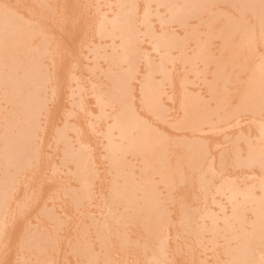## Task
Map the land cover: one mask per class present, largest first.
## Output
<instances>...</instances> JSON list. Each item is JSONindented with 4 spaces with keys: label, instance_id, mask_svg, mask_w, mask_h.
Masks as SVG:
<instances>
[{
    "label": "bare ground",
    "instance_id": "bare-ground-1",
    "mask_svg": "<svg viewBox=\"0 0 264 264\" xmlns=\"http://www.w3.org/2000/svg\"><path fill=\"white\" fill-rule=\"evenodd\" d=\"M6 1V0H5ZM11 1V0H10ZM13 1H16V0H13ZM13 1H12V3H13ZM20 1V0H19ZM27 1V0H26ZM31 1V0H30ZM49 1V0H48ZM47 0H46V3L48 2ZM56 1V0H55ZM58 1V3H59V0H57ZM61 1V0H60ZM66 1V0H65ZM64 1V2H65ZM67 1H69V0H67ZM78 1V3H79V1L80 0H77ZM90 1V0H89ZM102 1V0H101ZM106 1H108V0H106ZM110 1V0H109ZM112 1V0H111ZM118 1V2H117ZM121 1V2H120ZM127 1H129V3H127ZM132 1H134V0H115V3L117 2L118 4H120V5H118L117 3V5L119 6V7H117L119 10H120V6H124V3H126V5L127 4H129V7H130V2H132ZM135 1H137V0H135ZM134 1V2H135ZM164 1V0H163ZM166 2H168V1H170V5H168L167 6V8L170 6L171 7V5H172V7H176V5L177 6H179L178 5V3H177V1L178 0H165ZM164 1V2H165ZM186 1V0H181V2L182 3H184V2ZM191 1V0H190ZM190 1H186V3L188 2V4H189V2ZM193 1V0H192ZM212 1V2H211ZM213 1L214 0H195V1H193V4L190 6L189 5V7H190V9L188 8V7H186L187 6V4L186 5H184V4H182L181 2V4H180V6H182L183 5V7L185 6L186 8H188V10H190L191 12H189L186 8H185V10L187 11V12H189L191 15H195V14H197V15H200L198 12H200L202 15H203V12H201L202 10L204 11V8L206 9L210 4V2H211V5L213 4V5H215L214 3H213ZM216 1V0H215ZM214 1V2H215ZM228 1V0H227ZM230 1H232V0H230ZM240 1H242L240 4H244L243 6L242 5H240V7H243V9L245 10L246 8V6L248 5V4H246L245 5V2H247V3H249V5H252V8L251 9H249V11H255L254 13H253V15H252V19L254 18V19H258V18H262V15L264 14V9H263V7H264V2L263 3H260V5H256L258 2H262L261 0H258V1H256V0H240ZM240 1H236L235 0V2L237 3V2H240ZM1 2V1H0ZM9 2V1H8ZM7 2V3H8ZM18 1H16V3H17ZM33 3L35 2V0L34 1H32ZM32 2H30V3H32ZM51 2V1H50ZM72 2V1H71ZM70 2V3H71ZM76 2V0H74L73 1V3H75ZM92 2V1H91ZM99 2V1H98ZM151 2V1H150ZM154 2V1H153ZM162 1H160V3H161ZM166 2H165V5H166ZM174 2H176V3H174ZM195 2H196V5H197V9H193V10H191L192 9V6L195 4ZM217 2V1H216ZM222 2H223V0L221 1V2H219V3H221L222 4ZM233 2V1H232ZM231 2V3H232ZM255 2H257V3H255ZM1 3H3V2H1ZM0 3V4H1ZM6 3V4H7ZM21 3V2H20ZM32 3V4H33ZM38 3V2H37ZM45 3V4H46ZM53 3V2H52ZM57 3V2H56ZM69 3V4H70ZM71 4L72 6L74 5V4ZM77 3V2H76ZM75 3V4H76ZM82 3H84V2H82ZM135 3H137V2H135ZM145 3V2H144ZM147 4H148V2H146ZM159 3V2H158ZM218 3V2H217ZM230 3V2H229ZM19 4V3H18ZM26 4H27V2H26ZM85 5H87V1L85 0V3H84ZM89 4H91L90 2H89ZM98 3H96V5H97ZM99 4H100V2H99ZM101 4H104L105 5V1H104V3H101ZM107 4V3H106ZM139 5L141 4V2H139L138 3ZM163 4V3H162ZM173 4H174V6H173ZM176 4V5H175ZM238 4V3H237ZM261 4H263L262 5V7H261ZM5 5V4H4ZM3 5V6H4ZM16 5V4H15ZM20 5H22V4H20ZM29 5V7H30V4H28ZM34 5V4H33ZM39 5H40V3H39ZM43 5H44V3H43ZM42 4L40 5V6H43ZM61 5V4H60ZM95 5V6H96ZM131 5H133V3H131ZM212 5V6H213ZM229 5V4H228ZM235 5V4H234ZM239 5V4H238ZM3 6L1 7L0 6V69H2L3 68V70H0V71H2V72H0V84H2L1 85V87L2 88H5V89H3V93L2 94H0L1 95V97H2V99H4L6 102L7 101H9L7 104H12V106H13V108L12 107H9V109H12V113H9L8 112V110L9 109H7V107H6V110L7 111H5V112H8L9 113V115L11 116V118H10V116L9 117H7L8 119H7V121H6V123H5V125H7V127H5L4 126V129L2 128H0L1 129V131L3 130V133H2V136H1V134H0V138H1V145H0V152H2V154L0 155V164H2L4 161L5 162H7V161H9V162H7L5 165H7V167L5 166V165H3L4 167H2V169L0 170V171H2V174H1V172H0V239L2 240V236H3V238H4V234H5V236L9 233V235H8V237L9 238H12V239H14L13 237H15V236H17V238H19L18 237V235H16V234H18V227L17 226H15V228L17 229V231H15V234H12L13 233V228H14V222H17V217L19 216V214H22L21 212H19V211H17V209L18 208H16L18 205H19V202H17L18 201V199H16V201L14 202V200H15V196H16V194L20 191L19 189V191L17 190V188H20L21 189V184L23 183L22 181L24 180V183H27V181H28V177L30 176L29 175V173L31 172H33V174L35 173V174H37V172L39 171V167L42 165V162L41 161H44V160H41L42 158V156L40 155V152H42V148H44V145H43V147H42V142H43V140L47 137H45V134L44 133H48L49 131H48V129H46V127L44 126V125H41L42 124V122H43V120H41V118H43V117H41L40 118V116H41V112H43V109H49L50 108V110H51V107H47L46 106V108H44V106L45 105H43V102H44V100H42V99H40L41 97L39 96V95H41V93H43V90L45 89V87L44 86H46V84H45V81L44 80H47V75L45 76V74H43L42 72V74L45 76H43L42 74L41 75H39L38 76V74H39V70H40V68L42 67V64H43V60H42V64H41V62L38 64V57L37 56H43L42 58H44V56L47 54V53H45V54H43L44 52H49L50 51V49H48L47 50V47H45L44 46V43H43V46H41L42 44H41V41H38V42H40L39 44H32L33 43V41H31V42H29L30 41V39L32 40V38L34 37V35H33V33L35 32V29H32L31 27H28L27 26V24L26 25H24V22H23V27H25V29L26 30H28V29H32V30H34L33 31V33H32V30H29V31H26V30H24V28H22V23L20 22L21 20L17 17V14H14L12 11H14V10H16V11H18L16 8L15 9H13V10H11V9H9V11L7 10L8 8H10L11 6H12V4H11V6L10 7H7L6 8V6H4V8H3ZM13 6H14V4H13ZM23 6H24V4H23ZM27 6V5H26ZM32 6V5H31ZM35 7H36V5H34ZM45 6V5H44ZM47 6V5H46ZM57 6H58V4H57ZM57 6H53V8H54V10H55V7H57ZM65 6H68L67 5V3H66V5ZM71 6V7H72ZM78 6V5H77ZM80 7L82 6V4H81V2H80V5H79ZM89 7H90V5H88ZM95 6H91L90 8H92V7H95ZM98 6V5H97ZM114 6V5H113ZM128 6V5H127ZM137 6V5H136ZM144 6H146V5H144ZM161 6V5H160ZM195 6V5H194ZM207 6V7H206ZM225 6H226V3H225ZM18 7H19V5H18ZM61 7H63V6H61ZM70 7V6H69ZM69 7H67V9L69 10ZM70 7V8H71ZM74 7V6H73ZM79 7V8H80ZM102 7V6H101ZM111 7V6H110ZM109 7V8H110ZM126 7V6H125ZM125 7L123 8L124 10H125ZM132 8H134L133 6H131ZM140 7H142L141 5H140ZM139 7V8H140ZM155 7V6H154ZM183 7H181V8H183ZM211 7V6H210ZM223 7V6H222ZM238 7V6H237ZM237 7H235V9L237 8ZM248 7V6H247ZM14 8V7H13ZM32 8V7H31ZM47 9L46 10H48V8H50V7H46ZM51 8H52V6H51ZM53 8L52 9H49L50 11H51V13L49 14L48 12L49 11H45V8L43 7V9H44V12L45 13H47V14H49V15H53L54 17H52V16H50V17H52V19L54 18V21H55V18H57V15L55 14L56 12L58 13V11H54L53 10ZM84 8V10H85V8L87 9V6L86 7H83ZM143 8V7H142ZM166 8V7H165ZM177 8V7H176ZM178 8H180V7H178ZM177 8V9H178ZM181 8H180V12L183 14L184 13V15L186 16H184V15H182L181 14V16H184L185 18H187V16L189 15H187V14H185V11L183 12V11H181ZM249 8V7H248ZM248 8L246 9V10H248ZM253 8H254V10H253ZM23 9V8H22ZM32 9H34V7L32 8ZM39 9V8H38ZM57 9H59V6H58V8H56V10ZM82 9V8H81ZM89 9V8H88ZM106 9V8H105ZM128 9V8H127ZM131 9V8H130ZM146 9V8H145ZM160 9V8H159ZM164 9V8H163ZM176 9V10H177ZM214 9V8H213ZM217 9H219L218 7H217ZM240 9V8H239ZM10 10H11V12H10ZM21 10V9H20ZM19 10V11H20ZM25 10V9H24ZM24 10H23V12H24ZM27 10V9H26ZM40 10H42L41 8H40ZM39 10V11H40ZM70 10H72V8L70 9ZM69 10V11H70ZM73 10H75L76 11V9L74 8ZM93 10L94 9H92V12H93ZM99 10V9H98ZM106 10H108V9H106ZM110 10H112V9H110ZM109 10V11H110ZM114 10V9H113ZM112 10V11H113ZM129 10V9H128ZM136 10H138V6L136 7ZM175 10V11H176ZM198 10V11H197ZM228 10V9H227ZM226 10V11H227ZM237 10V12H238V9H236ZM244 10H242V12L244 11ZM18 11V12H19ZM22 11V10H21ZM19 12V14L21 13L22 15H23V12ZM32 11L34 12V10H31V13H32ZM81 10H79V12H80ZM87 11V10H86ZM101 11V10H100ZM118 11V10H117ZM123 10H122V8H121V10L120 11H118V13L120 14L121 12H122ZM164 11V10H163ZM163 11L161 10V12L163 13ZM172 11V12H171ZM169 13L171 14V13H173V10H171ZM179 11V9L176 11V13H173L174 15V18L173 17H170L172 20H176V21H178V19H179V21H180V19H181V16H180V13H177ZM192 11H196V12H194V14H193V12ZM207 11V10H206ZM209 11V10H208ZM211 11V10H210ZM217 11H219V10H217ZM231 11V10H230ZM241 11V10H240ZM15 12V11H14ZM43 12V13H44ZM52 12H53V14H52ZM55 12V13H54ZM66 11H64V13H65ZM71 12V11H70ZM76 12H78V11H76ZM76 12H74L73 11V14L75 15V13ZM78 12V13H79ZM85 12V11H84ZM89 12L91 13V11H90V9H89ZM103 12V11H102ZM132 14H133V12L134 11H130ZM140 12V11H139ZM145 12V11H144ZM148 12V11H147ZM186 12V13H187ZM228 12V11H227ZM227 12H225V13H227ZM234 12V11H233ZM236 12V11H235ZM245 12V11H244ZM243 12V13H244ZM17 13V12H16ZM26 14H27V12H25ZM36 13V12H35ZM35 13H32V14H35ZM40 13H42L41 11H40ZM44 13V14H45ZM61 13V12H60ZM60 13H58V15H60ZM66 13H68V11L66 12ZM82 13V12H81ZM90 13H88V14H90ZM94 13H95V11H94ZM105 13V15H107L106 13H107V11L106 12H104ZM142 13H143V11H142ZM167 13V12H166ZM204 13H205V11H204ZM212 13H213V11H212ZM223 13V12H222ZM232 13V12H231ZM248 13V12H247ZM31 14V15H32ZM37 14V13H36ZM35 14V15H36ZM84 14V13H83ZM83 14H80V15H83ZM87 14V15H88ZM92 14V13H91ZM90 14V15H91ZM101 14V13H100ZM132 14H129L128 12L127 13H124V11L119 15L122 19H120L121 21L119 22V24H118V22H116V21H114L115 19H116V17L118 16L117 14H116V16H114V17H112L113 18V21L115 22V23H117V27L120 29V31L122 32V34H123V36H124V38H125V41H124V38H123V36H122V34H121V38H120V36L118 35V34H120V33H118L117 35L119 36L118 38H117V36H116V31H117V29L118 28H116V27H113V26H115V23L112 21V29H111V26L109 27L108 26V28H110V31L112 32V31H114V30H116L115 31V34L113 35L110 31H107L106 30V32L105 31H102L103 30V27H104V25H109L108 23L107 24H103V23H105L103 20H105L106 21V19H108L109 17H108V15L106 16V19H104V17H102L103 15H101L100 17H101V19L102 20H99V19H97L96 21H98V22H96V23H99V25L102 23V29H99V32H98V28H100L101 27V25L99 26V27H97V28H95V29H97V30H95V29H93V30H95V31H93V33L95 32V36H97L96 35V31L100 34V36H102V37H107V34H108V37H113V39L115 38V36H116V41H117V39H119V41H122V42H125V49H123L122 50V48H124V44L122 43L121 44V42L120 43H117L118 45L120 44V48H121V50L123 51L122 53L126 56V55H128V56H130L131 58H132V60L134 59V56H135V52H136V55H137V53L140 51L139 49V47H136V46H138V42H137V36H138V39L140 40V38L142 37V35L140 36V34L139 35H137L138 34V31H136L137 29V27L138 26H136L135 24L137 23L138 24V20L136 21V23H135V21L134 20H136V19H134V18H132L133 16H132ZM134 14H136V12H134ZM140 14V13H139ZM176 14V15H175ZM180 16H178V15ZM214 14V13H213ZM240 14H242V13H240ZM240 14H237V15H240ZM246 14V13H245ZM40 15V14H39ZM49 15H48V17H49ZM61 15H63L62 13H61ZM92 15H94V14H92ZM109 15H111V14H109ZM114 15V14H113ZM169 15V14H168ZM197 15H195V16H197ZM212 15V14H211ZM210 15V17H208V20L211 22V20H213L214 19V21H215V19H217L218 18V14L216 15V16H211ZM221 15V14H220ZM227 15V14H226ZM231 15V14H230ZM233 15H235V14H233ZM232 15V16H233ZM260 16V17H256V16ZM41 16V15H40ZM39 16V17H40ZM44 16V15H43ZM78 16V15H77ZM132 16V17H131ZM135 16V15H134ZM136 16H137V14H136ZM140 16V15H139ZM160 16V15H159ZM177 16V17H176ZM190 16V15H189ZM201 16V15H200ZM199 16V17H200ZM205 16V15H204ZM208 16V15H207ZM206 16V17H207ZM241 16V15H240ZM245 16V15H244ZM250 16V15H249ZM254 16V17H253ZM31 18H32V16H30ZM29 17V18H30ZM42 17V16H41ZM49 17V18H50ZM78 17H80V16H78ZM83 16H81V18H82ZM84 17H86V15L84 16ZM120 17H118V19L120 18ZM144 17V16H143ZM179 17V18H178ZM194 17V16H193ZM193 17H192V19H193ZM198 17V18H199ZM203 17V16H202ZM216 17V18H215ZM220 17V16H219ZM225 17V20L223 21V23H222V21H221V23L220 24H223L218 30H220V29H222L221 31L222 32H220V33H223V34H221V35H223V36H221V35H218V36H221V38L223 37V40H221V38H220V41H221V43L223 42L224 43V46L223 45H221V44H218L219 45V49L221 48L220 47V45L222 46V48L224 47V49H225V47H226V49H227V51H223V53H226V54H223L221 51H219V52H221L225 57L227 56V54H228V57H229V59H228V57H227V61H229L230 60V62H231V58H233V57H231V56H234V57H236V58H238V61H239V58H242V59H244L243 58V56H245L246 57V55H250L249 57H251V55L252 54H254V53H252V52H254V50H255V48H253V47H256L254 44H257L258 43V41H257V37H259V36H256V38L257 39H255L254 38V33H256L257 32V30L255 31V28L257 29V26L255 27V28H253L254 26H252L253 24L252 23H250V24H252L251 26H249L248 24H247V20L245 19V23H242L243 21H241V19L242 18H230L229 16V18L227 17V16H224ZM235 17V16H234ZM35 18V17H34ZM33 18V19H34ZM45 18H47V16H45V17H43V19H45ZM64 18H65V16H64ZM64 18H62L63 20H61V19H59V18H57V19H59L58 21H60L61 20V22H63L64 23V21L65 22H67V23H65L64 25L65 26H63V28H65L64 29V31H67L68 33H69V36L68 35H66V34H64V37H62L63 39H65V37H70V40H69V42H73L75 39H76V37H78L77 35H70V33L73 31V30H76L75 32L77 33L78 32V28H80V27H82L83 25H84V22H85V20L83 21V23L80 21V19L78 20L79 21V24L80 25H82V26H78L79 24H76V22H75V20H71L70 21V19H68L67 20V18H68V16H67V14H66V18L64 19ZM69 18H70V16H69ZM71 18L73 19V16H72V14H71ZM92 18V17H91ZM91 18H89V19H91ZM111 17L107 20V22H109V20H111L112 19ZM153 18V17H152ZM178 18V19H177ZM183 18V17H182ZM184 18V19H185ZM205 18V17H204ZM210 18V19H209ZM213 18V19H212ZM223 18V17H222ZM244 18V17H243ZM245 18H247V17H245ZM20 21H19V20ZM25 19V18H24ZM27 19V18H26ZM37 19H38V15H37ZM74 19H75V17H74ZM88 19V18H87ZM96 19V18H95ZM94 19V20H95ZM118 19H116V20H118ZM154 19V18H153ZM163 19V18H162ZM169 19V18H168ZM170 19V20H171ZM192 19H190V21H192ZM201 19H203V18H201ZM207 19V18H206ZM220 19V18H219ZM231 19L233 20V21H231ZM236 19V20H235ZM248 19V21H249V18H247ZM256 19V20H257ZM263 19V18H262ZM261 19V20H262ZM32 20V19H31ZM46 20V19H45ZM67 20V21H66ZM93 20V21H94ZM132 20H133V25L135 26V28L134 29H132ZM146 20V19H145ZM144 20V21H145ZM148 20V19H147ZM223 20V19H222ZM237 20H239V21H241V23L238 21L237 22ZM243 20V19H242ZM251 20V19H250ZM255 20V21H256ZM18 21V22H17ZM35 21V20H34ZM37 21V20H36ZM47 21V20H46ZM50 21V20H49ZM58 21H56V22H58ZM100 21H102V22H100ZM119 21V20H118ZM178 21V22H179ZM181 21H185V20H181ZM195 21V20H194ZM200 21V20H199ZM209 21H207L208 22V25H211V27L209 28L208 27V32L210 33V35H212V32L214 31H212L211 32V28L213 29V22H212V24L209 22ZM218 21V20H217ZM216 21V22H217ZM236 21V22H235ZM254 21V22H255ZM21 23L20 25L21 26H18V27H16L17 26V24L16 23ZM31 22V21H30ZM38 22H39V20H38ZM56 22H54V23H56ZM61 22H59V24L61 23ZM90 22V21H89ZM178 22H177V24H178ZM183 22H181V23H183ZM261 22V21H260ZM11 23H13V25L11 24ZM26 23V22H25ZM40 23V22H39ZM82 23V24H81ZM87 23V22H86ZM157 23V22H156ZM159 23V22H158ZM157 23V24H158ZM171 23V22H170ZM180 23V22H179ZM195 23V22H194ZM197 23H198V21H197ZM204 23V22H203ZM202 23V24H203ZM210 23V24H209ZM218 23V22H217ZM259 23V21L257 22V24ZM261 23H263V21L261 22ZM28 24H29V22H28ZM46 25L48 24V22L47 23H45ZM49 24H50V22H49ZM48 24V25H49ZM77 26H76V25ZM93 24H94V22H93ZM153 24V23H152ZM155 24V23H154ZM156 24V25H157ZM161 24V26H162V23H160ZM175 24V23H174ZM185 24V23H184ZM186 24H189V22L188 23H186ZM185 24V25H186ZM207 24V23H206ZM205 24V25H206ZM260 24V23H259ZM10 25V26H9ZM47 25V26H48ZM51 25H52V23H51ZM55 25V24H54ZM91 25V24H90ZM147 25V24H146ZM168 25H170V24H168ZM179 25V24H178ZM177 25V26H178ZM196 25V24H195ZM201 25V24H200ZM11 28V26H12V28H13V30L12 29H10L9 27ZM17 29V28H19V29H17V30H15L14 29V27ZM27 26V27H26ZM30 26V25H29ZM44 26V25H43ZM58 26V25H57ZM160 26V25H159ZM190 26V25H189ZM192 26V25H191ZM194 26V25H193ZM197 26V25H196ZM215 26V25H214ZM218 26V25H217ZM262 26V25H261ZM6 27H8V29H10V30H12L10 33L9 32H5V30H7V28ZM32 27H34V26H32ZM38 27V26H37ZM50 27V26H49ZM48 27V28H49ZM53 27V26H52ZM51 27V29H53ZM56 27V26H55ZM60 27H62V25L60 24ZM87 27H88V25H87ZM87 27H85V28H87ZM146 27H148V26H146ZM155 27V26H154ZM168 27V26H167ZM171 27V26H170ZM174 27V26H173ZM173 27H171V28H173ZM179 28H181L180 26H178ZM185 27V26H184ZM183 27V28H184ZM195 27V26H194ZM200 27H202V26H200ZM199 27V28H200ZM20 28H22V29H20ZM34 28H36V27H34ZM38 28H40V27H38ZM37 28V29H38ZM44 28H45V26H44ZM44 28L42 27L41 29H43L42 30V32L44 31ZM57 29H61V28H58V27H56ZM56 28H55V31H56ZM62 28V29H63ZM67 28H69L68 30H67ZM107 27L105 28V29H108ZM113 28H114V30H113ZM138 28H140V27H138ZM156 28V27H155ZM160 28V27H159ZM203 28H204V26H203ZM262 28H264V25H263V27ZM261 28V29H262ZM50 29V28H49ZM84 30V28L82 27V28H80V31H83ZM118 29V30H119ZM136 29V30H135ZM162 29L163 28H161V31H162ZM217 29V28H216ZM22 30V31H21ZM46 30V29H45ZM86 30V29H85ZM109 30V29H108ZM135 31V32H137V36H136V38H135V35L133 34V32L132 31ZM139 30V29H138ZM146 30V29H145ZM154 30V29H153ZM169 30H171L170 28H169ZM173 30L174 31H176V29L175 28H173ZM180 30V29H179ZM186 30H187V28H186ZM194 30H197V29H194ZM201 30V29H200ZM199 30V31H200ZM259 30V29H258ZM7 31H9V30H7ZM31 31V32H30ZM58 31V30H57ZM62 32H63V30H61ZM91 31V32H92ZM141 31V30H140ZM155 31V30H154ZM165 31V30H164ZM166 31H167V29H166ZM203 31V30H202ZM201 31V32H202ZM45 32V31H44ZM52 32H54V29H53V31ZM100 32H104L103 34L102 33H100ZM111 33V35L109 36V34ZM119 32V31H118ZM134 32V33H135ZM178 32V31H177ZM183 32V31H182ZM182 32L180 31V33L182 34ZM185 32V31H184ZM197 32H198V30H197ZM204 32H206V30H204ZM219 32V31H218ZM233 32H236L237 33V35H238V37L236 38L237 40H235V38H234V35H236V33H234L233 34ZM259 32V31H258ZM36 33H37V31H36ZM36 33H34V34H36ZM47 33H50V32H47ZM57 33V32H56ZM56 33H55V35H56ZM61 32H59L58 34H60ZM63 33H65V32H63ZM67 33V34H68ZM79 33V32H78ZM86 33V32H85ZM97 33V34H98ZM107 33V34H106ZM142 33V32H141ZM160 33V32H159ZM175 33V32H169V34L168 35H170L171 34V36L170 37H172V35ZM191 33V32H190ZM209 33L207 34L208 36L207 37H209L210 35H209ZM263 33H264V29H263ZM46 34V33H45ZM51 34V33H50ZM106 34V35H105ZM154 34V33H153ZM157 34V33H156ZM178 34H179V32H178ZM187 34V33H186ZM185 34V35H186ZM201 34V33H200ZM202 34H205V33H202ZM201 34V35H202ZM206 34H205V36H206ZM213 34H214V32H213ZM231 34H233V36H232V38H234L233 40H234V43H232V41H230V40H232V38H230V35ZM260 34V36H261V33H259ZM55 35H53L52 34V36L54 37V38H56L55 37ZM83 35V34H82ZM89 35V34H88ZM105 35V36H104ZM113 35V36H112ZM168 35H164V33L163 34H161V37H163V36H165V37H168ZM180 35V34H179ZM33 36V37H32ZM36 36V35H35ZM37 36H40L39 34L37 35ZM46 36V35H45ZM61 36H63L62 34H61ZM72 36H74V38H73V41H71V38H72ZM89 36H91V34L89 35ZM153 36V35H152ZM160 37V35H156L155 37L158 39V37ZM176 36H177V34H176ZM175 34L173 35V37H174V40H173V37H172V39H170L169 37H168V41L167 42H171V40H172V42L174 43V42H177V38H176V41H175ZM189 36V35H188ZM214 36H217L216 34H214ZM44 37V36H43ZM81 37H83V36H81ZM98 37V36H97ZM151 37V36H150ZM160 37V38H161ZM164 37V38H165ZM180 37V36H179ZM190 37H192V36H190ZM196 37H198V35L196 36ZM205 38V39H203L205 42H201L202 40H199L200 42L198 43L197 42V44H199V46H198V49L197 50H195V51H193V49H192V51L194 52V55H196V54H198L199 53V51L201 52L202 51V53H199V54H201L200 56H198V55H196V59H197V57H198V59H199V57L203 60V58H204V61H206V60H208L210 57L208 56V52L206 51L205 53H203V51L204 50H206V49H204L205 47L207 48V46L206 45H209L208 44V41L209 40H207V39H210V38ZM54 38H53V42L54 41H56V40H54ZM84 39H85V37H83ZM88 38V37H87ZM89 38H92V36L91 37H89ZM88 38V39H89ZM110 38V39H111ZM153 38V37H152ZM155 38V41L157 40ZM160 38H159V40H160ZM204 38V37H203ZM213 38V37H212ZM215 38V37H214ZM224 38L226 39V40H224ZM230 38V40H228ZM261 38H263V37H260V39ZM37 39V38H36ZM38 39H40V37L38 38ZM37 39V40H38ZM47 39H49V38H47ZM51 39V38H50ZM79 39H81L80 37H78V39L76 40V42L77 41H79ZM106 39V38H105ZM136 39V40H135ZM143 39H145V38H143ZM185 39V38H184ZM195 39V38H194ZM264 39V38H263ZM262 39V40H263ZM16 40L17 41H25L26 43H25V46H24V42H23V48H22V45L19 47V46H17V48H19V49H17L16 51H15V47H16V45L14 44V43H16ZM27 40H29V41H27ZM42 40V39H41ZM66 41H64V45H66L67 43V38L65 39ZM96 41V37L93 39V40H91V41ZM98 40V39H97ZM108 41H109V39H107ZM146 40V39H145ZM166 40H167V38H166ZM187 40V39H186ZM214 39H212V41H213ZM219 40V39H218ZM255 40H256V42H255ZM7 41H9V42H7ZM13 41H15L14 43H12V44H14L15 45V47H14V45H12L10 42H13ZM82 41V40H81ZM85 41V40H84ZM84 41H82V43H83V47H84V45H85V43H84ZM90 41V40H89ZM100 41H102V40H99L98 41V43L99 44H101L100 43ZM107 41V42H108ZM112 41V40H111ZM135 41L137 42V45H136V43H135ZM141 41V40H140ZM147 41V40H146ZM158 41V40H157ZM162 40H160L159 42H156L157 44L158 43H160ZM163 41H164V39H163ZM191 41H192V39H191ZM196 41V40H195ZM194 41V42H195ZM198 41V40H197ZM210 41H211V39H210ZM226 41V42H225ZM237 43H236V42ZM5 42H7L9 45L7 46V44H5ZM18 42V43H19ZM37 41H35V43H36ZM44 42H46V41H44ZM49 42H50V40H49ZM52 42V41H51ZM51 42H50V44H51ZM75 42V41H74ZM75 42V43H76ZM106 42V43H107ZM115 42V41H114ZM152 42V41H151ZM166 42V41H165ZM165 42L163 43V45L165 44ZM178 42H180V40H178ZM183 41H182V39H181V42H180V44L182 43ZM187 42V41H186ZM218 42V41H217ZM260 42H262V41H260ZM31 43V45H29V46H27V44H30ZM58 43V42H57ZM56 43V44H57ZM62 43V42H61ZM74 43V44H75ZM80 43V42H79ZM162 43H160V44H158V45H161ZM188 43H189V41H188ZM196 43V42H195ZM214 43V42H213ZM5 44V45H4ZM55 44V45H56ZM59 44V43H58ZM70 44V43H69ZM72 44V43H71ZM74 44H72L73 45V47L75 46ZM114 44V43H113ZM149 44V43H148ZM156 44V45H157ZM176 44V45H175ZM174 45L177 47L178 45L180 46V44H178V43H175ZM178 44V45H177ZM187 44V43H186ZM185 44V45H186ZM192 44V43H191ZM191 44H190V48L188 49V48H186V49H188L189 51H190V49H191ZM197 44H196V46H197ZM10 45H11V48H12V51H13V53H12V51L10 52L9 50L7 51L6 49H11L10 48ZM18 45V44H17ZM20 45V44H19ZM32 45H33V48L35 47V45H36V47L35 48H37L36 50H38V48L40 47V48H42V47H45V49H44V51H42V50H40V48H39V52H36L33 48H32ZM54 45V46H55ZM80 45H82V44H80ZM102 45V44H101ZM109 45V44H108ZM112 45V44H111ZM118 45H116V46H118ZM121 45H122V47H121ZM157 45V46H158ZM167 45H168V43H167ZM212 45V44H211ZM261 45H264V43L263 44H261ZM5 46H7L8 48H6ZM27 46V47H26ZM38 46V47H37ZM49 46V45H48ZM53 46V47H54ZM61 46H62V44H61ZM60 46V47H61ZM86 46V45H85ZM92 46H93V43H92ZM106 46V45H105ZM110 46V45H109ZM108 46V47H109ZM143 46H146V45H144L143 44ZM143 46H141V47H143ZM165 46H166V44H165ZM172 46V44L169 46V47H171ZM174 46V48H176ZM178 46V47H179ZM182 46H183V44H182ZM214 46V45H213ZM215 46H217V45H215ZM5 47V48H4ZM13 47H14V49H13ZM31 49H33L34 51H32V49L30 50L29 48ZM56 47V46H55ZM57 47H58V45H57ZM76 47V46H75ZM89 47V46H88ZM87 47V48H88ZM103 47V46H102ZM147 47H148V45H147ZM161 47V46H160ZM163 47V46H162ZM167 47V49L169 50V48H168V46H166ZM165 47V48H166ZM173 47V46H172ZM170 48L171 49V51H172V49H174V48ZM185 47H187V46H185ZM193 47H195V44L193 45ZM258 47H259V44H258ZM261 47V46H260ZM259 47V48H260ZM68 47H66V46H63L62 48H61V51L62 52H64V54L63 55H68L67 57L65 56V58L66 59H63V60H67L68 59V57H71L72 55H74V54H72V55H70L69 56V54L67 53V51L69 52V50L71 49L72 50V47H70V49L68 48ZM104 48V47H103ZM209 48V47H208ZM217 48V47H216ZM262 48V47H261ZM43 49V48H42ZM53 49V48H52ZM79 49V48H78ZM84 49H86V48H84ZM91 49V48H90ZM144 49H145V47H144ZM151 49H152V45H151ZM157 49V48H156ZM218 49V48H217ZM225 49V50H226ZM5 50L7 51L6 53L7 54H9L8 52H10V53H12V54H10V55H12L13 56V54H14V52H15V54H14V57H12V56H9L8 58H7V55L5 54V55H3L4 53H5ZM56 50L57 51H55V53H57L58 52V48H56ZM87 50V49H86ZM89 50V49H88ZM87 50V51H88ZM102 50V49H101ZM100 50V51H101ZM112 50V49H111ZM115 50H117V49H115ZM114 50V51H115ZM121 50H117L116 52H120V53H114V54H116V56L118 57V56H120L121 55ZM137 50H138V52H137ZM154 50V49H153ZM166 50V49H165ZM180 50H181V48H180ZM179 50V51H180ZM184 50H185V48H184ZM184 50H183V52H181V53H184ZM209 50H211L210 48H209ZM208 50V51H209ZM222 50V49H221ZM259 50V49H258ZM263 50V49H262ZM40 51H41V55H40ZM52 51V50H51ZM66 51V52H65ZM73 51V50H72ZM74 51H75V48H74ZM90 51V50H89ZM106 51V50H105ZM110 51V50H109ZM155 51V50H154ZM157 51V50H156ZM196 51H198L196 54H195V52ZM212 51H213V49H212ZM255 51H257V50H255ZM43 52V53H42ZM82 52H85V51H81V53ZM102 52V51H101ZM141 52V51H140ZM140 52L138 53V56L136 57V58H138L139 57V54H140ZM145 52V51H144ZM152 52V51H151ZM166 53V51H163V49H162V53ZM211 52V51H210ZM258 52V51H257ZM257 52H256V54H257ZM261 52V51H260ZM263 52V51H262ZM39 53V54H38ZM52 53H54L53 51H52ZM51 52H50V55H49V57L51 58V54H52ZM88 53V52H87ZM92 53V52H91ZM94 53V52H93ZM112 53V54H113ZM161 53V52H160ZM161 53V54H162ZM164 53V54H165ZM167 53H169L168 51H167ZM171 53V52H170ZM180 53V54H181ZM187 54H189L188 52H186ZM208 53V54H207ZM59 54H60V52H59ZM77 54V53H76ZM75 54V55H76ZM83 54V53H82ZM82 54H79V56H81L82 57ZM85 54V53H84ZM90 54V53H89ZM113 54V55H114ZM120 54V55H119ZM151 53H149V55H150ZM176 54V53H175ZM203 54V55H202ZM206 56H208V57H206ZM220 54V53H219ZM222 54H220L221 55V57L223 58L224 56L222 55ZM33 55V56H32ZM37 55V56H36ZM55 55V54H54ZM78 55V54H77ZM87 55V54H86ZM123 55V57H124V59H126L127 60V58L128 57H125ZM172 55H174V53H172ZM177 55V54H176ZM209 55H211V54H209ZM220 55H218L217 57L219 58L220 57ZM2 56L4 57V58H2ZM6 56V57H5ZM48 56V55H47ZM53 56V55H52ZM61 56V55H60ZM78 56V57H79ZM85 56V55H84ZM92 56H94L93 54H92ZM96 56V55H95ZM94 56V57H95ZM165 55H163V57H164ZM168 56H171V55H169L168 54ZM181 56H182V54H181ZM184 56H185V54H184ZM187 56V55H186ZM202 56H203V58H202ZM256 56H259V55H256ZM30 57H32L31 58V60L29 59ZM41 57H39V60H40V58ZM46 57V56H45ZM77 57V56H76ZM76 58V59H80V58ZM87 56H85V58H86ZM89 57V56H88ZM87 57V58H88ZM90 57H91V55H90ZM101 57V56H100ZM106 57V56H105ZM113 57H115V55L113 56ZM116 57V58H117ZM147 57V56H146ZM166 57H167V55H166ZM166 57H164L163 59H161V63H162V60H166ZM178 56H176V58H177ZM192 57V56H191ZM195 57V56H194ZM216 57V56H215ZM261 58L263 57V56H260ZM41 58V59H42ZM48 58V57H47ZM55 57H53V59H54ZM64 58V57H63ZM87 58H86V60H87ZM104 58V57H103ZM119 58V61H121V59H122V56H121V59H120V57H118ZM131 58H128V60H129V62H131L130 60H131ZM160 58V57H159ZM169 58H171V57H169ZM173 58H174V56H173ZM181 58V57H180ZM184 58V57H183ZM206 58H208V59H206ZM214 58V57H213ZM252 58H254L253 56H252ZM256 58V57H255ZM52 59V58H51ZM52 59V60H53ZM57 59V58H56ZM71 59V58H70ZM94 59V58H93ZM96 59V58H95ZM97 59H98V57H97ZM114 58H112V56H111V60H113ZM123 59V60H124ZM139 59H140V57H139ZM145 59V58H144ZM175 59V58H174ZM179 59V57L177 58V60ZM192 59V58H191ZM216 58H214V60H215ZM225 59V58H224ZM224 59H222V60H224ZM235 58H233V60H234ZM257 59V58H256ZM260 59V58H259ZM17 60H18V63H17ZM59 60H60V57H59ZM58 60V61H59ZM81 60H82V58H81ZM81 60H78V62H80ZM108 60V59H107ZM106 60V62H108ZM118 60V59H117ZM116 59H114V61H116V62H118L119 63V61H117ZM136 60V59H135ZM135 60L133 61V62H135ZM142 60V59H141ZM171 60V59H170ZM170 60H169V62H170ZM180 60V59H179ZM185 60H187V59H185ZM211 60L212 61H214L213 59H212V57H211ZM211 60L209 59L208 60V62L210 61V63H208V62H206V63H208V64H212V62H211ZM219 60H221V58H219L218 60L216 59V62L217 61H219ZM226 60V59H225ZM241 60V59H240ZM245 60V59H244ZM246 60H247V62H248V59L246 58ZM245 60V61H246ZM263 60V58L261 59V61ZM46 61H48V60H46ZM45 61V63H47ZM58 61H56V62H58ZM68 61V60H67ZM73 61H74V59H73ZM72 61V62H73ZM83 61V60H82ZM85 61V60H84ZM89 61V60H88ZM87 61V62H88ZM95 61V60H94ZM97 61V60H96ZM101 61V60H100ZM113 61V62H114ZM125 61V60H124ZM138 60H136V62H137ZM140 61V60H139ZM152 61V60H151ZM158 61V60H157ZM181 61H182V59H181ZM188 61V63H189V60H187ZM195 61V60H194ZM235 61H236V59H235ZM254 61H256V60H254ZM261 61H260V63H259V61H258V63L257 64H255V67H256V65H258L259 64V66H257L256 68H254V69H256L257 71H255L253 68V70L251 71V74L250 75H253V74H255L256 75V72H257V76L258 77H255V76H251V77H253V78H257L256 80H254L253 78V81H256L255 82V84L253 85V84H251V86L253 85L254 87H252V89H250L251 88V86L249 85L250 84V82H248L249 84L247 85L246 83V85L247 86H245L246 88H244V87H242V88H244V90L246 89H248L247 91H245V92H243V93H241V92H239L238 94L240 95H242L241 96V98H239V97H237V99H235L236 101L237 100H239L240 99V101H238L237 103L235 102V100L233 101V102H235L237 105L235 106V110L234 109H232L234 106H233V103L230 101L231 99H233L232 97H230V92H228L229 93V95H228V93H227V91L230 89H228L227 91L226 90H224V89H226L225 88V84H226V82L228 81L227 79H228V75H227V71L229 70H227L226 69V67H228V65L227 64H225V63H227V62H225V61H221V65H219L220 63L218 62V66L216 65V66H214V73H215V76H213V74H212V76L214 77V78H216L215 80H214V78L212 79V81H213V85H211V83H212V81L210 80L208 83L211 85V87H209L210 85L208 84V83H206V84H208L207 85V87H209V89H204V88H201V87H199L198 88V91L200 90V88H201V90H204L205 92H207L206 94H208L209 96H210V98L212 99L211 101H209L210 99H207V98H209V96L206 98L205 96H203L205 99H203L201 96H199V95H197V93L199 94V92H197V89H196V91H193V92H187V95L184 93V92H182V93H184L185 95H186V97H184L185 98V100H187V101H184V102H186V103H184L183 104V107H184V110H185V105H186V113H185V111H183V115L187 118V116H188V120H189V122H191V123H189V122H186V121H188V120H185V118L183 117V115H181V114H179V115H181V117H183L184 118V120L183 121H185L186 122V124H188L189 123V125L191 126L190 128H192V129H190V130H193V129H195L196 130V127H192L193 125L192 124H194V125H200V126H202V125H205L206 123H209L208 121H210L211 120V116L212 117H214V119H215V116H216V118H218V119H222L223 120V118H225V120L227 119V117H225V116H227L228 114L230 115V114H233L234 112L236 113V110H237V114H234V116L235 115H238L239 114V112L241 111L240 109H241V106H242V109L244 108V106H245V108H244V110H246V107H248V108H250V109H253V110H250L251 112L253 111V113H255V111H256V113L258 112V111H262V110H264V61L261 63ZM52 62V61H51ZM55 62V61H54ZM69 63H70V61H68ZM91 62V61H90ZM115 62V64H116V66H120L119 64L117 65V63ZM123 61H121V63L120 64H123V63H127V61H125V62H123ZM128 62V63H129ZM141 62V61H140ZM142 62H144V61H142ZM156 62V61H155ZM154 62V63H155ZM166 62H168V60H166ZM174 62V61H173ZM183 62V61H182ZM182 62H180V63H182ZM197 62V61H196ZM195 62V63H196ZM200 62H202V61H200ZM200 62H199V64H200ZM234 62V61H233ZM237 62V61H236ZM240 62H242V60L241 61H239V64L237 63V65L240 67L241 65H240ZM247 62H245L246 63V67H247V69H248V71H250L249 70V67L252 65V64H254L253 62H252V64L250 63V65L248 66V64H247ZM20 63V64H19ZM61 63V62H60ZM74 63V62H73ZM81 63V62H80ZM98 63H99V61H98ZM103 63V62H102ZM105 63V62H104ZM146 63V62H145ZM153 63V62H152ZM160 63V62H159ZM158 63V64H159ZM171 63V62H170ZM175 63H176V60H175ZM186 63V62H185ZM188 63H186L187 65H188ZM191 63H192V60H191ZM198 63V62H197ZM206 63H203V64H206ZM232 63V62H231ZM245 63H241V64H243L242 66H244L245 67ZM21 64H23V65H25L24 67H26V69L23 67V65L21 66ZM41 64V65H40ZM52 64H55V63H52ZM51 64V65H52ZM58 64H59V62H58ZM62 64V63H61ZM75 64L77 65V63H76V61H75ZM82 64H83V62H82ZM85 64H86V61H85ZM91 64V63H90ZM90 64H87V66L88 65H90ZM134 64H137V63H133V66H134ZM163 64H165V69H166V63L165 62H163ZM172 64V63H171ZM185 64V65H186ZM192 64H194V62L192 63ZM192 64H190L191 66H192ZM202 64V63H201ZM234 64V63H233ZM38 65H40V66H38ZM70 65V64H69ZM101 65V64H100ZM114 65V64H113ZM125 65V64H124ZM129 65V64H128ZM138 65V64H137ZM152 65V64H151ZM156 65V64H155ZM153 66L152 65V67H156L157 66V68H158V65H156V66ZM161 65V64H160ZM178 65V64H177ZM180 65V64H179ZM184 65V66H185ZM196 65V64H195ZM235 65V64H234ZM233 65V66H234ZM237 65L235 66V67H233V68H235V70H236V68L237 69H239V67H237ZM38 66V67H37ZM52 66H54V65H52ZM62 66H63V64H62ZM82 66V65H81ZM80 66V67H81ZM141 67L143 66V65H140ZM144 66H146L145 64H144ZM168 66V65H167ZM175 66H176V64H175ZM189 66V65H188ZM198 66V65H197ZM202 66V65H201ZM205 66V65H204ZM213 66V65H212ZM219 66H221L220 67V69H219ZM253 66V65H252ZM20 67V68H19ZM24 69H23V68ZM55 67V66H54ZM65 67H67L66 65H65ZM72 67V66H71ZM74 67V66H73ZM99 67V66H98ZM121 67V66H120ZM122 67H123V65H122ZM129 68H128V72H127V66L123 69L122 68V70L124 71L125 69H126V71H124V72H119L121 69L120 68H118V70L116 69L115 71L116 72H119V75H117L118 77L117 78H115L114 76V80H115V82H114V80H113V82H112V87L111 88H113L112 89V92L111 93H108V99L106 100V103L104 102V104H101L100 102H97L98 104H100V108L102 107V112L101 113H103L104 114V110H103V107H104V109H105V106L106 105H110L111 103H109V104H107V102L108 101H110V100H112L113 102L115 101L116 102V100H118L117 101V103H119V106H120V104H121V107H116V108H120L118 111H114V110H116V108L114 109V110H112V111H114V113H112L111 112V114H113L111 117H113L112 119H114V120H112L111 121V123H112V125H109L110 126V128L108 129V130H110L111 132H109V131H107V128H108V124L109 123H107V125L106 124H104L105 126V132L103 131V130H101L100 129V131L103 133H101V136H100V138L103 136V135H105L104 133H106V131L107 132H109V134L107 133V136L105 135V137L107 138V140H106V138H102V139H105L106 140V142H107V146L105 145L104 146V142L105 141H100V138H99V136L97 137V138H99V141H100V145H99V143H97L98 145L97 146H101V144H102V147H105V148H102V149H105V150H103V151H105V155L103 154L104 152H102L101 150V152H102V154H103V160L108 164V165H106L105 167H103L102 166V168H103V170L105 171L106 170V172H104V173H102V175H104L105 173H108L109 174V170H112V171H110V174H111V179H112V182H109L108 181V183H111L112 184V187H110V188H112V189H110L111 190V196H110V198L108 199L107 197V200L105 201L106 202V204L104 205V207L103 208H105V209H102V211L104 212L103 213V217L102 218H98L97 216H95V218H93L92 216H90V217H92V220H95V219H101L100 221H99V223H98V227H97V230H96V223L95 224H90L91 226L93 225V228L95 227V229L93 230V234H94V231H97L98 232V235L100 236V237H98V235H97V233L95 232V234L97 235V239L96 238H94V241H95V239L96 240H99V242H101V243H98L97 241V244H102V246H103V248H102V246L100 247L101 248V250L102 249H105V251L107 250V252L109 253V252H111V253H113L112 251L114 250V251H117L118 249H117V247L119 248V250L120 251H118V252H120L121 253V246L119 247V245L120 244H118L119 243V240L120 241H122V243H124L125 245H126V243H130V242H128V241H126L125 240V242H124V239L127 237L128 238V234L130 233V228L128 227V226H130V227H132V228H135L136 230L138 229L139 230V234L137 233H135L137 236H139V235H141V231H148L149 233H150V238L151 239H153L152 238V236L155 238V239H157V240H159L160 241V243L162 242L163 243V239L164 238H166V235H167V229H171V227H169V228H167V226H169V223L171 224V222H169V216L168 215H170V214H173V212H174V210H173V212H171V213H167V214H161L162 213V211H163V213H166V212H164V210H168L167 208H169V206H167L168 205V203H166V201H168L167 199L166 200H164L165 199V197H163V196H161V194L163 195V189H165V188H161L160 186L161 185H159L160 183H163V182H166L165 183V185H164V187H169V186H171V183L172 182H177L178 183V181H179V183H180V181H182L181 183H184V182H186L187 181V176L186 175H184V176H186V181H183L182 179V177H184L183 176V172L185 173V172H187V171H183L184 169H186V168H184V167H187L189 170H193L194 171V173H199V177L197 178V183L199 184V187L200 188H202L203 189V191L204 190H214V191H212V192H215V189L216 190H218L217 188H218V185H220L221 184V181L222 180H220V182H219V179L217 180V175L215 176H205V174H207L206 172H208L209 171V173H211V171L210 170H207V169H209L210 168V166L209 165H207L206 167V171H204L203 169H202V171H204V173L205 174H200V172H196L197 170L198 171H200L201 170V168H204L203 166L204 165H206V163H211L212 164V162H211V156H213V158H216V159H212V161L214 160H216L215 162H217V154H213V155H208V156H206L205 155V153H206V151H207V147H208V150L209 149H211L212 147L214 148L215 146H214V144L212 145V147H210L209 148V146H207V145H210L211 146V144H209V143H211V142H207V140L209 141L210 139H204V141H202L201 140V138H199V139H196V135H194V134H198V133H200L199 131H200V129H198V128H200V127H198L197 129V132H195V131H193V132H191V133H193L191 136L193 137V138H189V137H191L190 135L187 137V138H189V139H184V137L186 138V136L187 135H185L184 137H183V134L182 135H179L180 133V131L178 132V137H180L181 138V136L183 137V139L182 140H179L180 138H178L177 136H175V137H177L175 140L173 139V138H175L174 137V135H172L171 133H173V132H176V131H173V132H169V135H168V133L167 132H164V130H163V132H164V134L165 133H167V134H165V135H167V137H165L164 135H163V133H161L162 132V129H159L160 127L162 128V126H160L161 124H162V122H161V124L159 125V121L157 122L158 124L157 125H159V126H157L156 125V120H155V118L153 119V120H155L154 121V125H156V127L158 128H156V127H154L153 126V124H151V121H147V120H145V121H147V122H145L144 121V119H143V117H141V118H139L140 116H137L136 114H138L139 115V113H136L137 111H139V110H137L136 112H132L130 109H134V103H132L131 101H133V100H136L137 101V99H135V96H136V91H135V93H134V95L131 93V94H129V89H131V88H133V85H132V83H131V85H132V87L131 88H129V84H130V82L129 83H127V75H129L130 73V71H132L131 73H134L133 71H135L136 70V68H131L132 67V64L130 63V65L128 66ZM151 67V66H150ZM162 67H164V65H162ZM162 67H160L162 70H163V68ZM186 67V66H185ZM206 67V66H205ZM207 67H209V66H207ZM216 67H218V70L219 71H217L216 72ZM232 67V65L230 66L229 65V67L228 68H231ZM244 67H240V69H243ZM245 67V68H246ZM254 67V66H253ZM22 68V69H21ZM38 68V69H37ZM45 68V67H44ZM43 67H42V69H44ZM60 68V67H59ZM70 68V67H69ZM84 68V67H83ZM89 68V67H88ZM97 68V67H96ZM140 68V67H139ZM138 68V69H139ZM157 68H151V70H154V69H157ZM173 68H174V66H173ZM201 68H203V67H201ZM212 68V67H211ZM233 68H231V71L229 70V74L232 72L233 73ZM244 68V69H245ZM19 69V70H18ZM46 69H48V67L46 68ZM54 69V68H53ZM56 69V68H55ZM74 69V68H73ZM85 69V68H84ZM99 69H100V67H99ZM105 69V68H104ZM103 69V70H104ZM113 69V68H112ZM115 69V68H114ZM129 69H130V71H129ZM141 69V68H140ZM146 69V68H145ZM168 69H170L169 67H168ZM183 69H185V68H183ZM187 69V68H186ZM190 69V71H191V67L189 68ZM189 69H188V71H189ZM197 69H198V67H197ZM224 69H226L227 71H225ZM239 69V70H240ZM246 69V70H247ZM5 70V71H4ZM15 70V71H14ZM22 70V71H21ZM37 70H38V72H37ZM65 70V69H64ZM64 70L62 71V73L64 72ZM90 70V69H89ZM121 70V71H122ZM158 70H159V68H158ZM162 70L160 71V72H162ZM174 70H176V69H174ZM173 70V71H174ZM193 70V69H192ZM200 70V69H199ZM202 70V69H201ZM207 70H208V68H207ZM207 70H203V71H206L207 72ZM211 70V69H210ZM238 70V71H239ZM66 71V70H65ZM70 71V70H69ZM94 71H96V70H94ZM105 71V70H104ZM114 71V72H115ZM165 71V70H164ZM163 71V72H164ZM182 71V70H181ZM184 71V70H183ZM187 71V72H188ZM237 71V70H236ZM236 71H234V72H236ZM237 71V72H238ZM242 71V70H241ZM14 72H16V73H14ZM38 74H37V73ZM48 72H52V73H54L53 71H50V69L48 70ZM57 71L55 70V73H56ZM74 72V71H73ZM77 72H79V71H77ZM89 72V71H88ZM91 72V71H90ZM103 72V71H102ZM113 72V73H114ZM142 72V71H141ZM153 72V71H152ZM154 72H159V71H154ZM176 72V71H175ZM197 72V71H196ZM201 72V71H200ZM199 72V73H200ZM209 72V71H208ZM212 72H213V70H212ZM212 72H210V73H212ZM244 72H245V70H244ZM253 72V73H252ZM60 73H61V71H59V74L57 75L58 77L60 76L61 77V75H60ZM79 73H86V71L85 72H79ZM98 73V72H97ZM112 73V74H113ZM138 73V72H137ZM136 73V74H137ZM142 73H144V72H142ZM141 73V74H142ZM171 73V72H170ZM177 73V72H176ZM189 73V72H188ZM191 73V72H190ZM189 73V74H190ZM198 73V72H197ZM205 73V72H204ZM203 72H202V74H204ZM238 73H240V72H238ZM243 73V72H242ZM35 74L37 75V78H40V79H35V82L34 83H32L31 81L35 78L34 76H35ZM64 74H65V72L63 73V78L64 79H67V78H65V76H64ZM94 74H95V72H94ZM104 74H105V72H104ZM115 74V76H116V73H114ZM113 74V75H114ZM153 74V73H152ZM151 74V75H152ZM162 74V73H161ZM181 74V73H180ZM183 74H184V72H183ZM207 74V73H206ZM234 74H236V73H234ZM248 74V73H247ZM246 74V75H247ZM259 74V75H258ZM66 75V74H65ZM75 75V74H74ZM77 75V74H76ZM79 75H81V74H79ZM83 75V74H82ZM92 75V74H91ZM101 75V74H100ZM132 75V77H133V74H131ZM138 75V74H137ZM147 75V74H146ZM149 75V74H148ZM159 75L160 74H158V77H159ZM188 75V74H187ZM199 75H201V74H199ZM199 75H197L198 77H199ZM244 75H245V73H244ZM244 75H243V77H244ZM33 76V77H32ZM54 76V75H53ZM67 76H68V74H67ZM86 76V75H85ZM84 76V77H85ZM90 76V74H88V77ZM97 76V75H96ZM176 76H179L178 75V73L176 74ZM188 76H190V78H193L194 79V77H191V75H188ZM231 76H234V75H231ZM237 76L239 77V75L237 74ZM30 77H31V79H30ZM43 77V78H42ZM56 77V76H55ZM60 77H59V79H60ZM81 77V76H80ZM93 77V76H92ZM141 77V76H140ZM152 77H155V76H152ZM152 77L150 78V76H146V79H149V81H148V86H150V88H148V91L146 90L145 91V89L144 88H146V87H144V86H146L145 85V83H143L144 84V86H143V89H144V92L146 93L147 92V94L146 95H144V93H143V97L146 99H150L151 97H152V99L154 98V97H156V96H158L159 95V92H160V90H161V85L159 84V83H157L158 81H154V79L155 78H153L152 79ZM165 77H167L166 75H165ZM165 77H162L161 79L162 80H164V79H166ZM170 77V76H169ZM240 77L242 78V74H240ZM45 78V79H44ZM48 78H53V77H48ZM76 78H77V76H76ZM87 78V77H86ZM86 78H84L85 79V81H86ZM95 78V77H94ZM93 78V79H94ZM103 78H105V77H103ZM109 78V77H108ZM136 78V77H135ZM177 78V77H176ZM186 78V77H185ZM184 78V80H186ZM196 78V77H195ZM209 78V77H208ZM212 78V77H211ZM210 78V79H211ZM231 78V77H230ZM229 78V79H230ZM234 78H236V77H234ZM234 78H232L231 79V81H235L234 80ZM246 78V77H245ZM43 79V80H42ZM54 79V78H53ZM62 79V78H61ZM82 79V78H81ZM88 79H90V78H88ZM87 79V80H88ZM139 79V78H138ZM157 79V78H156ZM170 80H171V78H169ZM178 79V78H177ZM28 80H31V81H29V83H32V85L30 84L29 85V87H31L30 89H28L27 88V86H26V81L28 82ZM36 80H40V82H38V81H36ZM69 80V79H68ZM80 80V79H79ZM97 80V79H96ZM101 80V79H100ZM142 80V79H141ZM140 80V81H141ZM180 80V79H179ZM183 80V81H184ZM195 80V79H194ZM246 80V79H245ZM44 81V82H43ZM53 81V80H52ZM55 81V80H54ZM59 81V80H58ZM62 81H63V79H62ZM78 81V80H77ZM134 81H136V80H134ZM177 81V80H176ZM191 81H192V79H191ZM196 81V80H195ZM197 81H199V80H197ZM39 83V85L40 86H38V84H36V83ZM44 83V84H42V83ZM49 82V81H48ZM51 82V81H50ZM60 82H61V80H60ZM82 82H84V81H82ZM87 82V81H86ZM96 82V81H95ZM167 82V81H166ZM174 82V81H173ZM178 82V81H177ZM193 82V81H192ZM200 82V81H199ZM206 82H207V80H206ZM238 82V81H237ZM24 83H26V84H24ZM66 83V82H65ZM65 83H63V84H65ZM67 83H69V82H67ZM111 83V82H110ZM109 83V84H110ZM114 83V84H113ZM134 83V82H133ZM146 83H147V80H146ZM165 83V82H164ZM182 83V82H181ZM194 83V82H193ZM234 83V82H233ZM252 83V82H251ZM22 84L24 85V86H22ZM38 86V88L40 87V89L43 87L44 89L42 90L41 89V91L38 89V88H36L37 86ZM48 84V83H47ZM59 84H61L62 85V83H59ZM75 84L77 85V83L75 82ZM85 84H88V83H85ZM84 83H83V85H85ZM90 84V83H89ZM93 84V83H92ZM98 84V83H97ZM103 84V83H102ZM105 84H107V83H105ZM159 84V85H158ZM177 84V83H176ZM175 84V85H176ZM184 84V83H183ZM242 84H244V83H242ZM33 85H35L34 87H33ZM43 85V86H42ZM49 85H52V84H49ZM71 86H72V84H70ZM91 85V84H90ZM108 85V84H107ZM130 85V86H131ZM137 85H139V83H137ZM168 85H169V83H168ZM167 85V86H168ZM189 85V84H188ZM191 85V84H190ZM195 85H196V82H195ZM227 85V84H226ZM6 86V87H5ZM20 86H22V87H20ZM53 86V85H52ZM52 86H51V88H52ZM65 86V85H64ZM73 86H74V83H73ZM82 85H80V86H78V87H81ZM110 86V85H109ZM147 86V87H148ZM172 87H174L173 85H171ZM178 86V85H177ZM185 86V85H184ZM187 86V85H186ZM197 86V85H196ZM199 86V85H198ZM228 86V85H227ZM226 86V87H227ZM232 86V85H231ZM250 86V87H249ZM1 87H0V89H1ZM24 87V88H23ZM47 87H49V86H47ZM54 87V86H53ZM60 87V86H59ZM66 87V86H65ZM67 87H68V85H67ZM84 87V86H83ZM82 87V88H83ZM135 87V86H134ZM137 87V86H136ZM166 87V86H165ZM172 87H171V89H172ZM189 87H193V86H189ZM205 87H206V85H205ZM229 87V86H228ZM239 87V86H238ZM248 87V88H247ZM34 88H36V89H34ZM62 88V87H61ZM73 88V87H72ZM86 88H88V86L86 87ZM106 88V87H105ZM179 88V87H178ZM177 87H176V89H178ZM180 88H182V87H180ZM24 89V90H23ZM27 89H28V91H27ZM57 88L55 87V90H56ZM93 89V88H92ZM104 89V88H103ZM108 89H110V88H108ZM134 89V88H133ZM135 89H137V88H135ZM143 89H142V91H143ZM169 89V88H168ZM39 90V91H38ZM78 90V89H77ZM86 90V89H85ZM88 90H91V89H88ZM94 90V92H92L93 94H94V96L96 95L95 94V91H97V90H95V89H93ZM107 89H105V92L104 93H107L109 90H107ZM132 90V89H131ZM131 90H130V92H131ZM200 90V95H201V93H203L204 91H201ZM240 90H242V89H240ZM239 90V91H240ZM47 91H48V88H47ZM47 91H45L44 90V93H46V97H47V94H48V92ZM58 91V90H57ZM61 92H62V90H60ZM59 91V92H60ZM64 91V90H63ZM72 91V90H71ZM81 91V90H80ZM84 91V90H83ZM111 91V90H110ZM133 90H132V92H134ZM170 91V90H169ZM210 93H209V92ZM216 91H218L217 93L218 94H214V92H216ZM226 91V92H225ZM40 94H39V93ZM55 92V91H54ZM85 92V91H84ZM87 92V91H86ZM85 92V93H86ZM162 92V91H161ZM161 92H160V94H161ZM163 92H164V90H163ZM167 92V91H166ZM196 92V93H195ZM204 92V93H205ZM232 92H233V90H232ZM91 93V92H90ZM91 93V94H92ZM99 93V96H96V100L98 101L101 97V99H102V101L101 102H103V94L101 93V92H98ZM98 93H97V95H98ZM138 93V92H137ZM169 93V92H168ZM173 93V92H172ZM175 93V92H174ZM180 93V92H179ZM204 93L202 94V95H204ZM234 93H236V92H234ZM50 94V93H49ZM56 93H54V95H55ZM81 94V93H80ZM100 94H101V96H100ZM139 94V93H138ZM237 94V93H236ZM43 95V94H42ZM58 95H59V97H64V95H60L59 93H58ZM66 95H68L67 93H66ZM74 95V94H73ZM87 95V94H86ZM86 95H84V97H82V98H85V96ZM105 95H107V94H105ZM130 95V96H129ZM134 96V99L133 98H131V96ZM164 95V94H163ZM162 95V96H163ZM177 94L175 93V96H176ZM217 95V96H216ZM235 94H233V96H234ZM239 95H236V96H239ZM38 96H39V98H38ZM44 96V95H43ZM80 96H82V95H80ZM79 96V97H80ZM88 96V95H87ZM86 96V97H87ZM132 96V97H133ZM229 96V97H228ZM1 97H0V99H1ZM56 97V96H55ZM58 97V98H59ZM62 97V98H63ZM75 97V96H74ZM100 97V98H99ZM107 97V96H106ZM138 97V96H137ZM159 98L161 97V96H158ZM177 97H178V95H177ZM53 98V97H52ZM66 98V97H65ZM69 97H67V99H68ZM81 98V99H82ZM88 98H90V97H88ZM93 98V97H92ZM98 98V99H97ZM139 98H140V96H139ZM164 98H166V97H164L163 96V99ZM172 98V97H171ZM176 98V97H175ZM179 98V97H178ZM184 98H182V99H184ZM187 98V99H186ZM231 98V99H230ZM45 99V98H44ZM54 99V98H53ZM57 99V98H56ZM61 99V98H60ZM66 99V100H67ZM76 99H77V95H76ZM75 98H74V100H76ZM100 99V100H101ZM133 99V100H132ZM145 99H143V102H144V100ZM162 99V98H161ZM173 99V98H172ZM3 100V101H4ZM59 100V99H58ZM63 100V99H62ZM65 100V99H64ZM99 100V101H100ZM131 100V101H130ZM141 100V99H140ZM154 100H155V98H154ZM157 100V99H156ZM206 100H208V102H206ZM214 100V101H213ZM46 101H47V99H46ZM83 101H85L84 99H83ZM88 101V100H87ZM90 101V100H89ZM105 101V100H104ZM112 101H110V102H112ZM149 100H146V102H144L143 104L145 105V103H147ZM151 101V103H152V100H150ZM169 101H171V100H169V98H168V103H169ZM212 101L213 102H215V104L214 103H212ZM228 101H229V103L231 102L232 103V106H230L229 105V103H228ZM50 102H51V100H50ZM64 102V101H63ZM69 102V101H68ZM91 102V101H90ZM130 102V103H129ZM134 102V101H133ZM138 102V101H137ZM165 102V101H164ZM209 102H211L212 103V107L210 106V103ZM56 103H57V101H56ZM67 103V102H66ZM84 103V102H83ZM92 103H95V101H93ZM150 103V104H151ZM155 109L156 110H158V111H163L164 110V108L163 109H161L162 107H161V105H160V102H156L155 101ZM167 103V104H168ZM171 103V102H170ZM179 103V102H178ZM183 103V102H182ZM209 103V104H208ZM230 103V104H231ZM234 103V104H235ZM4 104V103H3ZM2 104V105H3ZM9 104V105H10ZM15 104V105H14ZM53 104V103H52ZM58 105L60 104V101L57 103ZM62 104V103H61ZM69 104V103H68ZM106 104V105H105ZM127 104L130 106L131 104H134V105H131L130 107L131 108H129L128 106H127ZM139 104H142V103H139ZM149 104V103H148ZM148 104H146V106H150V108H151V106H152V104L150 105H148ZM173 104V103H172ZM8 105V106H9ZM43 105V106H42ZM57 105V106H58ZM64 105H66L65 103H64ZM83 105H85V104H82V106ZM102 105V106H101ZM115 104L113 103V106H114ZM118 105V104H117ZM164 105H166V104H164ZM164 105H162L163 107H165ZM178 105V104H177ZM179 105H181V104H179ZM240 105V106H239ZM7 106V105H6ZM11 106V105H10ZM57 106H55V108H54V110L56 111V107ZM69 106V105H68ZM72 106H74V104L72 105ZM86 106L87 105H85V107L84 108H86ZM95 106V105H94ZM94 106H92V107H94ZM112 106V105H111ZM124 106H127V110L124 108ZM143 106V105H142ZM154 106H153V108H154ZM167 106V105H166ZM171 106V105H170ZM173 106V105H172ZM42 107H43V109H42ZM59 107V106H58ZM63 107V106H62ZM61 107V108H62ZM78 107V106H77ZM96 107V106H95ZM94 107V108H95ZM133 107V108H132ZM140 107V106H139ZM174 107V106H173ZM181 107H182V105H181ZM228 107H231V109L232 110H228ZM240 107V111L238 112V108ZM2 108V107H1ZM5 108V107H4ZM52 108H53V106H52ZM60 108V110H62ZM111 108V107H110ZM122 108H124V110L123 111H121V109ZM140 108H142V107H140ZM148 108V107H147ZM152 108V109H153ZM179 108H180V106H179ZM58 109L59 108H57V111H58ZM66 109V108H65ZM73 109V108H72ZM89 109V108H88ZM91 109H93V108H91ZM136 109H138V108H136ZM152 109H150V110H152ZM155 109H153L154 111L152 112V111H150L149 110V108H148V112L150 111V112H152L153 113V115H154V117H155V113L154 112H158V111H156ZM221 109H223V110H228L229 111V113H227L226 112V115L224 114H222V113H224V111H221ZM230 109V108H229ZM42 110V111H41ZM53 110V111H54ZM59 110V111H60ZM74 110H75V108H74ZM79 110V109H78ZM95 110V109H94ZM97 110V109H96ZM107 110V109H106ZM105 110V111H106ZM109 110V109H108ZM141 110V109H140ZM144 110V109H143ZM171 110V109H170ZM173 110H174V108H173ZM180 110V109H179ZM182 110V109H181ZM234 110V111H233ZM244 110H242V111H244ZM4 111V110H3ZM69 111V110H68ZM85 111V110H84ZM88 111V110H87ZM87 111H85V113L87 112ZM133 111H135V110H133ZM241 111V112H242ZM247 111V110H246ZM4 112V113H5ZM79 112V111H78ZM90 112H92V110H90ZM89 112V113H90ZM97 112V111H96ZM149 112V113H150ZM180 112V111H179ZM230 112H232V113H230ZM240 112V113H241ZM245 112V111H244ZM248 112H249V110H248ZM250 112V113H251ZM263 112V111H262ZM261 112V113H262ZM7 113V114H8ZM48 113H50V112H48V110H47V112L45 113V114H47V115H49ZM54 113V112H53ZM59 113V112H58ZM58 113H56V114H58ZM75 112H73V114H74ZM81 115H82V110H81ZM80 113H79V115H80ZM136 113V114H135ZM160 113V115H161V117H163V112H162V114H161V112H158V114ZM176 113V112H175ZM181 113V112H180ZM219 113H221V118L220 117H218L219 116ZM249 113V114H250ZM264 113V112H263ZM44 114V113H43ZM44 114V115H45ZM64 114H65V111H64ZM72 114V113H71ZM70 114V115H71ZM88 114V113H87ZM91 114V113H90ZM94 114V113H93ZM136 116H135V115ZM259 114V113H258ZM5 115V114H4ZM39 115V116H38ZM46 115V116H47ZM51 115V114H50ZM49 115V116H50ZM55 115V113L51 116V117H53ZM59 115H61L60 113H59ZM68 115V114H67ZM76 115H78V114H76ZM108 115L109 114H107L106 116L108 117ZM148 115H150V114H148ZM145 116V118H147V117H150V116ZM178 115V114H177ZM187 115V116H186ZM213 115H215V116H213ZM218 115V116H217ZM222 115H223V117H222ZM229 115H228V118H229ZM262 115V114H261ZM264 115V114H263ZM13 116V117H12ZM64 116V115H63ZM69 116V115H68ZM75 116V115H74ZM152 116V115H151ZM157 116V115H156ZM159 116V115H158ZM253 117H254V115H252ZM258 116H260V115H258ZM1 117H3V116H1ZM37 117V118H36ZM39 117V118H38ZM76 117V116H75ZM79 117V116H78ZM83 117H84V115H83ZM87 117V116H86ZM104 117V116H103ZM153 117V116H152ZM171 117H173V115L171 116ZM179 117V116H178ZM178 117H176V118H178ZM181 117H180V119H181ZM256 117V116H255ZM264 117V116H263ZM263 117L261 118V120H263ZM6 118V117H5ZM64 118V117H63ZM68 118V117H67ZM71 118V117H70ZM74 118V117H73ZM80 118V117H79ZM82 118V117H81ZM151 118V117H150ZM150 118H148V120H150ZM233 118V117H232ZM4 119V118H3ZM38 119V120H37ZM52 119V118H51ZM72 119V118H71ZM75 119V118H74ZM84 119V118H83ZM86 119V118H85ZM89 119V118H88ZM91 119V118H90ZM89 119V120H90ZM173 119V118H172ZM179 119V118H178ZM209 119V120H208ZM217 119V120H218ZM231 119V118H230ZM234 119V118H233ZM260 119V118H259ZM39 120H41L42 122H40ZM65 120V119H64ZM73 120V119H72ZM77 120L78 119H76V121L75 122H77ZM88 120V121H89ZM98 120V119H97ZM153 120H152V122H153ZM164 120V119H163ZM168 120H169V118H168ZM176 120V119H175ZM207 120V121H206ZM213 120V119H212ZM211 120V121H212ZM228 120V119H227ZM226 120V121H227ZM232 120V119H231ZM260 120V121H261ZM49 121V120H48ZM47 121V123H49ZM59 121V120H58ZM80 121H82V119L80 120ZM90 121H92V119L90 120ZM127 121V122H126ZM170 121V120H169ZM168 121V122H169ZM181 122H182V119L180 120ZM230 121V120H229ZM258 121V120H257ZM1 122L3 123L4 121H2L1 120ZM1 122H0V124H1ZM40 122V123H39ZM55 122V121H54ZM74 122V121H73ZM86 122V120L84 121V123ZM98 122V121H97ZM96 122V123H97ZM110 122V121H109ZM176 122L178 123L179 122V120L177 121L176 120ZM180 122V123H181ZM264 122V121H263ZM263 122H261V124L263 123ZM47 123H45V121L43 122V124H46L47 125ZM59 123V122H58ZM58 123H57V125H58ZM79 123H83V122H79ZM79 123H77L78 125H79ZM106 123V122H105ZM110 123V124H111ZM149 123V124H148ZM216 123V122H215ZM238 123H240V122H238ZM254 123V122H253ZM4 124V123H3ZM3 124H2V127H3ZM41 125V128L42 127H45V128H43V129H41L44 133H42V131L40 130V128H39V126ZM54 124V123H53ZM184 124V123H183ZM202 124V125H201ZM237 123H235V125H236ZM56 125V126H57ZM83 125V124H82ZM97 125V124H96ZM101 125V124H100ZM99 125V126H100ZM188 125V126H189ZM48 126V125H47ZM53 126V125H52ZM55 126V127H56ZM77 126V125H76ZM92 126V125H91ZM261 126V125H260ZM1 127V126H0ZM59 128H61V130H58V132L59 131H64L65 132V128L64 127H62V125H59L58 126ZM75 127V126H74ZM77 127H79V126H77ZM101 127V126H100ZM163 127H166V126H163ZM176 127H178V125L176 126ZM203 127V126H202ZM201 127V128H202ZM6 128V129H5ZM48 128V127H47ZM81 128V127H80ZM82 128H84L83 126H82ZM169 128V127H168ZM252 128V127H251ZM251 128H250V133L249 134H251ZM256 128V127H255ZM45 129L48 131H45ZM50 129H51V125H50ZM57 129V128H56ZM56 129H54L55 131H56ZM67 129V128H66ZM70 129V128H69ZM88 129V128H87ZM93 129V128H92ZM96 129V128H95ZM170 129V128H169ZM207 130L208 129H210V128H206ZM213 129V128H212ZM264 129V125H262V129H261V131H260V129L258 128V129H256L257 131H258V133H261V134H259L261 137H262V131H264L263 130ZM78 130V129H77ZM96 130H98V128L96 129ZM115 132L116 130V132L114 133L113 131ZM161 132H160V131ZM166 130H167V127H166ZM165 130V131H166ZM181 130V129H180ZM190 130H189V134H190ZM203 130V132H204V129H202ZM202 130H201V132H202ZM211 130V129H210ZM38 131H41V133H42V135H41V133H39ZM79 131V130H78ZM91 131V130H90ZM94 131V130H93ZM170 131H172V130H170ZM184 131V130H183ZM209 131V130H208ZM207 131V132H208ZM255 130H253V132H252V134L251 135H248V134H244V135H246L247 136V138L248 139H250V138H252V140L250 139L249 140V142L250 141H253L255 138L254 137H252V135L256 132H254ZM260 131V132H259ZM57 132V133H58ZM64 132H62V134H61V132H59L60 134H61V136H60V146L61 145H63V144H61L62 143V139H64V137L62 138V136L64 135H66V132L64 133ZM81 132V131H80ZM87 132V131H86ZM99 132V131H98ZM202 132V133H203ZM239 132V131H238ZM243 132V131H242ZM244 132H248V131H244ZM52 133H54V131L52 132ZM89 133V132H88ZM96 133V132H95ZM182 133V132H181ZM184 133H187L188 134V132H184ZM257 132H256V134H258ZM40 134V135H39ZM56 134V133H55ZM83 134V133H82ZM90 134H92V133H90ZM170 134H171V136H170ZM210 134V133H209ZM209 134H208V136H209ZM227 134V133H226ZM241 134H243V133H241ZM240 134V135H241ZM54 135V134H53ZM52 135V136H53ZM58 135V134H57ZM71 135V134H70ZM81 135V134H80ZM87 135V134H86ZM95 135V134H94ZM93 134H92V136H94ZM199 135V134H198ZM229 136H230V133L228 134ZM231 135H233L232 133H231ZM237 135V134H236ZM239 135V136H240ZM258 135V136H259ZM38 136V137H37ZM40 136V137H39ZM43 136V138L44 139H42L41 137ZM51 136V135H50ZM170 137V139L172 138L174 141H172L171 142V140L169 139V137ZM194 136H195V138H194ZM207 136V135H206ZM222 136H225V135H222ZM227 136V135H226ZM228 136V137H229ZM250 138H249V137ZM254 136V135H253ZM54 137V136H53ZM59 137V136H58ZM69 137V136H68ZM81 137H82V135H81ZM200 137V136H199ZM210 137V136H209ZM230 137H232V136H230ZM238 137V136H237ZM242 137V136H241ZM256 137V139H255V141L254 142H250V143H255V142H257L256 140H258V139H260V140H258L259 142H257V144H255V145H258L260 142H263V140L264 139H261L260 137H258L257 138V136H255ZM40 138H41V140H40ZM48 138V137H47ZM46 138V139H47ZM51 138V137H50ZM55 138V137H54ZM71 138L73 139V137H72V135H71ZM89 138V137H88ZM93 138V137H92ZM95 138V137H94ZM198 138V137H197ZM204 138V137H203ZM202 138V139H203ZM212 138V137H211ZM214 138V137H213ZM216 138H217V136H216ZM215 138V139H216ZM246 138V137H245ZM262 138H264V134H263V137ZM38 139L41 141L40 142V144H41V146L39 145V142H38ZM79 139V138H78ZM82 140L84 139V137H82L81 138ZM81 139H79L78 140V142H80V143H83V145L85 146H87V147H89L88 149H89V151H87L86 149L87 148H79V147H77L76 145H75V140H73V142L71 141L70 142V139L69 138H67L66 137V139H64L65 141H63V142H65L67 145H66V147L67 148H64L62 151H60L61 152V156L62 157H64L65 158V160H66V162L68 161V164H71V166L69 167V168H66V169H64L65 170V172L67 173V170H68V172L70 173L68 176H70V175H72L73 176V178L72 177H68L69 178V181H70V179L72 178V179H74L75 178V180H73V181H75L74 183V185L73 184H68L69 186L71 185V186H73V187H71V189L72 188H74V193H72V194H75V196H77L76 194H78V196L77 197H74L75 199L76 198H78V197H81L80 195H87V196H89L90 194H91V191L94 189V187H93V184H95L94 183V181L98 178V174L99 173H101V172H103V170H98L100 167H99V165L98 164H96V162H95V160L97 161V159L99 160V158H102V156L100 155V157L99 156H96L97 158H95L94 156L95 155H97V153L99 152V150H98V152H97V150L95 149V148H91V147H93V146H91L90 147V145H93L91 142H93L94 140L93 139H91V137H90V139H91V141H87L90 145L88 146L87 145V142L86 141H82ZM87 139V138H86ZM85 139V140H86ZM89 139V140H90ZM218 139V138H217ZM222 139V138H221ZM48 140V139H47ZM53 139H51V141H52ZM93 140V141H92ZM177 140V141H176ZM218 140H220V139H218ZM225 140V142L224 143H226V141L228 140V142H231V141H229L230 139H224ZM241 140H242V138H241ZM247 140V139H246ZM262 140V141H261ZM96 141V140H95ZM94 141V142H95ZM170 141V142H169ZM245 141V140H244ZM48 142H50L49 140H48ZM53 142V141H52ZM56 142V141H55ZM77 142V141H76ZM84 142H86L85 144H84ZM102 142V143H101ZM105 142V143H106ZM214 142H215V140H214ZM213 141H212V143H214ZM218 143L220 142V141H217ZM217 142H216V144H217ZM223 142H221L220 144H222ZM243 142V141H242ZM249 142L247 141L246 143H248L249 144ZM45 143V142H44ZM57 143V142H56ZM96 143V142H95ZM108 143H110V144H108ZM208 143V144H207ZM240 143V142H239ZM52 144V143H51ZM54 144V143H53ZM58 144V143H57ZM205 144H207L206 146H205ZM243 144V143H242ZM261 144H263V146H264V143H261ZM4 145V147H1V146H3ZM48 145V143L46 144V146ZM80 145V144H79ZM83 145H80V146H83ZM225 145V144H224ZM223 145V146H224ZM233 145V144H232ZM244 145H246V144H244ZM251 145V144H250ZM249 145V146H250ZM255 145H253L252 144V146L250 147L251 148V150H252V152H250V153H252V156L253 157H255V154L257 155V153H260V151H263L262 149H261V147H263V146H261L260 144V146L258 145V147L257 148H255V150L252 148L253 146H255ZM39 146V147H38ZM49 146H50V143H49ZM48 146V147H49ZM63 146H65V145H63ZM85 146V147H86ZM96 146V147H97ZM226 147L228 146V147H230L231 145H229V143L227 144L226 143V145H225ZM235 146H238L237 144L235 145ZM248 145H246L245 147H246V149H247V147H249ZM48 147H46V148H48ZM57 147V146H56ZM222 147V146H221ZM232 147V146H231ZM256 147V146H255ZM259 147H260V149H259ZM41 148V149H40ZM59 148V147H58ZM58 148H55V149H58ZM74 148V149H73ZM99 148V147H98ZM218 148H220V147H218ZM222 148H225V147H222ZM240 148H242V149H244L243 147H241L240 146ZM264 148V147H263ZM3 149V150H2ZM54 149V150H55ZM59 149H62V147H60ZM66 149V150H65ZM95 149V150H94ZM100 149H101V147H100ZM217 149V148H216ZM215 149V150H216ZM228 149H232V148H228ZM235 149H237V148H235ZM245 149V150H246ZM257 149L258 150H260L259 152L257 151ZM2 150V151H1ZM41 150V151H40ZM44 150V149H43ZM49 150V149H48ZM221 150V149H220ZM222 150H224V149H222ZM243 151L244 153H246V151ZM248 150V157L245 155V154H243V152L241 153V155L243 154L244 156H246L247 158H245V159H242V160H238L237 161V165H245V166H247V167H249V168H251V169H253V170H256V172L255 173H257V171H261V176L260 177H262L261 179L262 180H264L263 178H264V157L260 160L258 157H256V158H253V157H250L251 155H250V153H249V149H247ZM93 151H96L97 153H95V152H93ZM211 151H213V149L212 150H210L209 151V153L211 154ZM233 151H235V150H233ZM242 151V150H241ZM253 151L255 152V151H257V153H253ZM44 152V151H43ZM46 152L47 151H45V157H46V159H45V161L47 160V158H49V159H51V157H50V155H49V157H47L48 155L46 154ZM215 152V151H214ZM213 152V153H214ZM218 152V151H217ZM225 152V151H224ZM230 152V151H229ZM228 152V153H229ZM237 152H238V150H237ZM264 152V151H263ZM262 152V153H263ZM53 153V152H52ZM52 153H51V155H52ZM92 153H94V154H92ZM234 153V152H233ZM42 154V155H43ZM50 154V153H49ZM60 154V153H59ZM98 154H100V153H98ZM224 154V153H223ZM261 154V153H260ZM259 154V155H260ZM40 155V156H39ZM47 155V156H46ZM94 155V156H93ZM215 155V156H214ZM241 155H240V157H241ZM264 155V154H263ZM2 156V157H1ZM40 158H39V157ZM60 156V157H61ZM92 156H93V159H92ZM106 158H105V157ZM206 156V157H205ZM230 156V155H229ZM228 156V157H229ZM262 156V155H261ZM59 157V158H60ZM61 157V158H62ZM99 157V158H98ZM211 157V158H210ZM3 158H4V161H2L3 160ZM94 158H95V160H94ZM209 159V160H206V159ZM236 158H238V159H241V158H239V157H236ZM244 158V157H243ZM34 159H37V160H35V163H36V161H38V160H41L39 163H36V164H39V165H32V164H35V163H33L34 161ZM43 159H44V156H43ZM48 159V160H49ZM7 160V161H6ZM48 160L46 161V162H44L45 164L46 163H48ZM62 160V159H61ZM100 160H102V159H100ZM206 160V161H205ZM229 160V159H228ZM232 160V159H231ZM104 161H101L100 163H105ZM207 161H209V162H207ZM222 161H224V160H222ZM227 161V160H226ZM4 162V163H5ZM57 162V161H56ZM206 162V163H205ZM228 162V161H227ZM3 163V164H4ZM44 163H43V165H44ZM49 163H51V161H49ZM214 163V162H213ZM230 163H232V161L230 162ZM235 163V162H234ZM52 165H53V162L51 163ZM65 164V163H64ZM224 164V163H223ZM226 164V163H225ZM228 164V163H227ZM233 164V163H232ZM231 164V165H232ZM51 165V166H52ZM56 164H54V166H55ZM96 165H98V167L99 168H97V166ZM104 165V164H103ZM214 165H215V163H214ZM45 166V165H44ZM47 166V165H46ZM58 166V165H57ZM101 166V165H100ZM108 166V167H107ZM226 166V165H225ZM49 167V166H48ZM106 167L107 168H109V170L108 169H106ZM1 168V167H0ZM3 168H5V169H3ZM65 168V167H64ZM97 168V169H96ZM213 168V167H212ZM217 168H218V164H217V167L216 168H214V169H216V171H217ZM222 168V167H221ZM22 169H25V172L26 173H24L23 171L24 170H22ZM30 169V170H29ZM50 169V168H49ZM52 169V168H51ZM16 172H14V171ZM36 170H37V172H36ZM44 171V173L46 172L45 171V169H43ZM97 170H98V173H97ZM108 170V171H107ZM220 170V169H219ZM218 170V171H219ZM227 171H230V170H228V169H226ZM232 170H234V169H232ZM28 171V172H27ZM30 171V172H29ZM58 171H59V169H58ZM62 171V170H61ZM99 171H101V172H99ZM222 171V170H221ZM225 171V170H224ZM17 172H20V173H18V175H16L17 174ZM22 172H23V174H22ZM41 172V171H40ZM50 172L52 173V171L50 170ZM60 172V171H59ZM62 172H64V171H62ZM61 172V173H62ZM65 172H64V176H65ZM192 172V171H191ZM231 172V171H230ZM234 172V171H233ZM233 172L232 173H230V175L227 173V177H231V179L230 180H232V175H233ZM236 172V171H235ZM235 172H234V174H235ZM238 172V171H237ZM252 173H253V171H251ZM262 172H263V174H262ZM46 173H48V172H46ZM45 173V174H46ZM61 173H59V174H57V175H59V178L58 177H56V178H58V179H56V180H60V174ZM194 173H190V176L192 175V177L194 178ZM222 173V172H221ZM240 174H241V172H239ZM20 174V175H19ZM32 174V175H33ZM35 174H34V176H35ZM41 174H42V172H41ZM40 173H39V175L38 176H40L41 175ZM44 174V175H45ZM110 174H109V176L108 175H106L105 174V176H107V177H110ZM212 175H213V173H211ZM210 174V175H211ZM246 174H247V172H246ZM245 174V175H246ZM29 175V176H28ZM54 175H56V173H54ZM62 175V174H61ZM188 175V174H187ZM239 175V174H238ZM243 175H244V173H243ZM244 175V176H245ZM256 175V174H255ZM258 175V174H257ZM257 175H256V179H258V177H259V175H258V177H257ZM263 175V176H262ZM28 176V177H27ZM47 176V175H46ZM45 176V177H46ZM53 175H51V177H52ZM64 176H62V177H64ZM67 176V175H66ZM99 176H101V174H99ZM226 176H224V178H226ZM240 176V175H239ZM243 176V177H244ZM26 177H27V179H26ZM32 177V176H31ZM30 177V178H31ZM36 177V176H35ZM237 177V176H236ZM252 177V176H251ZM260 177H259V179H258V181L260 180ZM99 178H101V177H99ZM98 178V179H99ZM182 178V179H181ZM185 178V177H184ZM191 178V177H190ZM190 178H188V180L190 179ZM196 178V177H195ZM195 178H194V180H191V181H193L192 183L190 182L189 183V181H188V184H187V186L189 185V184H192V185H195V187H197L196 186V182H195ZM240 178H242L241 176H240ZM35 179H37V178H35ZM43 180V177L41 178V176H40V179H39V177H38V182L40 181V180ZM98 179H97V181H98ZM108 179V178H107ZM228 179V178H227ZM227 179H226V181H225V179H223V181L224 182H227ZM254 179V178H253ZM252 179V180H253ZM25 180H27L26 182H25ZM31 180V179H30ZM41 180V181H42ZM45 180V179H44ZM49 180V179H48ZM51 180H53V178L51 179ZM105 181H106V179H104ZM110 180V179H109ZM229 180V179H228ZM251 180V181H252ZM261 180V181H262ZM34 181V180H33ZM40 181V182H41ZM45 181H47V180H45ZM64 181V180H63ZM99 181H100V179H99ZM102 181V180H101ZM111 181V180H110ZM216 181H218V182H216ZM222 181V182H223ZM246 181V180H245ZM250 181V182H251ZM254 181H257V180H254ZM254 181H252L253 183H254ZM21 182V184H19ZM36 182H37V180H36ZM67 182V181H66ZM96 182V181H95ZM194 182H195V184H194ZM223 182V183H224ZM229 182V184H231L230 185V187H232V185H234V183H235V188L237 187V186H240V185H237V183H239V181H237V183L236 182H234L233 181V183H231V181H228ZM249 181H248V184L250 183ZM260 182V181H259ZM23 183V184H24ZM33 183V182H32ZM42 183H44V182H42ZM41 183V184H42ZM56 183V182H55ZM69 183V182H68ZM77 183H78V185H77ZM218 183H220V184H217ZM256 183V182H255ZM45 184V186H48V187H51L52 185H54L53 183H52V185L50 186V185H46V183H44ZM43 184V185H44ZM97 184V186H98V182L96 183ZM96 184H95V186H96ZM103 184H105L104 182H103ZM164 184V183H163ZM166 184H168L169 186H166ZM215 184L217 185L216 186V188H214L215 187ZM241 184V183H240ZM245 184V191H244V193L243 192H241L240 190H239V192H241V194H238V193H236L237 194V198H239V200L238 201H240L241 199H240V195L242 196V194H245V195H247L248 197H249V199L250 200H254V204H256L254 207L253 206H251L249 203H251V204H253L252 203V201L251 202H248L247 204H249V205H247V204H245L244 203V205L246 206H249V207H253V209L256 207V214H253L254 212H255V210H254V212H252L251 213V211H253V209L250 211V208L249 209H247L248 211V213L250 212L251 214L249 215V219H248V216L247 215H243V214H245V212H246V210L245 211H242L243 209L241 208L242 206L241 205H239L240 204V202L239 203H237V205H236V200H234V203H235V206L236 207H238V209L240 208V209H242V210H237L236 209V207H235V211L233 212V205L234 204H232L231 203V211L232 212H230L229 213V215H228V212L227 213H224V215L226 214L227 216V218L225 219L224 217H222V216H224V215H222V216H217V215H219V214H221V213H219V214H215V210L213 211V209H212V207L210 206V208L212 209V210H206V212H205V210L203 211V210H201V209H199V210H201L200 211V213H198V215L201 217H199V219H204V218H207L208 219V222L206 223L205 221H203V220H201V222L199 221V220H195L196 222L197 221H199V223H202V224H200L199 226H198V228H199V230L200 229H202V228H204V225H205V229L207 230V231H210V232H212V235L215 233L216 235L218 234L217 233V231L218 230H220V229H224V231H223V233L222 234H226V233H228V232H230V233H233V234H231V236L229 235V237H230V239L231 240H234V242L235 243H237L236 242V240L238 239L239 241V245L238 244H236V245H234L233 243V245H234V247H232L231 248V243H228V244H231L229 247H230V249L228 248V252H229V250H230V256H231V260L229 261V264H264V194H261V195H259V196H257V197H255L256 195V193H254L253 194V191L254 192H256L255 191V186L258 184V183H256V185L254 186V185H252L253 187H254V189L252 188V186L250 187V185L248 186V184H247V181L244 183ZM262 184H264V182L262 181ZM19 185V186H18ZM21 185V186H20ZM30 185V184H29ZM29 185H28V188H29ZM62 185V184H61ZM63 185H65V183L63 184ZM102 185V184H101ZM105 185H107V184H105ZM179 186L177 187V189L179 190H181L182 192H184L185 190L187 191V189L188 188H190V187H188L187 189L185 188V190L183 191L181 188H183L184 187V185H183V187H180L181 185L180 184H178ZM221 185L223 186V187H221ZM219 187H221V188H219V190H222V188H227V187H229L228 186V184H221ZM224 185H225V187H224ZM237 185V186H236ZM261 185V183L259 184V186H258V189H257V187H256V190H260L259 188H261L262 186H260ZM30 186H32V185H30ZM41 186V185H40ZM59 186H60V184H59ZM68 186V187H69ZM100 186V185H99ZM109 186V185H108ZM108 186H106V187H108ZM189 186H191V185H189ZM241 186H243V185H241ZM240 186V187H241ZM23 188H24V185L22 186ZM104 187V189L106 190L107 188H105V186H103ZM180 187V188H179ZM229 187V188H230ZM22 188V189H23ZM26 188H27V186H26ZM43 188H45L44 186H43ZM43 188H42V190H43ZM61 188H62V186H61ZM63 188H64V186H63ZM65 188H67V187H65ZM95 188H98V187H95ZM109 188V187H108ZM170 188H173L174 189V187H170ZM191 188H193L192 189V193H193V190L195 189L194 188V186L193 187H191ZM22 189H21V191H22ZM39 189H40V187H39ZM69 188H67V190H68ZM70 189V191L72 192V190ZM176 189V191H178ZM184 189V188H183ZM197 190H198V188H196ZM228 189V188H227ZM226 189V190H227ZM230 189H233V188H230ZM230 189H228L230 192H231V190ZM264 189V188H263ZM263 189H261V191H263ZM27 190V189H26ZM35 190H37V189H34L33 191H35ZM48 190V189H47ZM54 190V189H53ZM61 190H63V189H61ZM108 190V189H107ZM162 190V191H161ZM167 190V189H166ZM179 190V191H180ZM189 190V189H188ZM201 190V189H200ZM218 190V191H219ZM227 190V191H228ZM235 190H237V189H233V192H235ZM243 190V189H242ZM253 190V191H252ZM28 191V190H27ZM31 191V192H30ZM30 193H31V195H29L28 197H33L32 196V189H30ZM58 191V190H57ZM165 191V190H164ZM178 191V192H179ZM202 191V190H201ZM203 191H202V193H203ZM224 191V190H223ZM28 192V193H29ZM40 192V191H39ZM43 192V191H42ZM68 192V191H67ZM67 192H62L63 194L65 193H67ZM108 192V191H107ZM169 192V191H168ZM168 192H166V193H168ZM171 192V191H170ZM174 192V191H173ZM172 192V193H173ZM232 192V193H233ZM16 193V194H15ZM24 193V192H23ZM49 193H50V191H49ZM55 193H56V190H55ZM62 193H60V194H62ZM175 193V192H174ZM185 193V192H184ZM196 193H198L197 191H196ZM201 193V192H200ZM208 193H210V192H208ZM258 193H260V191L258 192ZM262 193V192H261ZM20 194H21V192H20ZM43 194H46V193H43ZM42 194V195H43ZM59 194V192L57 193V198L59 199V197L61 196L60 194V196L58 195ZM65 194H64V196H65ZM70 195H71V197H72V194L71 193H69ZM89 194V195H88ZM164 194H165V192H164ZM183 193H181L180 192V195H182ZM188 194H190V191L188 192ZM188 194L186 193V195L188 196ZM231 194V193H230ZM42 195H40V196H42ZM51 195H53V193L51 194ZM98 195H99V193H98ZM107 195H110V194H108L107 193ZM172 195H174V194H172ZM184 195V197L185 198H187L186 196H185V194H183ZM194 195V194H193ZM197 195H199V194H197ZM228 195H229V193H228ZM232 195V194H231ZM231 195H229V196H231ZM234 195V194H233ZM231 196L232 198L234 197V196ZM39 196V197H40ZM165 196V195H164ZM167 196V195H166ZM190 196H192V194L190 195ZM190 196H189V199H190ZM26 197V196H25ZM104 197V196H103ZM162 197V198H161ZM171 197H173V196H171ZM170 197V198H171ZM199 199H197V200H200L201 199V195H199ZM13 198V199H12ZM37 198V197H36ZM50 199H51V196L49 197ZM54 198V197H53ZM65 198V197H64ZM66 198L68 199V197L66 196ZM82 198V197H81ZM85 198H86V196H85ZM95 198V197H94ZM98 198V197H97ZM99 198H101V196H99ZM140 198H141V201H140ZM167 198H169V196H167ZM175 198V197H174ZM183 198V197H182ZM184 198V199H185ZM195 198V197H194ZM209 198V197H208ZM230 198V197H229ZM242 198V200H245L244 199V197L242 196L241 197ZM19 199H20V197H19ZM24 199V198H23ZM22 199V200H23ZM30 199V198H29ZM28 199V200H29ZM39 199V198H38ZM49 199V200H50ZM61 199V198H60ZM80 199V198H79ZM78 199V200H79ZM90 199H91V196H90ZM144 201H143V200ZM176 199H178V198H176ZM179 199H180V197H179ZM193 198H191V200H192ZM234 199V198H233ZM249 199H247V200H249ZM12 200V201H11ZM27 198H26V201L24 200V202H22V203H27ZM37 200V199H36ZM41 200H43V199H41ZM56 200V199H55ZM62 200V199H61ZM69 200V199H68ZM74 200V199H73ZM83 200H84V198H83ZM96 199H93V201H95ZM101 200H103V199H101ZM175 200V199H174ZM190 200V201H191ZM196 200V201H197ZM31 201V199L28 201L29 203H31L30 202ZM32 201H33V198H32ZM65 201V200H64ZM64 201H61V202H64ZM80 201H81V199H80ZM85 201V200H84ZM84 201H82V202H84ZM89 201V200H88ZM93 201H89L90 203H92ZM104 201V200H103ZM116 201L119 203V201H121L119 204H121V206H123L122 208H124V210H122L121 212H118V211H120V209H118L119 207H121V206H119L118 208L116 207L117 206V204H116ZM178 201V200H177ZM184 201V200H183ZM185 201L187 202L188 200H186L185 199ZM189 201V202H190ZM194 201V200H193ZM207 201H209V200H207ZM233 201V200H232ZM237 201V202H238ZM34 202V201H33ZM40 202V201H39ZM56 202H58V201H56ZM68 202V201H67ZM74 202H76V201H74ZM78 203H79V201H77ZM188 202V203H189ZM195 202V201H194ZM200 202V201H199ZM206 202V201H205ZM247 202V201H246ZM12 203V204H11ZM14 203H18L17 204V206H16V204L14 205ZM25 203V204H26ZM28 203V204H29ZM35 203H38V202H35ZM40 203H42V202H40ZM54 203V202H53ZM72 203V202H71ZM81 203V202H80ZM85 203V202H84ZM84 203H83V205H84ZM96 203V202H95ZM95 203H93L94 205H97V204H95ZM178 203H179V201H178ZM178 203H177V205H178ZM183 203V202H182ZM188 203H186V204H188ZM192 202H190V204H191ZM196 203V202H195ZM197 203H198V201H197ZM203 202H201L200 204H202ZM32 204V203H31ZM31 204H29L30 206H31ZM34 204V203H33ZM44 204V203H43ZM48 204V203H47ZM62 204V203H61ZM64 204H66L67 205V203L66 202H64ZM74 204V203H73ZM87 204V203H86ZM85 204V205H86ZM104 204V203H103ZM174 204H175V202H174ZM189 204V205H190ZM194 204V203H193ZM205 204V203H204ZM253 204V205H254ZM21 205V204H20ZM28 205V207H30ZM36 205V204H35ZM45 205V204H44ZM48 205H50V204H48ZM54 205H56V204H54ZM57 205H59V204H57ZM66 205H63V206H66ZM76 205V204H75ZM78 206H79V204H77ZM92 205V204H91ZM183 206H181L180 205V207H183L182 208V212H181V214H179V215H175V213L173 214V215H175L176 217H180V218H182V219H184L185 221H189L190 219L189 218H193L192 217V214L193 215H195L194 213L196 212L195 211V209L197 208L198 209V207H194V208H192V209H194V211L193 212H189L188 210H191L192 211V209H189L188 208V210H186V207L188 206V205H185V203L184 204H182ZM192 205V204H191ZM190 205V206H191ZM197 206H198V204H196ZM207 205V204H206ZM243 205V204H242ZM243 205V206H244ZM16 206V207H15ZM25 206V205H24ZM37 206L39 207L40 205H38L37 204ZM47 206V205H46ZM74 206V205H73ZM80 206H81V204H80ZM98 206L99 205H97V207L95 206V208H98ZM101 206V205H100ZM185 206V207H184ZM189 206V207H190ZM202 206V205H201ZM42 207V206H41ZM40 207V208H41ZM49 208L51 207L52 208V206H48ZM47 207V208H48ZM57 207V206H56ZM55 207V208H56ZM76 208H77V206H75ZM85 207V206H84ZM84 207H82V209L84 208ZM86 207H88V205L86 206ZM86 207L84 208V209H86ZM92 207V206H91ZM207 206H205V207H203V208H206ZM228 207V206H227ZM44 208H45V206H44ZM65 208V210H67V208H69L68 206H66V207H64ZM80 208V207H79ZM89 208V207H88ZM95 208H93L94 210H95ZM172 209H174L173 207H171ZM176 208V207H175ZM191 208V207H190ZM209 208V207H208ZM243 208H245V207H243ZM247 208V207H246ZM245 208V209H246ZM21 209V208H20ZM34 209V208H33ZM33 209H30V210H28L29 212L31 211V210H33ZM62 209V208H61ZM83 209V210H84ZM99 209V208H98ZM177 209H178V207H177ZM39 210V209H38ZM37 210V211H38ZM45 210H47V209H45ZM55 211L57 210V209H54ZM70 210V209H69ZM75 210H77V209H75ZM79 210V209H78ZM88 210V209H87ZM90 210V209H89ZM88 210V211H89ZM94 210H92L93 212H94ZM225 210V209H224ZM21 211H22V209H21ZM35 211H36V209H35ZM44 211V210H43ZM86 211V210H85ZM84 211V212H85ZM87 211V212H88ZM97 211V210H96ZM99 211H100V209H99ZM175 211H176V209H175ZM23 212V211H22ZM45 212V211H44ZM43 212V213H44ZM66 212H68V211H66ZM72 212H75V211H72ZM77 212V214H78V211H76ZM87 212H86V214H87ZM98 212V211H97ZM178 212V211H177ZM176 212V213H177ZM199 212V211H198ZM226 212V211H225ZM244 212V213H243ZM24 213V212H23ZM32 213V212H31ZM49 214L48 213V211L47 212H45V214ZM58 213V212H57ZM61 213V212H60ZM71 212L69 211L67 214H70ZM92 213V212H91ZM243 213V214H242ZM28 214H30V213H28ZM38 214V213H37ZM40 215H41V213H39ZM45 214H43V215H45ZM50 214H52V213H50ZM53 214H55V212H53ZM52 214V218H55V217H57V216H59L58 214H57V216H55V217H53L54 215ZM64 214V213H63ZM83 214V213H82ZM81 214V215H82ZM85 214V215H86ZM93 214H95V213H93ZM97 214V213H96ZM95 214V215H96ZM99 214V213H98ZM97 214V215H98ZM256 215L255 217H254V219H253V215ZM27 215V214H26ZM33 215V214H32ZM36 215V214H35ZM42 215V216H43ZM66 215V214H65ZM173 215H171V216H173ZM197 215V216H198ZM46 216H48V215H45V217L43 216V218L41 217H39L38 219H39V221L41 222V223H43V226L44 225H46L45 227H50V225L54 222H52L51 223V221L50 220H52L50 217H46ZM68 216V215H67ZM120 216L122 217V219H121V221L118 219V218H120ZM250 216H252V221L253 222H251V217ZM86 217V216H85ZM84 217V218H85ZM88 217V216H87ZM97 217V218H96ZM194 217H196V216H194ZM222 217V218H221ZM29 218V215L28 216H26V219H28ZM49 219L50 218V220H45V223L43 222V219ZM60 218H62V217H60ZM63 218H64V215H63ZM62 218V219H63ZM173 218V217H172ZM219 218H221V219H223L222 221V223H221V225L219 224L220 222H219V220H221V219H219ZM40 219H42V220H40ZM68 220H69V218H67ZM72 219V218H71ZM176 219V218H175ZM174 219V221H176ZM207 219H204V220H207ZM25 219L23 218V222H25L24 221ZM30 220V219H29ZM29 220L27 221V222H29ZM37 220V219H36ZM56 220H58V219H56ZM64 220V219H63ZM66 220V219H65ZM64 220V223L66 224V221ZM77 220V219H76ZM119 220V221H118ZM178 220V219H177ZM21 221V220H20ZM48 221H50V223L48 222ZM59 221V220H58ZM60 221H62V220H60ZM184 221V222H185ZM203 221V222H202ZM19 222V221H18ZM22 222V223H23ZM32 222V221H31ZM39 222V223H40ZM69 221H67V223H68ZM75 222V221H74ZM78 222V221H77ZM132 223L133 225L134 224H139V226L141 225L143 228V230L141 229H139V228H137V224H136V227H134V226H132L131 224L130 225H127V224H129V223ZM26 223V222H25ZM39 223L37 224V221H36V224L38 225L37 227H41L40 225H39ZM47 223V224H46ZM48 223L50 224V225H48ZM58 223H60V222H58ZM64 223H62V224H64ZM71 223L72 224H74L73 223V220L71 221ZM82 223V222H81ZM115 223V224H114ZM187 223V222H186ZM189 223V222H188ZM19 223H17V224H15V225H18ZM24 224V223H23ZM29 224H30V222H29ZM33 224V223H32ZM35 224V223H34ZM56 224V223H55ZM61 224V223H60ZM59 224V225H60ZM71 224V225H72ZM75 224H76V222H75ZM177 224V222L175 223V225ZM189 224H193V223H189ZM20 225V224H19ZM28 225V224H27ZM71 225H69V227L71 226ZM86 225H88V223L86 224ZM127 225V226H126ZM36 226V225H35ZM74 226V225H73ZM82 226H84V223H83V225ZM141 226H140V228H141ZM172 226L173 227H175L174 226V224H172ZM181 226V225H180ZM190 226V225H189ZM195 228L197 227V226H195V225H193ZM192 226V227H193ZM201 226H203L202 228H201ZM21 226H19V236H21L20 235V232L22 233V230H23V227L22 228H20ZM26 227V226H25ZM67 227L68 228V226H67V224H66V226H62V230L64 229L65 230V228ZM78 227V226H77ZM85 227H87V226H85ZM172 227V228H173ZM179 227V226H178ZM177 227V228H178ZM193 227V228H194ZM233 227H235V230L238 228V231L236 230V232H234L235 230L233 229ZM30 228V227H29ZM31 228H33L32 227V225H31ZM70 228H72V227H70ZM70 228H68V229H70ZM81 228V227H80ZM90 228V227H89ZM181 228V227H180ZM185 228H186V226H185ZM228 228H232V230H234V231H232L231 229H228ZM27 229V228H26ZM35 229V228H34ZM43 229V228H42ZM41 228L40 229H36L38 232H40L39 230H42ZM59 229V228H58ZM83 230H85V228H82ZM86 229H88V227L86 228ZM129 229V230H128ZM174 229V228H173ZM172 229V230H173ZM176 229V228H175ZM174 229V230H175ZM184 229V228H183ZM182 229V230H183ZM197 229V228H196ZM205 229H202V230H204V231H202V232H204V233H206V231H205ZM12 230V231H11ZM15 230V229H14ZM44 230V229H43ZM42 230V231H43ZM51 230H55V229H51ZM63 230V231H64ZM71 230H73V229H70V231ZM80 230V229H79ZM89 230V229H88ZM133 230V229H132ZM131 230V231H132ZM173 230V231H174ZM178 230H180V229H177V232H178ZM193 230V229H192ZM198 230V229H197ZM199 230H198V232H199ZM217 230V231H216ZM226 230H228V232H226V233H224ZM231 230V231H230ZM29 231V230H28ZM27 230H26V234H27V232H28ZM31 231H32V229H31ZM36 231V232H37ZM52 231V232H53ZM63 231H59V232H63ZM81 231V230H80ZM128 231H129V233H128ZM173 231H171V232H173ZM56 233H58V231H55ZM77 232V231H76ZM87 232V231H86ZM146 232L145 233H143L142 232V235L138 238L139 240H136L135 242L136 243H138V242H140L141 243V241H146V239L148 238H146L145 239V237H144V234L146 235ZM147 232V233H148ZM168 232H169V230H168ZM181 232V231H180ZM180 232L178 233L179 235H180ZM192 232V231H191ZM196 232V231H195ZM195 232H193V233H195ZM201 232V233H202ZM218 232H220V231H218ZM30 233V232H29ZM32 233V232H31ZM34 233V232H33ZM63 233H65V231L63 232ZM91 233V234H92ZM221 233H219V235L221 236L222 234ZM229 233V234H230ZM14 235L13 237H10V235ZM38 234L39 233H37V236H38ZM41 234V233H40ZM50 234V233H49ZM48 234V235H49ZM78 234V233H77ZM89 234V233H88ZM91 234H89V235H91ZM131 234V233H130ZM134 234V235H135ZM169 234V233H168ZM174 234H177L176 232L174 233ZM174 234H172V238H173V235ZM191 234V233H190ZM211 234V233H210ZM210 234H209V236H210ZM33 235V234H32ZM35 235V234H34ZM48 235H45V234H43V236H41V238H38V241L35 239V244H34V246H35V250H37V252L38 251H41V254H40V252H38V256H41L42 257V252H44L45 251V249H48L47 251H45V253L47 252L48 254H46L45 255V253H44V263H42V264H55L56 262H57V264H61L60 262H59V260L61 259V257H60V259H58L59 257L57 256V254L55 255L54 254V256H57V257H54L53 256V253L51 252V251H53L52 250V248H54V246L56 247V244H57V242H58V240L60 239V238H57L58 240H57V242H55L56 241V238L52 241V239H51V237H52V235H51V237H48ZM82 235H84V234H82V233H80V236H82ZM95 235V236H96ZM125 235H126V237H125ZM169 235H171V234H169ZM169 235H168V238H169ZM204 235V234H203ZM208 235V234H207ZM219 235L217 236V237H219ZM23 236H25V234L23 235ZM22 236V237H23ZM59 236V235H58ZM65 236V235H64ZM64 236H62V238L64 239L65 237ZM69 235L66 233V238L68 237ZM74 236L76 237V235L74 234ZM80 236H77L76 238H78V239H80L81 237ZM87 236V235H86ZM92 236V235H91ZM176 236V235H175ZM188 236V235H187ZM197 236H199L198 238H196V239H200V237L202 236V235H200L199 233H198V235ZM224 236V235H223ZM7 237V236H6ZM5 237V238H6ZM29 237V236H28ZM33 237H35L36 238V236H33ZM55 237V236H54ZM75 237H73V238H75ZM80 237V238H79ZM85 237V236H84ZM134 237V236H133ZM143 237V239L141 240L140 238H142ZM203 237H205V236H203ZM203 237H202V239H203ZM211 237V236H210ZM229 237H227V239H228V241H229ZM16 237H15V239H17ZM25 238V237H24ZM24 238H23V240H24ZM27 238V237H26ZM30 238V237H29ZM28 238V239H29ZM50 238V239H49ZM99 238V239H98ZM136 238V237H135ZM149 238V239H150ZM171 238V237H170ZM182 238H183V234H182ZM208 238V237H207ZM224 238V237H223ZM22 238H20V240H21ZM72 239V238H71ZM92 239V241H93V238H91ZM131 239V241L132 240H135L134 238H130ZM148 239V240H149ZM176 239V238H175ZM189 240L191 239L190 237L188 238ZM211 239V238H210ZM215 239H216V237H215ZM219 239H221L220 237H219ZM219 239H218V242H219ZM227 239H225V241L227 240ZM236 239V240H235ZM0 240V242H3V240L1 241ZM8 240V239H7ZM68 240V239H67ZM76 240V239H75ZM141 240V241H140ZM147 240V241H148ZM154 240V239H153ZM156 240V241H157ZM166 240V239H165ZM168 240L169 241H171L170 239H167V243H168ZM173 240V242H175V240L174 239H172ZM178 240H180V239H178ZM207 240V239H206ZM10 241V240H9ZM16 241H18V239L16 240ZM16 241H13V242H15L16 243ZM29 241H31V240H29ZM28 241V242H29ZM37 241V242H36ZM69 241H70V239H69ZM138 241V242H137ZM155 241V242H156ZM183 241V240H182ZM181 241V242H182ZM194 241V240H193ZM211 241V240H210ZM7 242V241H6ZM6 242H3V243H0V244H4V243H6ZM11 242V241H10ZM21 242V241H20ZM27 242V243H28ZM56 244H55V243ZM64 242V241H63ZM73 242H74V240H73ZM77 242V241H76ZM76 242H74L75 244H76ZM79 242V241H78ZM85 242V241H84ZM185 242H186V240H185ZM184 241L182 242V243H185ZM187 242H190V241H187ZM203 242H204V240H203ZM206 242V241H205ZM209 242V241H208ZM221 242V241H220ZM227 242V241H226ZM231 242V241H230ZM23 243V246H25V244H24V242H22ZM25 243H26V240H25ZM58 243H60V241L58 242ZM66 243H68L67 241L64 243V244H66ZM72 242L70 241V244H71ZM83 243V242H82ZM133 242H131L130 244L131 245H133L132 244ZM140 243L138 244V246L140 245ZM145 243H147V242H145ZM154 243V242H153ZM159 243V244H160ZM169 243H171V242H169ZM168 243V244H169ZM200 243V242H199ZM202 243V242H201ZM222 243V242H221ZM225 243V242H224ZM21 244V243H20ZM55 244V245H54ZM63 244V245H64ZM69 244V245H70ZM79 244H80V242H79ZM92 246H91V245ZM89 244V246H88V242L86 243V247H85V251L84 250H81L80 252H82V251H84L83 253H87V259H84L83 258V262L81 261V263L83 264H85V263H87V261H93V260H96L97 259V257L99 256V255H97V257H96V255L94 254L93 255V253H96L97 251V247H94L93 246V243L91 242ZM118 244V245H117ZM130 244H127V245H130ZM155 245H158V244H156V243H154ZM168 244H167V246H168ZM172 244V243H171ZM171 244L169 245V246H171ZM175 244H177V243H175ZM198 244V243H197ZM203 244V243H202ZM206 244V243H205ZM214 244V243H213ZM223 244V243H222ZM228 244H226V245H228ZM14 245V244H13ZM13 245H11V247L13 246ZM27 245V244H26ZM62 245V246H63ZM82 245V244H81ZM98 245V246H99ZM143 245V244H142ZM147 245H149L150 246V243L148 242V244ZM152 245V244H151ZM174 245V244H173ZM182 245V244H181ZM185 245H187V244H185ZM189 246H191L192 245V243L190 244H188ZM187 245V246H188ZM194 245H196L195 244V242H194ZM193 245V246H194ZM199 245V244H198ZM201 245V244H200ZM232 245V246H233ZM238 245V246H237ZM1 246V245H0ZM14 246H16V245H14ZM20 246V245H19ZM18 246V247H19ZM22 246V247H23ZM30 246V245H29ZM33 245H32V247H34ZM61 246V247H62ZM74 246V245H73ZM76 246V245H75ZM82 246H84V244L82 245ZM117 246V247H116ZM164 246H166V245H164ZM163 246V247H164ZM184 246V245H183ZM186 246V247H187ZM203 246H205V245H203ZM217 246V245H216ZM221 246V245H220ZM219 246V247H220ZM224 246H225V244H224ZM237 246V247H236ZM21 247V246H20ZM67 246H65V248H66ZM94 247V248H93ZM140 247V246H139ZM143 247V246H142ZM162 247V246H161ZM173 247V246H172ZM175 247H177V246H175ZM174 247V248H175ZM185 247V248H186ZM196 247V246H195ZM209 248H210V246H208ZM5 248V247H4ZM3 248V249H4ZM8 248H10V246L8 245V247H6L4 250H3V254L4 253H6V250L8 249ZM70 248H71V246H70ZM76 248V247H75ZM74 248V249H75ZM84 248V247H83ZM99 248V249H100ZM152 248H154V247H152ZM151 248V246H150V250L152 249ZM168 249H171L170 247H167ZM173 248V249H174ZM181 248H182V246H181ZM184 248V249H185ZM197 248H199V246H197ZM204 248H206V247H204ZM221 249H222V247H220ZM226 248V247H225ZM2 249V246H1V248H0V250ZM14 248H12V250H13ZM17 249H20V248H17ZM55 250H56V248H54ZM59 249V248H58ZM73 249V248H72ZM123 249V248H122ZM140 248H135L134 246H133V249H131L133 252L135 251V252H137L136 250H139ZM142 249V248H141ZM158 249V248H157ZM156 249V250H157ZM162 249V248H161ZM166 249V248H165ZM164 249V251H166L167 253H168V251H170V250H168V249H166L165 250ZM178 249V248H177ZM215 249H217V248H215ZM221 249H219V250H221ZM9 250V249H8ZM7 250V251H8ZM11 250V251H12ZM31 250V249H30ZM35 250H33L34 251V254L35 253H37V252H35ZM60 250V249H59ZM58 250V251H59ZM61 250H62V248H61ZM66 250V249H65ZM143 250H144V248H143ZM156 250H153L152 249V251H153V253L156 251ZM174 250H176V248L174 249ZM183 250V249H182ZM202 250H203V248H202ZM201 250V251H202ZM224 250V249H223ZM10 251V252H11ZM21 251V250H20ZM24 251V250H23ZM77 249H76V252H75V256H76V253H77ZM95 251V252H94ZM104 251V250H103ZM102 251V253H104L105 254V252H103ZM123 251V250H122ZM127 249H125L124 250V254L123 255H125L126 256V254H128L127 252H129V254L131 253L130 252V250L129 251H127ZM146 251V250H145ZM144 251V253L142 252H140V250L138 251L139 253L138 254H146V256H150V255H148L147 253H148V250H147V252H145ZM173 251V250H172ZM192 251V250H191ZM191 251L190 252H188L187 251V249H186V251H185V253H191ZM206 251V250H205ZM227 251V250H226ZM1 253V255H3L2 254V250L0 251ZM9 252V251H8ZM7 252V253H8ZM16 252V251H15ZM18 252H19V250H18ZM22 252V251H21ZM20 252V253H21ZM54 252V251H53ZM61 252V251H60ZM66 253L67 252H69V251H65ZM135 252L133 253V254H135ZM179 252V251H178ZM183 252H184V250H183ZM194 252H196V251H194ZM198 252V251H197ZM204 252V251H203ZM208 252V251H207ZM219 251H217V255H219V253H218ZM224 252V251H223ZM19 253V254H20ZM26 253V252H25ZM32 253V252H31ZM59 253V252H58ZM70 253H73L72 251L70 252ZM78 253H79V251H78ZM77 253V254H78ZM85 253V254H86ZM117 253V252H116ZM115 253V254H116ZM126 253V254H125ZM152 252H151V254H153ZM156 253V252H155ZM200 253V252H199ZM199 253H198V256H200L199 255ZM206 253V252H205ZM209 253V252H208ZM210 253H212V252H210ZM214 253H215V251H214ZM225 253H227V252H225ZM11 254V253H10ZM15 254V253H14ZM16 254H17V252H16ZM27 254V253H26ZM25 254V255H26ZM30 254V253H29ZM61 254V253H60ZM65 253L63 252V255H64ZM81 254V253H80ZM96 254H98V253H96ZM110 254V253H109ZM109 254H106V255H108V256H110ZM122 254V253H121ZM121 254H120V257L119 258H121L122 256H121ZM128 254V255H129ZM137 254V256L138 257H140L139 255ZM174 254V253H173ZM173 254L171 253V256H172V258H173ZM181 254H182V252H181ZM196 254V253H195ZM213 254V253H212ZM12 256H13V254H11ZM22 255H23V253H22ZM31 255V254H30ZM47 255H48V257H47ZM62 255V254H61ZM69 255V254H68ZM103 255V254H102ZM159 255V254H158ZM165 255H166V253H165ZM168 255V254H167ZM167 255L165 256V258H167ZM176 255V254H175ZM184 255H186V254H184ZM192 255V254H191ZM191 255L189 256V258L188 259H190V258H193V257H191ZM193 255H194V253H193ZM204 255V254H203ZM207 255H209V254H207ZM211 255V254H210ZM209 255V256H210ZM213 255H215V254H213ZM223 255V254H222ZM7 254L4 256H2V258L0 257V259L2 260V264H12V263H14L17 259H15V261L13 260L14 258L13 257H8V256H10V255H8L7 257ZM16 256V255H15ZM18 256V255H17ZM37 256V255H36ZM65 256H66V258H67V254L66 255H64V258H65ZM71 256H73V254L71 255ZM70 256V257H71ZM86 256V255H85ZM96 258H95V257ZM103 256H105V255H103ZM111 256H113V255H111ZM119 256V255H118ZM132 256V255H131ZM137 256H136V259H137ZM152 256V255H151ZM150 256V257H151ZM157 256V255H156ZM168 256H170V255H168ZM178 256V255H177ZM181 256V255H180ZM188 256V255H187ZM197 256V255H196ZM197 256V257H198ZM221 256V255H220ZM229 256V255H228ZM19 257V256H18ZM21 257V256H20ZM25 257V256H24ZM26 257H27V255H26ZM31 257V256H30ZM41 257H40V259H41ZM54 257V258H53ZM78 258L80 257V256H77ZM94 257V258H93ZM101 257V256H100ZM100 257H98V258H100ZM114 257V256H113ZM127 257V256H126ZM125 257V258H126ZM160 257V256H159ZM201 257V256H200ZM204 257H206V256H204ZM219 257V256H218ZM223 257V260H221V261H224V255L222 256ZM227 257V256H226ZM225 257V258H226ZM13 258V259H12ZM27 258H29V257H27ZM35 258V257H34ZM61 259L62 261V263H64L63 261L66 259ZM82 258V257H81ZM80 258V259H81ZM86 258V257H85ZM93 258V259H92ZM104 258V257H103ZM107 257L105 256V259H106ZM111 258V257H110ZM125 258L124 259H122L121 258V262L119 261V260H117V262H120V263H124V262H122V260H125ZM131 258V261H132V258H134V257H130ZM162 258V257H161ZM184 258H185V256H184ZM195 258V257H194ZM202 258V257H201ZM210 258H212V257H210ZM214 258H217V257H214ZM55 261H54V260ZM57 259V260H56ZM127 259H129V258H127ZM127 259L125 260V262H129V260L127 261ZM152 259V258H151ZM183 259V256L182 257H180L179 259H178V257H177V260H176V258H175V260H176V263L175 264H184L185 263V261L187 260V259H185V261L184 260H182ZM196 259V258H195ZM205 259H207V260H210L209 258H205ZM222 259V258H221ZM228 260L230 259V258H227ZM22 260V259H21ZM33 260V259H32ZM35 260V259H34ZM42 260V259H41ZM67 260V259H66ZM75 260V259H74ZM85 260H86V262H85ZM102 260V259H101ZM111 260H113V259H111ZM110 260V261H111ZM133 260H135V259H133ZM141 260H143V257H142V259ZM153 260H154V258H153ZM163 260V259H162ZM169 260H170V258H169ZM194 260V259H193ZM202 260H204L203 258H202ZM206 260V261H207ZM11 261V262H10ZM12 261H14V262H12ZM20 261V260H19ZM24 261H26V259L24 260ZM68 261V260H67ZM70 261V260H69ZM98 261V260H97ZM100 261V260H99ZM103 261H105V260H103ZM131 261L129 262V263H127V264H130L131 263ZM144 261H146L145 259H144ZM151 261V260H150ZM161 261V260H160ZM168 261V260H167ZM166 261V262H167ZM182 261H184V263H182ZM18 262V261H17ZM17 262H15V263H17ZM30 262V261H29ZM72 262H73V259H72ZM72 262H70L71 264H72ZM75 262V261H74ZM89 262L87 263V264H89ZM95 262V261H94ZM101 262V261H100ZM148 262V261H147ZM155 262V261H154ZM174 262V261H173ZM172 262V263H173ZM190 262V261H189ZM203 262H205V261H203ZM225 262V261H224ZM26 264H27V262H25ZM34 263V262H33ZM35 263H38V262H35ZM90 263H93V262H90ZM99 263V262H98ZM102 263V262H101ZM106 263V262H105ZM108 263V262H107ZM133 263V262H132ZM140 263V262H139ZM146 262H144V263H142V264H145ZM160 263V262H159ZM167 263H169V262H167ZM194 263H195V261H194ZM210 263V262H209ZM209 263H207V264H209ZM1 264V263H0ZM41 264V263H40ZM67 264H69V263H67ZM125 264V263H124ZM147 264H149V263H147ZM151 264V263H150ZM162 264H165V261L163 260L162 261ZM170 264H171V262H170ZM190 264V263H189ZM193 264V263H192ZM196 264H198V263H196ZM203 264V263H202ZM204 264H206V263H204ZM224 264H227V263H224Z\"/></svg>",
    "mask_w": 264,
    "mask_h": 264
},
{
    "label": "rangeland",
    "instance_id": "rangeland-1",
    "mask_svg": "<svg viewBox=\"0 0 264 264\" xmlns=\"http://www.w3.org/2000/svg\"><path fill=\"white\" fill-rule=\"evenodd\" d=\"M1 2H3V3H1L0 4V6L2 7L4 4V6H6V8L7 7H10L11 6V4H12V6L10 7V8H8L7 10L9 11V9H11V10H13V9H17L18 11L20 10L21 12H23V10H24V12H23V15L20 13L19 14V12L18 11H16V10H14V11H12L14 14H17V17L21 20H19L21 23H22V28H24V30H26L25 29V27H23V22H24V25H26L27 24V26L28 27H31L32 29H35V32L34 33H36V31H37V33L36 34H34L33 33V31L34 30H32V29H28V30H26V31H29V30H32V33H33V35H34V37L32 38V40L30 39V41L29 40H27V41H29V42H31V41H33V43L32 44H39L40 42H38V41H41V46H43V43H44V46L45 47H47V50L48 49H50V51L48 52H42L43 54H45V53H47L45 56H44V58H42L41 56H37L38 57V64L41 62V64H42V60H43V64H42V67L44 68V69H42V67L40 66V65H38V66H40L41 68H40V70H39V74L37 73L38 72V70H37V74H38V76L39 75H41L42 73L43 74H45V76L47 75V80H44L45 81V84H46V86H44L45 87V89L42 87L41 89L43 90H45V91H47V88H48V94H47V97H46V93H44V90H43V93H41V95H39L41 98L40 99H42V100H44V102H43V105H45L44 106V108H46V106L47 107H51V110H50V108L49 109H43V107H42V109H43V112H41L40 114H41V116H40V118L41 117H43V118H41V120H43V122L45 121V123H47V121L49 122V123H47V125L46 124H43V122L41 121V120H39L40 122H42V124L41 125H44L45 127H46V129H48V131L45 129V131H47L48 133H44L41 129H43V128H45V127H42L41 128V125L39 126V128H40V130L42 131V133H44L45 134V137L50 141V142H48V140L45 138H43V136L41 137L42 139H44L43 140V142H42V147H43V145H44V148H40L41 150H42V152H40V155L42 156L41 158V160H44V161H41V160H38V161H36V163H39L40 161L42 162V165L39 167V171L37 172V170H36V172H37V174H35V176H34V174H33V172L31 173L30 171V173H29V177H28V181L27 180H25V182L27 181V183H24V180L22 181L23 183L21 184V182L19 183V184H21L22 186L24 185V188L21 186V189H22V191H21V189L20 188H17V190L19 191L17 194H16V198H15V200H14V202L16 201V199H18V201L17 202H19V205L17 206V204L18 203H14V205L16 204V208H18L17 209V211H19V212H21L22 214H19V216L17 217V222H14V228L12 229L13 230V233L12 234H15V231H17V229H18V234H16V235H18V237L19 238H17V236H15L17 239H18V241H16L17 239H15V237H13L14 235H10V237H13L14 239H12V238H9L8 237V235H9V233L5 236V234H4V238H3V236H2V240H3V242H6V243H4L3 245L2 244H0L1 246H2V254H3V250L6 248V247H8V245L10 246V248H8L7 250L9 251H7L6 250V253H4L3 255L5 256L6 254H7V256L8 255H10V256H8V257H13L12 259L15 261V259H17L15 262H17V263H15L14 261H12V262H14V263H12V264H26L25 262H27V264H42V263H44V253H45V251H47L48 249H45V251L44 252H42V257L41 256H38L39 254H38V252H40V254H41V251H38L37 252V250H35V246H34V244H35V239L38 241V238H41V236H43V234H45V235H48L49 233L52 235V237H51V235L49 234L48 235V237H51V239H52V241L56 238V241L55 242H57V238H60L59 240H58V242L60 241V243H58L57 242V244H56V247L54 246V248H56V250L54 249V248H52V250L54 251H51L52 253H53V256H54V254L56 255L57 254V256L59 257L58 259H60V257H61V259H63L64 258V255H66L67 254V258H66V256H65V258L68 260H66L65 258V260L63 261L64 263H62L61 261V259L59 260V262L61 263V264H67V263H69V264H71L70 262H72V259H73V262H72V264H82L81 263V261L83 262V258L84 259H87V253L85 254V253H83L84 251H85V247H86V243L88 242V246H89V244L92 242L93 243V246L94 247H97L96 249V253H98V254H96V253H93V255L95 254L96 255V257H97V255H99L98 257H100V258H98L97 257V259L96 260H93V261H90V262H93V263H90L89 261H87V263L89 262V264H127V263H129L130 261H131V258L130 257H134V258H132V261H131V263L130 264H142V263H144V262H146L145 264H147V263H151V264H162V261L164 260L165 261V264H170V262H171V264H175L176 263V260H177V257H178V259L180 258V257H182L183 256V259L182 260H184L185 261V259H187L186 261H185V263H184V261H182V263H184V264H196V263H198V264H204V263H209V264H224V263H227V264H229V261L231 260V256H230V245L233 243L234 245H236V244H238L239 245V240L237 239H235L236 240V242L237 243H235L234 242V240H231L230 239V237H229V235L231 236V234H233V233H230V232H228V230H226L224 233H226V232H228V233H226V234H222L223 233V231H224V229H220V230H218V231H220V232H218L217 230V235L214 233L213 235H212V232H210V231H207L206 229H205V225H204V228H202L203 226H201V228L202 229H205V231H206V233H204V232H202V231H204V230H202V229H200L199 230V228H198V226L200 225V224H202V223H199V221L201 222V220H203V221H205L206 223L208 222V219L207 218H204V219H207V220H204L203 218L202 219H199V215H198V213H200V211L201 210H205V212H206V210L208 211V210H212L213 208V211L215 212V214L217 215V214H219V213H221V214H219V215H217L218 217L219 216H222V215H224V213H227L228 212V215H229V213L230 212H232L231 211V203L232 204H234L233 205V212L237 209V210H239L238 209V207H236L235 206V203H236V205H237V203H239L240 202V204L239 205H241L242 207V209H240V210H242V211H245L246 210V212H245V214H243L244 216L245 215H247L248 216V219H249V215L252 213V212H254V210H255V212L253 213V214H256V207L253 209V207L256 205V204H254L253 202H254V200L252 201V200H250L249 199V197L247 196V195H245V194H242V196L244 197V199L245 200H242V196L240 195L239 197H240V201H238L239 200V198H237V194L236 193H238V194H241V192H243L244 193V191L246 190L245 189V182L247 181V184H248V181L250 182L253 178V180L252 181H254V180H257V181H254V183L251 181L249 184H248V186L250 185V187L252 186V185H256V183H258L256 186H255V191L256 192H254L253 190V194L254 193H256L255 195V197H257V196H259V195H261V194H264V184H262V181L264 182V180H262L261 178L262 177H260L261 175V171H257V173H255L256 172V170H253V169H251V168H249V167H247V166H245V165H237V161L239 160H242V159H245V158H247L249 155H248V150L247 149H249V153L250 152H252V150H251V146H252V144L253 145H255V144H257V142H259L258 140H260V139H258V140H256L257 142H255V143H250V142H254L255 141V139H256V137L255 136H257V138L258 137H260L261 139H264V138H262L263 137V134H264V131H262V137L259 135V134H261V133H258V131L256 130V129H260V131H261V129H262V125H264V110H262V111H258L257 113H256V111H255V113H253V111L251 112L250 110H253V109H250V108H248V107H246V110H244V108H245V106H244V108L242 109V106H241V109H240V107L238 108V112L241 110H244V111H240L239 112V114L238 115H235L234 116V114H237V110H236V113L234 112L233 114H228L229 115V118H228V115L227 116H225V117H227V121L225 120V118H223V120L221 119H218V118H216V116L215 115H213V116H215V119H214V117H212L211 116V120L210 121H208L209 123H206L205 125H202V126H196V125H194V124H192L193 126V128L194 127H196V130L195 129H193V130H190V129H192V128H190L191 126L189 125V123H191V122H189V120H188V116H187V118L182 114L183 113V111H185V113H186V105H185V110H184V107H183V104L184 103H186V102H184V101H187V100H185V98L184 97H186V95H187V92H193V91H196V89H197V92H199V94L197 93V95H199V96H201L203 99H205L203 96H205L206 98L209 96L208 94H206L207 92H205L204 90H201V88H204V89H209V87H211V85H213V81H212V79L214 78L213 76H215V71H214V66H216L217 64H218V62L220 63L219 65H221V61H225V62H227V63H225V64H227L228 65V67H229V65L231 66L232 65V67L231 68H233V67H235L236 65H237V63L239 64V61H241L242 60V62H240V67H244V66H242L243 64H241V63H245V62H247V60H246V58L248 59V62H247V64H248V66L250 65V63L252 64V62L254 63V64H252L250 67H249V70L250 71H248V69H247V67H246V63H245V69L243 68V69H240V67L237 65V67H239V69H237L236 68V70L238 71V72H240V73H238L236 70H235V68H233L232 70H233V73L231 72L230 74H229V70L231 71V68H228V67H226V69L228 70H226V69H224L225 71H227V75H228V81L226 82V84L229 86H227L226 84H225V88L226 89H224V90H228L229 88V90L227 91V93L228 92H230L231 94H230V97H232L233 99H231L230 101L233 103V106L235 105H237L238 103V101H240V99L239 100H235V99H237V97H239V98H241V94L239 95L238 93L239 92H241V93H243V92H245V91H247L246 89L244 90V88H246L245 86H247L249 83L248 82H250V86H251V84H255V82L256 81H253V79L254 80H256L257 78H253V77H251V76H255V77H258L257 76V72H256V75L255 74H253V75H250L251 74V71L254 69V68H256L257 66H259V64L258 65H256V67H255V64H257L258 63V61H259V63H260V61H261V59L263 58V60L261 61V63L264 61V45H261V44H263L264 43V33H263V29L264 28H262L263 27V25H264V14L262 15V18L260 17V16H256V17H260V18H256V19H252V15H253V13L255 12V11H249V9H251L252 8V5H249V3H247V2H245L244 0V2H245V5L246 4H248L247 6L249 7H245L246 9L248 8V10H244L243 9V7H240V5H242V4H240L242 1H240V0H236V1H240V2H235V0H232V1H230V0H223V2H222V4L221 3H219V2H221L222 0H214L213 1V3L215 4V5H211V2L209 3L210 5L205 9L204 8V11H205V13H204V11L202 10L201 12H203V15L200 13V12H198L200 15H197V14H195V15H197V16H195V15H191L189 12H191L190 10H188V8L190 9V7H189V5L191 6L192 4H193V1H195V0H188V1H190L189 2V4H188V2L186 3V1L184 2V3H182L181 2V0H178L177 1V3H178V5L179 6H177L176 4V2H174V3H176L175 5H176V7L178 8V7H183V5L182 6H180V4L182 3V4H184V5H186L187 4V6L186 7H188V8H186L185 6L183 7V8H181V11H185V14H189L188 16H187V18H185L186 16L184 15V13L182 14L181 12H180V8H178L179 9V11L177 12V13H180V16H181V14L182 15H184V16H181V19H180V21H179V17L177 18L178 19V21L180 22H178V21H174V20H172L173 18H174V14L173 13H176V11L178 10L175 6H174V4H173V6L174 7H172V5H171V7L169 6L168 8H167V6L168 5H170L171 3H170V1H168V2H166L165 0V2H166V5H165V2L163 1V0H137V1H135V2H137V3H135L134 1H132V2H130V7H129V4H127L126 5V3H124V6H120L121 8H122V10L124 11V13H129V14H132L130 11H134V12H136V14H137V16H136V14H134V12H133V14H132V18H134V19H136V20H134L135 21V23H136V21L138 20V24L136 23L135 25L136 26H138V27H140V28H136L135 30L136 31H138V34H137V32H135V31H132L133 32V34L135 35V38H136V36L137 35H139L140 34V36L142 35V37L140 38V40L138 39V36H137V42H138V46H136V47H139L140 49V54H139V57H140V59H139V57L138 58H136L137 56H138V50H137V55H136V52H135V56H134V59L132 60V58L130 57V56H128V55H124L122 52V50L123 49H125V42H122V41H119V39H117V41H116V36H117V38L120 36V38L123 36V34H122V32L120 31V29L116 26L117 25V23H115L114 21H116V22H118V24H119V22L121 21L120 19H122L119 15L123 12H121L120 14L118 13V11H120L121 10V8H120V10L117 8V7H119L118 5H120V4H118L117 2V4L115 3V0H108V1H106V0H86L87 1V5H85L84 3H85V0H80L79 1V3H78V1L76 0V4L75 3H73V1L74 0H69V1H65V0H59V3H58V1L56 0H47L48 2L46 3V0H35V2L33 3L32 1H34V0H16V1H18L17 3H16V1H13V0H0ZM9 1V2H8ZM12 1H13V3H12ZM51 1V2H50ZM65 1V2H64ZM72 1V2H71ZM92 1V2H91ZM100 2V4H99V2ZM104 1H105V5L104 4H101V3H104ZM151 1V2H150ZM154 1V2H153ZM160 1H162L161 3H160ZM256 1H258V0H256ZM262 2H255V3H257L256 5H260V3H263L264 2V0H261ZM8 2V3H7ZM21 2V3H20ZM26 2H27V4H26ZM30 2H32L34 5H36V7L32 4V3H30ZM38 2V3H37ZM53 2V3H52ZM57 2V3H56ZM71 2V3H70ZM80 2H81V4H82V6L80 7L79 5H80ZM82 2H84V3H82ZM89 2L91 3V4H89ZM121 2V1H120ZM139 2H141V6L143 7H140V5L138 4ZM145 2V3H144ZM146 2H148V4L146 3ZM159 2V3H158ZM181 2V3H180ZM230 2V3H229ZM232 2V3H231ZM7 3V4H6ZM19 3V4H18ZM39 3H40V5L42 4L43 5V3H44V5L43 6H40L39 5ZM46 3V4H45ZM66 3H67V5L68 6H65L66 5ZM70 3V4H69ZM74 4L73 6L71 5V4ZM96 3H98L97 5H96ZM107 3V4H106ZM127 3H129V1H127ZM131 3H133V5H131ZM163 3V4H162ZM170 3V4H169ZM192 3V4H191ZM225 3H226V6H225ZM243 3V2H242ZM13 4H14V6H13ZM16 4V5H15ZM20 4H22V5H20ZM23 4H24V6H23ZM28 4H30V7H29V5ZM57 4H58V6H59V9H57L56 10V8H58V6H57ZM61 4V5H60ZM229 4V5H228ZM235 4V5H234ZM18 5H19V7H18ZM27 5V6H26ZM32 5V6H31ZM48 7H50V8H48V10H46L47 8V6ZM57 6V7H55V10H54V8H53V6ZM78 5V6H77ZM88 5H90V7L93 5V6H95V7H92V8H90ZM114 5V6H113ZM138 6V10H136V7ZM144 5H146V6H144ZM161 5V6H160ZM195 5V6H194ZM193 6H192V9L191 10H193V9H197V5H196V2H195V4H194ZM244 5V4H243ZM242 5V6H243ZM262 5L263 4H261V7H262ZM4 6H3V8H4ZM51 6H52V8H53V10L56 12V11H58V13H62L63 15H61V13H60V15H58V13L56 12H54L56 15H57V18H59V19H61V20H63L62 18H64V16H65V18H66V14H67V16H68V18H67V20L68 19H70V21L72 20H75V22H76V24H79V19L81 18V16H83L81 19H80V21L83 23V21L85 20V22H84V25L82 26V25H78V26H82L83 28H84V30L83 31H80V28H82V27H80V28H78V32L76 33L75 31L77 30H73L71 33H70V35L72 34V35H77L78 37H80L81 39H79V41H77L76 42V40L78 39V37H76V39L73 41V38H74V36H72V38H71V41H73V42H69V40H70V37H65V39L67 38V44L66 45H64V41H66L65 39H63L62 37H64V34H66V35H68L69 36V33L67 32V31H64V29L65 28H63V26H65L64 24L65 23H67V22H65L64 21V23L63 22H61V20L60 21H58L59 19H57V18H55V21H54V18L52 19V17H54L55 15L53 14V12H52V14L54 15H49L50 13H51V11L49 10V9H52L51 8ZM61 6H63V7H61ZM72 8V10H70L71 8ZM87 6V9L85 8V10H84V8L83 7H86ZM102 6V7H101ZM111 6V7H110ZM126 6V7H125ZM131 6H135L134 8H132ZM155 6V7H154ZM211 6V7H210ZM223 6V7H222ZM238 6V7H237ZM14 7V8H13ZM34 7V9H32V8ZM43 7L45 8V11L47 12V11H49L48 13L49 14H47V13H45L44 12V9H43ZM67 7H69V10L71 11H69L68 9H67ZM80 7V8H79ZM110 7V8H109ZM125 7V10L123 9ZM140 7V8H139ZM166 7V8H165ZM217 7L219 8V9H217ZM235 7H237L236 9H238V12H237V10L235 9ZM23 8V9H22ZM39 8V9H38ZM40 8L42 9V10H40ZM76 9V11H78L79 12V10H81L79 13L78 12H76L75 10H73V9ZM82 8V9H81ZM90 9V11H91V13L92 14H94V15H92L90 12H89V9ZM108 9V10H106V9ZM129 10H128V9ZM131 8V9H130ZM146 8V9H145ZM160 8V9H159ZM164 8V9H163ZM185 8L189 11V12H187L186 10H185ZM214 8V9H213ZM240 8V9H239ZM27 9V10H26ZM92 9H94L93 10V12H92ZM99 9V10H98ZM110 9H114L113 11L112 10H110ZM177 9V10H176ZM183 9V10H182ZM228 9V10H227ZM263 9H264V7H263ZM11 10H10V12H11ZM31 10H34V12L32 11V13H35V14H32L31 13ZM42 12V13H40V11ZM87 10V11H86ZM101 10V11H100ZM110 10V11H109ZM118 10V11H117ZM161 10L163 11V13L161 12ZM171 10H173V13H169ZM176 10V11H175ZM207 10V11H206ZM209 10V11H208ZM211 10V11H210ZM217 10H219V11H217ZM228 12H227V11ZM231 10V11H230ZM241 10V11H240ZM242 10H244L243 12H242ZM253 10H254V8H253ZM64 11H68V13H64ZM73 11L74 12H76L75 13V15L73 14ZM85 11V12H84ZM94 11H95V13H94ZM103 11V12H102ZM107 11V15H108V17L110 18H112V17H114V16H116V14L118 15L117 17H116V19H118V17H120L118 20H114L113 21V18L111 19V20H109V22H107V20L109 19H106V16L107 15H105V13L104 12H106ZM140 11V12H139ZM142 11H143V13H142ZM145 11V12H144ZM148 11V12H147ZM183 11V12H184ZM198 11V10H197ZM212 11H213V13H212ZM234 11V12H233ZM236 11V12H235ZM17 12V13H16ZM25 12H27V14L25 13ZM45 14H44V13ZM82 12V13H81ZM167 12V13H166ZM172 12V11H171ZM187 12V13H186ZM193 12V14H194V12H196V11H192ZM223 12V13H222ZM225 12H227V13H225ZM232 12V13H231ZM248 12V13H247ZM84 13V14H83ZM88 13H90V14H88ZM101 13V14H100ZM140 13V14H139ZM240 13H242V14H240ZM246 13V14H245ZM32 14V15H31ZM42 16H40V15ZM71 14H72V16H73V19L71 18ZM80 14H83V15H80ZM88 14V15H87ZM104 14V15H103ZM109 14H111V15H109ZM114 14V15H113ZM169 14V15H168ZM212 14V15H211ZM218 14V18L217 19H215V21H214V19L213 20H211V22L208 20V17H210V15L211 16H216ZM221 14V15H220ZM227 14V15H226ZM231 14V15H230ZM233 14H235V15H233ZM237 14H240V15H237ZM252 14V15H251ZM255 14V13H254ZM37 15H38V19H37ZM44 15V16H43ZM48 15H49V17L50 16H52V17H48ZM80 16V17H78V16ZM86 15V17H84ZM101 15H103L102 17H104V19H106V21L105 20H103L105 23H103L102 21H100V22H102L103 24H109V25H104V27L102 26V23L100 24L101 25V27L100 28H98V32H99V29H102V27H103V30L102 31H105L106 32V30L107 31H110V28H108V26L110 27L113 23H112V21L115 23V26H113V27H116V28H118L117 29V31L116 30H114V28H113V30L114 31H110L112 34L114 33L115 34V31L117 32L116 33V36H115V38L113 39V37L111 38V37H108V34H107V37L105 36V37H102V36H100V34L96 31V35L98 36H95V32L93 33V31H95V30H97V29H95V28H97V27H99L100 25H99V23H96V22H98V21H96L97 19H99V20H102L101 19ZM135 15V16H134ZM140 15V16H139ZM160 15V16H159ZM176 15V14H175ZM205 15V16H204ZM208 15V16H207ZM233 15V16H232ZM245 15V16H244ZM250 15V16H249ZM30 16H32V18L30 17ZM40 16V17H39ZM45 16H47V18H45V19H43V17H45ZM69 16H70V18H69ZM144 16V17H143ZM194 16V17H193ZM200 16V17H199ZM203 16V17H202ZM207 16V17H206ZM220 16V17H219ZM224 16H229L230 18H242L241 19V21H243L242 23H245V19L247 20L246 22H247V24L249 25V26H251L252 24V26H254L253 28H255L256 26H257V29L255 28V31L257 30V32L256 33H254V38L255 39H257V41H258V43L256 42V40H255V42L257 43V44H254L256 47H253V48H255V50H257V51H255L254 50V52H252V53H254V54H252L251 55V57H249L250 55H246V57L245 56H243V58L246 60H244V59H242V58H239V61H238V58H236V57H234V56H231V57H233V58H235L236 59V61H235V59L233 60V58H231L232 60H231V62H230V60L229 61H227V57H228V54H227V56L225 57L223 54H226V53H223V51L225 52V51H227V49H226V47H225V49H224V47L222 48V46L221 45H223L224 46V43L222 42L221 43V41H220V38H221V36H223V35H221V34H223V33H220V32H222L221 30L222 29H220V30H218L223 24H220L221 23V21H222V23H223V21L225 20V17ZM235 16V17H234ZM30 17V18H29ZM35 17V18H34ZM74 17H75V19H74ZM92 17V18H91ZM154 19H153V18ZM170 17H173L172 19L170 18ZM177 17V16H176ZM183 17V18H182ZM192 17H193V19H192ZM199 17V18H198ZM205 17V18H204ZM223 17V18H222ZM228 17V18H229ZM244 17V18H243ZM245 17H247V18H249V21H248V19L247 18H245ZM254 17V16H253ZM25 18V19H24ZM27 18V19H26ZM34 18V19H33ZM64 18V19H65ZM88 18V19H87ZM89 18H91V19H89ZM96 18V19H95ZM163 18V19H162ZM169 18V19H168ZM185 18V19H184ZM201 18H203V19H201ZM207 18V19H206ZM211 18V17H210ZM209 18V19H210ZM216 18V17H215ZM220 18V19H219ZM32 19V20H31ZM95 19V20H94ZM146 19V20H145ZM148 19V20H147ZM171 19V20H170ZM175 19V18H174ZM190 19H192V21H190ZM223 19V20H222ZM251 19V20H250ZM262 19V20H261ZM35 20V21H34ZM37 20V21H36ZM38 20H39V22H38ZM50 20V21H49ZM66 20V21H67ZM83 20V21H82ZM94 20V21H93ZM145 20V21H144ZM181 20H185L184 22L183 21H181ZM195 20V21H194ZM200 20V21H199ZM218 20V21H217ZM234 20V19H233ZM232 19H231V21H233ZM236 20V19H235ZM256 20V21H255ZM23 21V22H22ZM31 21V22H30ZM56 21H58V22H56ZM90 21V22H89ZM197 21H198V23H197ZM207 21H209L211 24H212V22H213V29L211 28V32L213 31L214 32V34H216L217 36H214V34H213V32H212V35H210V33L208 32V27L210 26L211 27V25H208V22ZM218 23H217V22ZM239 20H237V22H238ZM241 21H239L240 23H241ZM255 21V22H254ZM259 21V23L257 24V22ZM263 21V23H261V22ZM18 22V21H17ZM16 23L17 24V26L16 27H18V26H21L20 24L21 23ZM26 22V23H25ZM28 22H29V24H28ZM48 22V24H49V22H50V24L47 26L45 23H47ZM54 22H56V23H54ZM59 22H61L60 24L62 25V27H60V24H59ZM87 22V23H86ZM93 22H94V24H93ZM112 24H111V23ZM158 24H157V23ZM171 22V23H170ZM177 22H178V24H177ZM181 22H183V23H181ZM189 22V24H186V23H188ZM195 22V23H194ZM204 22V23H203ZM236 22V21H235ZM252 23V24H250V23ZM51 23H52V25H51ZM153 23V24H152ZM155 23V24H154ZM160 23H162V26H161V24ZM175 23V24H174ZM186 25H185V24ZM203 23V24H202ZM207 23V24H206ZM209 23V24H210ZM12 25H13V23H11ZM55 24V25H54ZM75 24V25H76ZM91 24V25H90ZM111 24V25H110ZM134 23H133V20H132V25H133ZM147 24V25H146ZM157 24V25H156ZM168 24H170V25H168ZM197 26H196V25ZM201 24V25H200ZM206 24V25H205ZM30 25V26H29ZM45 26V28H44V26ZM58 25V26H57ZM87 25H88V27H87ZM99 25V26H98ZM160 25V26H159ZM180 26L181 28H179L178 26ZM190 25V26H189ZM192 25V26H191ZM195 27H194V26ZM215 25V26H214ZM218 25V26H217ZM262 25V26H261ZM10 26V25H9ZM8 26V27H9ZM26 26V27H27ZM32 26H34V27H36V28H34V27H32ZM40 27V28H38V27ZM50 26V27H49ZM53 26V27H52ZM58 27V28H61L60 30L59 29H57L56 27ZM77 26V25H76ZM146 26H148V27H146ZM156 28H155V27ZM168 26V27H167ZM173 27V28H175L176 29V31H174L173 30V28H171V27ZM185 26V27H184ZM200 26H202V27H200ZM203 26H204V28H203ZM8 27H6L7 28V30H9V31H7V30H5V32L7 33V32H11L12 30H13V28H12V26H11V28L10 29H12V30H10V29H8ZM14 27V26H13ZM44 28V31L42 32V30L43 29H41V28ZM50 29H49V28ZM51 27L54 29V32H52L53 31V29H51ZM85 27H87V28H85ZM108 28V29H105V28ZM135 28V26L133 25L132 26V29H134ZM160 27V28H159ZM184 27V28H183ZM200 27V28H199ZM209 27V28H210ZM22 28H20V29H22ZM38 28V29H37ZM55 28H56V31H55ZM63 28V29H62ZM161 28H163L162 29V31H161ZM169 28L171 29V30H169ZM186 28H187V30H186ZM217 28V29H216ZM262 28V29H261ZM14 29L15 30H17V29H19V28H15L14 27ZM46 29V30H45ZM69 28H67V30H68ZM86 29V30H85ZM93 29H95V30H93ZM111 29H112V26H111ZM139 29V30H138ZM146 29V30H145ZM155 31H154V30ZM166 29H167V31H166ZM180 29V30H179ZM194 29H197L198 30V32H197V30H194ZM201 29V30H200ZM259 29V30H258ZM58 30V31H57ZM61 30H63V32H65V33H63ZM93 30V31H92ZM141 30V31H140ZM165 30V31H164ZM200 30V31H199ZM203 30V31H202ZM204 30H206V32H204ZM18 31V30H17ZM22 31V30H21ZM92 31V32H91ZM119 31V32H118ZM179 32V34H178V32ZM180 31L182 32V34L180 33ZM185 31V32H184ZM202 31V32H201ZM219 31V32H218ZM259 31V32H258ZM31 32V31H30ZM47 32H50V33H47ZM57 32V33H56ZM59 32H61L60 34H58ZM86 32V33H85ZM109 32V33H110ZM135 32V33H134ZM142 32V33H141ZM160 32V33H159ZM169 32H175L174 34H175V36H176V34H177V36L175 37V41H176V38L178 39V40H180V42H181V39H182V43L180 44V42H178V40H177V42H172V40H171V42H167L169 39H168V37L170 38V39H172V37H173V35H172V37H170L171 36V34L170 35H168L169 34ZM191 32V33H190ZM46 33V34H45ZM55 33H56V35H55ZM68 33V34H67ZM98 33V34H97ZM100 33H104V32H100ZM111 33L109 34V36L111 35ZM118 33H120V34H118ZM154 33V34H153ZM157 33V34H156ZM164 33V35L166 36V35H168V37H165V36H163V37H161V34H163ZM187 33V34H186ZM202 33H209V37H207L208 35L206 34V36H205V34H201ZM234 33H236V32H233V34ZM259 33H261V36H260V34ZM40 35V36H37V35ZM52 34L53 35H55V37L56 38H54L53 36H52ZM61 34L63 35V36H61ZM83 34V35H82ZM91 34V36H92V38H89V37H91V36H89V35ZM113 34V35H114ZM119 36H118V35ZM121 34H122V36H121ZM137 34V35H136ZM186 34V35H185ZM233 34H231L230 35V38H232V36H233ZM36 35V36H35ZM46 35V36H45ZM112 35V36H113ZM153 35V36H152ZM156 35H160V37H158V39L155 37ZM189 35V36H188ZM198 35V37H196ZM218 35H221V36H218ZM259 36V37H257L256 38V36ZM44 36V37H43ZM81 36H83V37H85V39L83 38V37H81ZM151 36V37H150ZM180 36V37H179ZM190 36H192V37H190ZM40 37V39H38ZM89 39H88V38ZM96 37V41L94 40V41H91V40H93L94 38ZM153 37V38H152ZM165 37V38H164ZM204 37V38H203ZM210 38L211 39V41H210V39H207V40H209L208 41V44L209 45H206L207 46V48L205 47L204 49H206V50H204L203 51V53H205L206 51L209 53V54H211V55H209L208 53V56L210 57H212V59L214 60V58H216L217 60L219 59V58H221V60H219V61H217L216 62V59L214 60V61H212L211 60V57L209 58L210 60H211V62H212V64H208V63H210V61L208 62V58H206V59H208V60H206V61H204V58H203V56H202V58H203V60L200 58L201 56V54H199V53H202V51L200 52L199 51V53L198 54H196L198 51H196L195 52V54L196 55H198V56H200L199 57V59H198V57H197V59H196V55H194V52L193 51H195V50H197L198 49V46H199V44H197V42L199 43L200 41L199 40H202L201 42H205L203 39H205V38ZM213 37V38H212ZM215 37V38H214ZM237 38L238 37V35H237V33H236V35H234V38ZM260 37H263V38H261L260 39ZM38 40H37V39ZM47 38H49V39H47ZM51 38V39H50ZM53 38H54V40H56V41H54L53 42ZM106 38V39H105ZM111 38V39H110ZM123 38H124V36H123ZM143 38H145V39H143ZM155 38L158 40H156L155 41ZM159 38H160V40H162L160 43H164L165 41V44H166V46H168V48H169V50L167 49V47L165 46V44L163 45V43L161 44V45H158V44H160V43H156V42H159L160 40H159ZM166 38H167V40H166ZM185 38V39H184ZM195 38V39H194ZM230 38L228 39V40H230ZM234 38H232V40H230V41H232V43H234ZM235 38V40H237ZM42 39V40H41ZM98 39V40H97ZM107 39H109V41L107 40ZM135 39V40H136ZM163 39H164V41H163ZM187 39V40H186ZM191 39H192V41H191ZM212 39H214L213 41H212ZM219 39V40H218ZM263 39V40H262ZM49 40H50V42H51V44H50V42H49ZM64 40V41H63ZM84 41V43H85V45H84V47H83V43H82V41ZM90 40V41H89ZM99 40H102V41H100V43L102 44H99L98 43V41ZM112 40V41H111ZM173 40H174V37H173ZM196 40V41H195ZM198 40V41H197ZM206 40V39H205ZM221 40H223V37L221 38ZM224 40H226L225 38H224ZM35 41H37L36 43H35ZM44 41H46V42H44ZM108 41V42H107ZM115 41V42H114ZM124 41H125V38H124ZM152 41V42H151ZM187 41V42H186ZM188 41H189V43H188ZM196 43H195V42ZM218 41V42H217ZM260 41H262V42H260ZM7 42H9V41H7ZM7 42H5V44H7V46L9 45ZM15 41H13V42H10L11 44L12 43H14ZM19 41H17L16 40V43H14L15 45H16V47H15V45L14 44H12V45H14V47L16 48L15 49V51L17 50V49H19V48H17V46H21L22 45V48L25 46V41H20L19 43H18ZM23 42H24V46H23ZM59 44H58V43ZM62 42V43H61ZM80 42V43H79ZM107 42V43H106ZM121 42V44L123 43L124 45V48H122V50H121V48L119 47L120 46V44L118 45L117 43H120ZM137 42L135 41V43H136V45H137ZM214 42V43H213ZM226 42V41H225ZM236 42V41H235ZM238 42V41H237ZM236 42V43H237ZM57 43V44H56ZM70 43V44H69ZM74 44L75 46L73 47V45L72 44ZM92 43H93V46H92ZM114 43V44H113ZM149 43V44H148ZM167 43H168V45H167ZM175 43H178V44H180V46L178 47H176L175 45ZM187 43V44H186ZM192 43V44H191ZM206 43V42H205ZM4 44V45H5ZM18 44V45H17ZM20 44V45H19ZM56 44V45H55ZM61 44H62V46H61ZM80 44H82V45H80ZM110 46H109V45ZM112 44V45H111ZM143 44L144 45H146V46H143ZM158 46H157V45ZM172 44V48H174V46L176 47V48H174V49H172V51H171V47H169L170 45ZM175 44V45H174ZM182 44H183V46H182ZM186 44V45H185ZM190 44H191V49H190V51L188 50L189 48H190ZM195 44V47H193V45ZM196 44H197V46H196ZM207 44V43H206ZM212 44V45H211ZM218 44H221L220 45V49H219V45ZM258 44H259V47H258ZM29 45H31V43L30 44H27V46H29ZM49 45V46H48ZM56 47H55V46ZM57 45H58V47H57ZM106 45V46H105ZM116 45H118V46H116ZM147 45H148V47H147ZM151 45H152V49H151ZM214 45V46H213ZM215 45H217V46H215ZM7 46H5L6 48H8ZM26 46V47H27ZM54 46V47H53ZM61 46V47H60ZM63 46H66V47H68L69 49H70V47H72V50L70 49L69 50V52L67 51V53L69 54V56L70 55H72V54H74V55H72L71 57H68V61H70V63L66 60H63V59H66L65 58V56L67 57L68 55H63L64 54V52H62L61 51V48L63 47ZM89 46V47H88ZM104 48H103V47ZM109 46V47H108ZM141 46H143V47H141ZM161 46V47H160ZM163 46V47H162ZM185 46H187V47H185ZM4 47V48H5ZM14 47H13V49H14ZM35 47H36V45H35ZM33 48V45H32V48L36 51V52H39L38 50H39V48H38V50H36L37 48ZM38 47V46H37ZM45 47H42V48H40V50H42V51H44V49H45ZM88 47V48H87ZM121 47H122V45H121ZM144 47H145V49H144ZM166 47V48H165ZM211 49V50H209V48ZM218 49H217V48ZM10 48H11V45H10ZM21 48V47H20ZM29 48V47H28ZM31 48V49H32ZM53 48V49H52ZM56 48H58L59 50H58V52L57 53H55V51H57L56 50ZM67 48V49H68ZM74 48H75V51H74ZM79 48V49H78ZM84 48H86V49H84ZM91 48V49H90ZM157 48V49H156ZM180 48H181V50H180ZM184 48H185V50H184ZM186 48H188V49H186ZM197 48V49H196ZM30 49V48H29ZM30 49V50H31ZM32 49V51H34ZM102 49V50H101ZM112 49V50H111ZM115 49H117V50H121V55L120 56H118V57H120V59H121V56H122V59H121V61H123V62H125V61H127V63H123V64H120L121 63V61H119V58L116 56V54H114V53H120V52H116L117 50H115ZM155 51H154V50ZM162 49H163V51H166V53L164 54V53H162ZM166 49V50H165ZM192 49H193V51H192ZM212 49H213V51H212ZM222 49V50H221ZM259 49V50H258ZM263 49V50H262ZM7 51L9 50L10 52L12 51V48L11 49H6ZM5 50V53L3 54V55H7V58L9 57V56H12V55H10V54H12L13 53V51H12V53H10V52H8L9 54H7L6 51ZM46 50V49H45ZM54 52V53H52V51ZM102 52H101V51ZM106 50V51H105ZM110 50V51H109ZM115 50V51H114ZM157 50V51H156ZM180 50V51H179ZM183 50H184V53H181V52H183ZM209 50V51H208ZM81 51H85V52H82L81 53ZM145 51V52H144ZM152 51V52H151ZM167 51L169 52V53H167ZM211 51V52H210ZM219 51H221V52H219ZM261 51V52H260ZM263 51V52H262ZM50 52L52 53L51 54V58L53 59V57H55L53 60L49 57V55H50ZM59 52H60V54H59ZM66 52V51H65ZM88 52V53H87ZM92 52V53H91ZM94 52V53H93ZM114 52V53H113ZM162 54H161V53ZM171 52V53H170ZM186 52H188L189 54H187ZM256 52H257V54H256ZM78 55H77V54ZM85 53V54H84ZM90 53V54H89ZM115 55V57H113L114 55ZM149 53H151L150 55H149ZM172 53H174V55H172ZM177 55H176V54ZM182 54V56H181V54ZM222 54L224 57L222 58L221 57V55L220 54ZM14 54H15V52H14ZM14 54H13V56L12 57H14ZM39 54V53H38ZM55 54V55H54ZM76 54V55H75ZM79 54H82V57L81 56H79ZM87 54V55H86ZM92 54L95 56H92ZM168 54L169 55H171V56H168ZM184 54H185V56H184ZM206 54V53H205ZM204 54V55H205ZM9 55V56H8ZM40 55H41V51H40ZM48 55V56H47ZM53 55V56H52ZM61 55V56H60ZM89 56L88 58H87V60H86V58H85V56ZM90 55H91V57H90ZM123 55L125 56V57H128V58H131V62H129V60H128V58H127V60L126 59H124V57H123ZM163 55H165L164 57H166V55H167V57H166V60H168V62H166V60H162V63H161V59H163L164 57H163ZM187 55V56H186ZM203 55V54H202ZM218 55H220V57L218 58L217 56ZM256 55H259V56H256ZM33 56V55H32ZM78 58H80V59H76L77 57ZM101 56V57H100ZM106 56V57H105ZM111 56H112V58H114V59H118L117 61H119V63L118 62H116V61H114V59L113 60H111ZM147 56V57H146ZM173 56H174V58H173ZM176 56H178L179 57V59L177 60V58H176ZM192 56V57H191ZM195 56V57H194ZM206 56V55H205ZM208 56H206V57H208ZM216 56V57H215ZM252 56L254 57V58H252ZM260 56H263L262 58L260 57ZM6 57V56H5ZM39 57H41L40 58V60H39ZM48 57V58H47ZM59 57H60V60H59ZM64 57V58H63ZM97 57H98V59H97ZM104 57V58H103ZM117 57V58H116ZM160 57V58H159ZM169 57H171V58H169ZM181 57V58H180ZM184 57V58H183ZM214 57V58H213ZM257 59H256V58ZM2 58H4L3 56H2ZM10 58V57H9ZM31 58L32 57H30L29 59L31 60ZM57 58V59H56ZM71 58V59H70ZM81 58H82V60H81ZM94 58V59H93ZM96 58V59H95ZM145 58V59H144ZM192 58V59H191ZM226 60H225V59ZM260 58V59H259ZM73 59H74V61H73ZM108 59V60H107ZM125 61H124V60ZM138 60L137 62H136V60ZM142 59V60H141ZM165 59V58H164ZM171 59V60H170ZM181 59H182V61H181ZM185 59H187V60H189V63H188V61L187 60H185ZM222 59H224V60H222ZM228 59H229V57H228ZM241 59V60H240ZM46 60H48V61H46ZM59 60V61H58ZM78 60H81L80 62H78ZM86 61V64H85V61ZM89 60V61H88ZM95 60V61H94ZM97 60V61H96ZM101 60V61H100ZM106 60L108 61V62H106ZM135 60V62H133ZM141 62H140V61ZM152 60V61H151ZM158 60V61H157ZM169 60H170V62L172 63H170L169 62ZM175 60H176V63H175ZM191 60H192V63L194 62V64H192L191 63ZM195 60V61H194ZM254 60H256V61H254ZM45 61L47 62V63H45ZM52 61V62H51ZM55 61V62H54ZM56 61H58L59 62V64H58V62H56ZM74 63H73V62ZM75 61H76V63H77V65L75 64ZM88 61V62H87ZM91 61V62H90ZM98 61H99V63H98ZM114 61V62H113ZM142 61H144V62H142ZM156 61V62H155ZM174 61V62H173ZM198 63H197V62ZM200 61H202V62H200ZM234 61V62H233ZM63 64V66H62V64ZM82 62H83V64H82ZM103 62V63H102ZM105 62V63H104ZM115 62L117 63V65L119 64L120 66L118 67V66H116V64H115ZM129 62V63H128ZM146 62V63H145ZM153 62V63H152ZM155 62V63H154ZM160 62V63H159ZM163 62H165L166 63V69H165V64H163ZM180 62H182V63H180ZM188 63V65L186 64V63ZM196 62V63H195ZM199 62H200V64H199ZM206 62H208V63H206ZM217 64H216V63ZM250 62V63H249ZM17 63H18V60H17ZM52 63H55V64H52ZM91 63V64H90ZM130 63L132 64V69L133 68H136V70L135 71H133L134 73H131L132 71H130V69H129V75H127V83H129L130 82V84H129V88H131L132 87V85H133V88H131L133 91L135 90H137L136 91V93H135V91L134 92H132V90L131 89H129V94H133L134 95V93L136 94V96H135V99H137V101L136 100H133L134 99V96L132 97L131 96V98H133L132 100L134 101H131L132 103H134V104H131V105H134L133 107H134V109L133 110H135V111H133L132 109H130L133 113L134 112H136L137 110H139V111H137L136 113H139V115L138 114H136L137 116H140L139 118H141V117H143V119H144V121L145 120H147L148 122L149 121H151V124H153V126L154 127H156V125L159 123V125L161 124V122H162V124L160 125V126H162V128L160 127L159 129H162V132L161 133H163V135L165 136V137H167V135H165V134H167L168 133V135H169V132L171 133V132H173V131H176V132H173V133H171L172 135H174V137L175 136H177L178 135V132L180 133L179 135H182L183 134V137L185 136V135H187L186 136V138L184 137V139H191V138H193L191 135L193 134V133H191V132H193V131H195V132H197V130L198 129H200V133H198V134H194V135H196V139H199V138H201V140L202 141H204V139H210L209 141L207 140V142L209 143V142H211V143H209V144H211V146L210 145H207V144H205V146L207 145V146H209V148L210 147H212V145L214 144V148L212 147L211 149H209L208 150V147H207V151H206V153H205V155L206 156H210V155H213V154H217L216 156L218 157L217 158V162H215L214 160L212 161V159H216V158H213V156H211L209 159L211 160V162H212V164L211 163H206V165H204L203 167L204 168H201V170L200 171H196V172H200V174L202 173V174H205L204 173V171H206V166L207 165H209L210 166V168L209 169H207V170H210L211 171V173H213V175L211 174V173H209V171L208 172H206L207 174H205V176H214L215 174L217 175V180L219 179V182H220V180H222L223 181V179H225V181H226V179H227V182H222L221 181V184H228V186L230 187V185L231 184H229V182L228 181H231V183H233V181L234 182H236L237 183V181H239V183H237V185H243V186H237L236 188H235V183H234V185H232V187H230V188H233V189H237V190H235V192H233V189H230L229 187H227L228 189H230L231 190V192L225 187V185H224V187L225 188H222V190H219V188H221V187H223L220 183H218V184H220L221 185V187H219L220 185H218L217 183V185H218V190H216L215 189V192H212V191H214V190H204L203 191V189L202 188H200L199 187V184L197 183V178L199 177V173H194V171L193 170H189L187 167H184V168H186V169H184L183 171H187V172H183V176L184 175H186L188 178H190L191 180H194V178H195V182H196V186L197 187H195V185H192L193 183V181H191L190 179L188 180V178H187V181H186V176H184V177H182L181 179L183 180V181H186V182H184V183H181L182 181H180V183H179V181H178V183L177 182H172L171 183V186H169L168 184H166V186H169V187H164V185H165V183L166 182H163V183H160L159 185H161L160 187L163 189V188H165V189H163V195L161 194V196H163V197H165V199L164 200H168V201H166V203H168V205L167 206H169V208H167L168 210H164V212H166V213H163V211H162V213L161 214H167L169 211V213H171V212H173V210H174V212H173V214L175 213V215L177 216V215H179V214H181V212H182V208L183 207H180V205L181 206H183L182 204H184L185 203V205H188L187 207H186V210H188V208L189 209H192V208H194L195 206L196 207H198V209L196 208L195 209V215H193L192 214V217L193 218H189L190 220L188 221H185L184 219H182V218H180L179 216L178 217H176L175 215H173V214H170V215H168L169 216V222H171V224L169 223V226H167V228H169V227H171V229L169 228V229H167L166 231H167V235H166V238H164L163 239V243L161 242L160 243V241L159 240H157V239H155L153 236H152V238L154 239H151L150 238V233L148 232H146V231H144L143 229V227L141 226V228H140V226H139V224H137V228H139L140 230L142 229L143 231H141V235H142V232L143 233H145L146 232V235L144 234V237H145V239H146V241H141L142 239H143V237L142 238H140L141 240V243L140 242H138V243H136L135 241L136 240H139L138 238L141 236V235H139V236H137L136 234L139 232V230L137 229H135V228H132V227H130V226H128L129 228H130V233H129V231H128V238L126 237V235H125V239H124V242H125V240L126 241H128V242H133L132 244L133 245H131L130 243H126V245L124 244V243H122V241H120L119 240V243L118 244H120L119 245V247L121 246V253L120 252H118V251H120L119 250V248L117 247V251H112L113 253H111V252H109L111 255H113V256H111L108 252H107V250L105 251V249H102L101 250V246H102V244H97V242L98 243H101V242H99V240H96L97 239V235H98V232L97 231H94V234L92 233L93 232V230L95 229V227H96V230H97V227H98V223H99V221L101 220V219H98V218H102L103 216V211H102V209H105V208H103L104 207V205L106 204V200H107V198L109 199L110 198V196H111V190L110 189H112V188H110V187H112V184L111 183H108V181L109 182H112V177H111V174H110V171H112V170H109V168H107L106 167V169H108L109 170V174H110V177H107V176H105V174L106 175H108L109 176V174L108 173H105L104 175H102V173H104V172H106V170L104 171L103 170V168H102V166L103 167H105L106 165H108L103 159V154L105 155V151H103V150H105V149H102V148H105V147H102V142L103 141H105L106 142V140H107V138L105 137V135L107 136V133L109 134V132H111L110 130H108L109 128H110V126L109 125H112V123H111V121L112 120H114V119H112L113 117H111L113 114H111V112L112 113H114V111L116 112V111H118L120 108H116V107H118L119 106V103H117V101L118 100H116V102L114 101H112V100H110V101H112V102H110V101H108L107 102V104H109V103H111L110 105H106L105 106V109H104V107H103V110H104V114L103 113H101L102 112V107L100 108V104H98L97 102H100L101 104H104V102L106 103V100L108 99V93H111L112 92V89L113 88H111L112 87V82H113V80L115 79V78H117L118 76L117 75H119V72H124V71H126V69L123 71L122 70V68L124 67H126L127 66V72H128V66L130 65ZM133 63H137V64H134V66H133ZM159 63V64H158ZM202 63V64H201ZM203 63H206V64H203ZM235 65H234V64ZM20 64V63H19ZM54 65V66H52V65ZM70 64V65H69ZM87 64H90V65H88L87 66ZM101 64V65H100ZM114 64V65H113ZM125 64V65H124ZM129 64V65H128ZM144 64L146 65V66H144ZM154 66L155 64L156 65H158V68H159V70H158V68H157V66L156 67H152V65ZM161 64V65H160ZM175 64H176V66H175ZM178 64V65H177ZM180 64V65H179ZM186 64V65H185ZM190 64H192V66L190 65ZM196 64V65H195ZM23 64H21V66H22ZM65 65L67 66V67H65ZM82 65V66H81ZM122 65H123V67H122ZM140 65H143L142 67L140 66ZM162 65H164V67H162ZM168 65V66H167ZM186 67H185V66ZM198 65V66H197ZM202 65V66H201ZM206 67H205V66ZM213 65V66H212ZM234 65V66H233ZM25 65H23V67H24ZM37 66V67H38ZM72 66V67H71ZM74 66V67H73ZM81 66V67H80ZM100 67V69H99V67ZM151 66V67H150ZM173 66H174V68H173ZM207 66H209V67H207ZM218 66V65H217ZM22 67V68H23ZM48 67V69H46ZM60 67V68H59ZM70 67V68H69ZM85 69H84V68ZM89 67V68H88ZM97 67V68H96ZM141 69H140V68ZM160 67H162L163 68V70L160 68ZM168 67L170 68V69H168ZM191 67V71H190V68ZM197 67H198V69H197ZM201 67H203V68H201ZM212 67V68H211ZM220 67L221 66H219V69H220ZM20 68V67H19ZM21 68V69H22ZM25 69H26V67H24ZM23 68V69H24ZM54 68V69H53ZM56 68V69H55ZM74 68V69H73ZM105 68V69H104ZM113 68V69H112ZM115 68V69H114ZM118 68H120L121 70L119 71L118 70ZM123 68V69H124ZM139 68V69H138ZM146 68V69H145ZM151 68H157V69H154V70H151ZM183 68H185V69H183ZM187 68V69H186ZM207 68H208V70H207ZM253 68V69H252ZM264 68V67H263ZM38 69V68H37ZM50 69V71H53L54 73H52V72H48V70ZM66 71H65V70ZM90 69V70H89ZM105 71H104V70ZM118 70L119 72H116L115 70ZM174 69H176V70H174ZM188 69H189V71H188ZM193 69V70H192ZM200 69V70H199ZM202 69V70H201ZM211 69V70H210ZM247 69V70H246ZM252 69V70H251ZM257 69V68H256ZM256 69H254L255 71H257ZM0 70H3V68L2 69H0ZM19 70V69H18ZM55 70L57 71L56 73H55ZM64 70V72H65V74H64V76H65V78H67V79H64L63 78V73H62V71ZM70 70V71H69ZM94 70H96V71H94ZM162 70V72H160ZM165 70V71H164ZM174 70V71H173ZM182 70V71H181ZM184 70V71H183ZM203 70H207V72L206 71H203ZM212 70H213V72H212ZM242 70V71H241ZM244 70H245V72H244ZM253 70V71H254ZM5 71V70H4ZM15 71V70H14ZM22 71V70H21ZM59 71H61V73H60V75H61V77H60V79H59V77L57 76L58 74H59ZM74 71V72H73ZM77 71H79V72H85L86 71V73H79V72H77ZM89 71V72H88ZM91 71V72H90ZM103 71V72H102ZM115 71V72H114ZM144 72V73H142V72ZM153 71V72H152ZM154 71H159V72H154ZM164 71V72H163ZM178 73V75L179 76H176V72ZM190 73H188V72ZM198 73H197V72ZM201 71V72H200ZM209 71V72H208ZM217 71H219L218 70V67H216V72ZM234 71H236V72H234ZM0 72H2V71H0ZM42 72V73H41ZM94 72H95V74H94ZM98 72V73H97ZM104 72H105V74H104ZM116 73V76H115V74L114 73ZM138 72V73H137ZM171 72V73H170ZM183 72H184V74H183ZM200 72V73H199ZM202 72L204 73V74H202ZM210 72H212V73H210ZM243 72V73H242ZM14 73H16V72H14ZM114 75H113V74ZM138 75H137V74ZM142 73V74H141ZM153 73V74H152ZM162 73V74H161ZM181 73V74H180ZM207 73V74H206ZM234 73H236V74H234ZM244 73H245V75H244ZM248 73V74H247ZM253 73V72H252ZM42 74V75H43ZM67 74H68V76H67ZM75 74V75H74ZM77 74V75H76ZM79 74H81V75H79ZM83 74V75H82ZM88 74H90V76L88 77ZM92 74V75H91ZM101 74V75H100ZM131 74H133V77H132V75ZM147 74V75H146ZM149 74V75H148ZM152 74V75H151ZM158 74H160L159 75V77H158ZM191 75V77H194V79L196 80H194L193 78H190V76H188V75ZM199 74H201V75H199ZM212 74H213V76H212ZM237 74L239 75V77L237 76ZM240 74H242V78L240 77ZM247 74V75H246ZM54 75V76H53ZM86 75V76H85ZM97 75V76H96ZM165 75L167 76V77H165ZM197 75H199V77L197 76ZM231 75H234V76H231ZM243 75H244V77H243ZM259 75V74H258ZM44 76V75H43ZM44 76V77H45ZM56 76V77H55ZM76 76H77V78H76ZM81 76V77H80ZM85 76V77H84ZM93 76V77H92ZM115 78H114V77ZM141 76V77H140ZM146 76L148 77V76H150V78L152 77V76H155V77H152V79L153 78H155L154 79V81L156 80V81H158L157 83H159L161 86V90H160V92H161V94H160V92H159V95L158 96H161L160 98L158 97V96H156V97H154L155 98V100H154V98L152 99V97L149 99H145L144 97H143V93H144V95H146L147 94V92L145 93L144 92V89H145V91L147 90L148 91V88H150V86H148V81H149V79H146ZM170 76V77H169ZM33 77V76H32ZM35 78L31 81V80H28V82L26 81V83H24V84H26V86H27V88L29 87V85L31 84L32 85V83H34L35 82V79H40V78H37V75L35 74V76H34ZM48 77H53V78H48ZM87 77V78H86ZM95 77V78H94ZM103 77H105V78H103ZM109 77V78H108ZM136 77V78H135ZM162 77H165L166 79H164V80H162L161 78ZM178 79H177V78ZM186 77V78H185ZM196 77V78H195ZM209 77V78H208ZM212 77V78H211ZM231 77V78H230ZM234 77H236V78H234ZM246 77V78H245ZM43 78V77H42ZM63 79V81H62V79ZM82 78V79H81ZM84 78H86V81H85V79ZM88 78H90V79H88ZM94 78V79H93ZM139 78V79H138ZM157 78V79H156ZM169 78H171V80L169 79ZM184 78L186 79V80H184ZM211 78V79H210ZM230 78V79H229ZM232 78H234V80L235 81H231V79ZM253 78V79H252ZM30 79H31V77H30ZM45 79V78H44ZM69 79V80H68ZM80 79V80H79ZM88 79V80H87ZM97 79V80H96ZM101 79V80H100ZM142 79V80H141ZM180 79V80H179ZM191 79H192V81L194 82H192L191 81ZM216 78H214V80H215ZM246 79V80H245ZM43 80V79H42ZM53 80V81H52ZM55 80V81H54ZM59 80V81H58ZM60 80H61V82H60ZM78 80V81H77ZM134 80H136V81H134ZM141 80V81H140ZM146 80H147V83H146ZM151 80V79H150ZM178 82H177V81ZM184 80V81H183ZM197 80H199V81H197ZM206 80H207V82H206ZM212 81V83H211V85L209 84L210 82L209 81ZM233 80V79H232ZM29 81H31L32 83H29ZM36 81H38V82H40V80H36ZM43 81V82H44ZM49 81V82H48ZM51 81V82H50ZM82 81H84V82H82ZM96 81V82H95ZM167 81V82H166ZM174 81V82H173ZM238 81V82H237ZM36 83V84H38V86H40L39 85V83ZM66 82V83H65ZM67 82H69V83H67ZM75 82L77 83V85L75 84ZM111 82V83H110ZM114 82H115V80H114ZM134 82V83H133ZM165 82V83H164ZM182 82V83H181ZM195 82H196V85H195ZM209 82V83H208ZM234 82V83H233ZM252 82V83H251ZM42 83V82H41ZM48 83V84H47ZM59 83H62V85L61 84H59ZM63 83H65V84H63ZM73 83H74V86H73ZM83 83L85 84V83H88V84H85V85H83ZM91 85H90V84ZM93 83V84H92ZM98 83V84H97ZM103 83V84H102ZM105 83H107V84H105ZM110 83V84H109ZM131 83H132V85H131ZM137 83H139V85H137ZM143 83H145V85L146 86H144V84ZM168 83H169V85H168ZM177 83V84H176ZM184 83V84H183ZM206 83H208L210 86L209 87H207V85L208 84H206ZM242 83H244V84H242ZM247 85H246V84ZM35 84V85H36ZM42 84H44V83H42ZM44 84V85H45ZM49 84H52V85H49ZM70 84H72V86L70 85ZM114 84V83H113ZM158 84V85H159ZM176 84V85H175ZM189 84V85H188ZM191 84V85H190ZM253 84V85H254ZM1 85L2 84H0V87H1ZM35 85H33V87L35 86ZM66 87H65V86ZM67 85H68V87H67ZM80 85H82L81 87H78V86H80ZM110 85V86H109ZM131 85V86H130ZM168 85V86H167ZM171 85H173L174 87H172ZM178 85V86H177ZM185 85V86H184ZM187 85V86H186ZM199 85V86H198ZM205 85H206V87H205ZM232 85V86H231ZM251 86V88L250 89H252V87H254V86ZM22 86H24L23 84H22ZM22 86H20V87H22ZM37 86V85H36ZM38 86L36 87V88H38ZM43 86V85H42ZM47 86H49V87H47ZM51 86H52V88H51ZM60 86V87H59ZM84 86V87H83ZM88 86V88H86ZM135 86V87H134ZM137 86V87H136ZM143 86L144 87H146V88H144L143 89ZM148 86V87H147ZM166 86V87H165ZM189 86H193V87H189ZM227 86V87H226ZM239 86V87H238ZM249 86V87H250ZM6 87V86H5ZM55 87L57 88L56 90H55ZM62 87V88H61ZM73 87V88H72ZM83 87V88H82ZM106 87V88H105ZM171 87H172V89H171ZM176 87L178 88V89H176ZM180 87H182V88H180ZM199 87H201L200 88V90L201 91H204L203 93H204V95H202L203 93H201V95H200V90L198 91V88ZM242 87H244V88H242ZM24 88V87H23ZM31 87H29L28 89H30ZM36 88H34V89H36ZM95 89V90H97V91H95V96H94V94L92 93V92H94V90L93 89ZM104 88V89H103ZM108 88H110V89H108ZM135 88H137V89H135ZM169 88V89H168ZM248 88V87H247ZM3 89H5V88H2L1 87V89H0V94H2L3 93ZM28 89H27V91H28ZM40 91H41V89H40V87L38 88ZM78 89V90H77ZM86 89V90H85ZM88 89H91V90H88ZM105 89H107V90H109L107 93H104L105 92ZM142 89H143V91H142ZM194 89V90H193ZM240 89H242V90H240ZM24 90V89H23ZM31 90V89H30ZM37 90V89H36ZM38 90V91H39ZM58 90V91H57ZM60 90H62V92L60 91ZM64 90V91H63ZM72 90V91H71ZM81 90V91H80ZM86 92H84V91ZM106 90V91H107ZM111 90V91H110ZM130 90H131V92H130ZM163 90H164V92H163ZM170 90V91H169ZM193 90V91H192ZM232 90H233V92H232ZM240 90V91H239ZM244 90V91H243ZM55 91V92H54ZM60 91V92H59ZM167 91V92H166ZM225 91V92H226ZM243 91V92H242ZM92 94H91V93ZM98 92H101L103 95V102H101L102 101V97L97 101L96 100V96H99V93ZM139 94H138V93ZM143 92V93H142ZM169 92V93H168ZM173 92V93H172ZM178 95V97H177V95L175 96V93ZM180 92V93H179ZM182 92H186L185 94L184 93H182ZM209 92V91H208ZM218 91H216V92H214V94L216 93V94H218L217 93ZM234 92H236V93H234ZM39 93V92H38ZM50 93V94H49ZM54 93H56L55 95H54ZM58 93L62 96V95H64V97L62 98V97H59V95H58ZM66 93L68 94V95H66ZM81 93V94H80ZM97 93H98V95H97ZM196 93V92H195ZM210 93V92H209ZM40 94V93H39ZM44 96H43V95ZM74 94V95H73ZM88 96H87V95ZM105 94H107V95H105ZM164 94V95H163ZM233 94H235L234 96H233ZM76 95H77V99H76ZM80 95H82V96H80ZM84 95H86L85 96V98H82V97H84ZM164 97H166V98H164L163 99V96ZM228 95H229V93H228ZM236 95H239V96H236ZM39 96H38V98H39ZM56 96V97H55ZM75 96V97H74ZM80 96V97H79ZM100 96H101V94H100ZM107 96V97H106ZM130 96V95H129ZM138 96V97H137ZM139 96H140V98H139ZM217 96V95H216ZM0 97H1V95H0ZM54 99H53V98ZM59 97V98H58ZM66 97V98H65ZM67 97H69L68 99H67ZM88 97H90V98H88ZM93 97V98H92ZM173 99H172V98ZM176 97V98H175ZM229 97V96H228ZM45 98V99H44ZM57 98V99H56ZM61 98V99H60ZM74 98L76 99V100H74ZM82 98V99H81ZM162 98V99H161ZM168 98H169V100H171V101H169V103L167 102L168 101ZM182 98H184V99H182ZM46 99H47V101H46ZM59 99V100H58ZM63 99V100H62ZM65 99V100H64ZM67 99V100H66ZM83 99L85 100V101H83ZM98 99V98H97ZM141 99V100H140ZM143 99H145L144 100V102H146V100H149L147 103H145V105L143 104L144 102H143ZM157 99V100H156ZM187 99V98H186ZM207 99H210L209 101H211L212 99L210 98V96H209V98H207ZM4 99H2V97H1V99H0V122H1V120L2 121H4L3 123L1 122V124H0V128L2 129H4V126L5 127H7V125H5V123H6V121H7V117H9L10 115H9V113H12V109H9V107H12L13 108V106H12V104H7L9 101H3ZM50 100H51V102H50ZM88 100V101H87ZM91 102H90V101ZM105 100V101H104ZM150 100H152V103H151V101ZM184 100V101H183ZM235 100V102L237 103H235V102H233V101ZM56 101H57V103L60 101V104L58 105L57 103H56ZM64 101V102H63ZM69 101V102H68ZM93 101H95V103H92ZM155 101L156 102H160V105H161V109H163L164 108V110L162 111H158V110H156L155 109ZM165 101V102H164ZM214 101V100H213ZM212 101V103H214L215 104V102H213ZM67 102V103H66ZM84 102V103H83ZM171 102V103H170ZM179 102V103H178ZM183 102V103H182ZM206 102H208V100H206ZM230 102V103H231ZM4 103V104H3ZM53 103V104H52ZM62 103V104H61ZM64 103L66 104V105H64ZM69 103V104H68ZM113 103L115 104L114 106H113ZM130 103V102H129ZM139 103H142V104H139ZM152 104V106H151V108H150V106H146V104ZM168 103V104H167ZM173 103V104H172ZM210 103V106L212 107L213 105H212V103L211 102H209ZM208 103V104H209ZM228 103H229V101H228ZM229 103V105L230 106H232V103L230 104ZM235 103V104H234ZM3 104V105H2ZM74 104V106H72ZM82 104H85V105H87L86 106V108H84L85 107V105H83L82 106ZM118 104V105H117ZM148 104V105H149ZM150 104V105H151ZM164 104H166V105H164ZM178 104V105H177ZM179 104H181L182 105V107H181V105H179ZM7 105V106H6ZM9 105V106H8ZM15 105V104H14ZM42 105V106H43ZM59 107H58V106ZM69 105V106H68ZM96 107H95V106ZM112 105V106H111ZM130 105V106H131ZM143 105V106H142ZM162 105H164L165 107H163ZM171 105V106H170ZM174 107H173V106ZM52 106H53V108H52ZM55 106H57L56 107V111L54 110V108H55ZM63 106V107H62ZM78 106V107H77ZM92 106H94V107H92ZM102 106V105H101ZM127 106L129 107V108H131L128 104H127ZM127 106H124V108L127 110L128 108H127ZM142 107V108H140V107ZM153 106H154V108H153ZM179 106H180V108H179ZM235 106L232 108V109H234L235 108ZM238 106V105H237ZM240 106V105H239ZM2 107V108H1ZM5 107V108H4ZM6 107H7V109H9L8 110V112H5V111H7L6 110ZM62 107V108H61ZM111 107V108H110ZM116 108V110H114L115 108ZM119 107H121V104H120V106ZM132 107V108H133ZM149 108V110L150 109H155L156 111H158V112H161V114H162V112H163V117H161V115H160V113L158 114V112L156 113V112H154L156 115H155V117H154V115H153V109L152 110H150V111H152V112H148L147 110H148V108ZM57 108H59L58 109V111H57ZM60 108L62 109V110H60ZM66 108V109H65ZM73 108V109H72ZM74 108H75V110H74ZM89 108V109H88ZM91 108H93V109H91ZM124 108H122L121 109V111H123L124 110ZM136 108H138V109H136ZM173 108H174V110H173ZM230 108V109H229ZM79 109V110H78ZM95 109V110H94ZM97 109V110H96ZM107 109V110H106ZM109 109V110H108ZM141 109V110H140ZM144 109V110H143ZM171 109V110H170ZM180 109V110H179ZM182 109V110H181ZM231 109V107H228V110H232ZM236 109V108H235ZM234 109V110H235ZM240 109V110H239ZM4 110V111H3ZM47 110H48V112H50V113H48L49 115H47V114H45L46 112H47ZM54 110V111H53ZM60 110V111H59ZM69 110V111H68ZM81 110H82V115H81ZM87 111L86 113H85V111ZM90 110H92V112H90ZM106 110V111H105ZM112 110H114V111H112ZM228 110H223V109H221V111H224V113H222L223 115L225 114L226 115V112L228 111ZM233 110V111H234ZM248 110H249V112H248ZM42 111V110H41ZM64 111H65V114H64ZM79 111V112H78ZM97 111V112H96ZM181 113H180V112ZM5 112V113H4ZM55 113V115L53 116V117H51L54 113ZM61 114V115H59V113ZM73 112H75L74 114H73ZM91 114H90V113ZM176 112V113H175ZM251 112V113H250ZM262 112V113H261ZM8 113V114H7ZM45 115H44V114ZM56 113H58V114H56ZM72 113V114H71ZM79 113H80V115H79ZM88 113V114H87ZM94 113V114H93ZM227 113H229V111L227 112ZM230 113H232V112H230ZM250 113V114H249ZM259 113V114H258ZM5 114V115H4ZM69 116H68V115ZM71 114V115H70ZM76 114H78V115H76ZM107 114H109L108 115V117L106 116ZM115 114V113H114ZM134 114V115H135ZM148 114H150V115H148ZM178 114V115H177ZM179 114H181V115H183V117L185 118V120H188V121H186V122H189L188 124H186V122L185 121H183L184 120V118L183 117H181V115H179ZM262 114V115H261ZM9 115V116H8ZM47 115V116H46ZM64 115V116H63ZM76 117H75V116ZM83 115H84V117H83ZM111 115V116H110ZM135 115V116H136ZM150 116V117H147V118H145V116ZM153 117H152V116ZM159 115V116H158ZM173 115V117H171ZM221 113H219V116L218 117H220L221 118ZM223 115H222V117H223ZM252 115H254V117L252 116ZM258 115H260V116H258ZM1 116H3V117H1ZM39 116V115H38ZM80 118H79V117ZM87 116V117H86ZM104 116V117H103ZM179 116V117H178ZM256 116V117H255ZM6 117V118H5ZM13 117V116H12ZM64 117V118H63ZM68 117V118H67ZM73 119H71V118ZM75 119H74V118ZM82 117V118H81ZM176 117H178V118H176ZM180 117H181V119H182V122L180 121L181 119H180ZM234 119H233V118ZM263 117V120H261V118ZM4 118V119H3ZM10 118H11V116H10ZM37 118V117H36ZM39 118V117H38ZM52 118V119H51ZM84 118V119H83ZM86 118V119H85ZM91 118L92 119V121H90L89 119ZM148 118H150V120H148ZM155 118V120H156V125H154V121L155 120H153ZM168 118H169V120H168ZM173 118V119H172ZM232 120H231V119ZM260 118V119H259ZM65 119V120H64ZM76 119H78L77 120V122H75L76 121ZM82 119V121H80ZM98 119V120H97ZM142 119V118H141ZM164 119V120H163ZM178 121L179 120V122L177 123L176 122V120ZM218 119V120H217ZM38 120V119H37ZM59 120V121H58ZM86 120V122L84 123V121ZM89 120V121H88ZM152 120H153V122H152ZM209 120V119H208ZM230 120V121H229ZM258 120V121H257ZM261 120V121H260ZM55 121V122H54ZM74 121V122H73ZM98 121V122H97ZM110 121V122H109ZM147 121H145V122H147ZM159 121V122H158ZM169 121V122H168ZM207 121V120H206ZM39 122V123H40ZM59 122V123H58ZM79 122H83L82 124L81 123H79ZM97 122V123H96ZM106 122V123H105ZM113 122V121H112ZM127 122V121H126ZM158 122V123H157ZM181 122V123H180ZM216 122V123H215ZM238 122H240V123H238ZM254 122V123H253ZM261 122H263L262 124H261ZM54 123V124H53ZM57 123H58V125H57ZM77 123H79V125L77 124ZM107 123H109L108 125H107ZM111 123V124H110ZM184 123V124H183ZM235 123H237L236 125H235ZM2 124H3V127H2ZM97 124V125H96ZM101 124V125H100ZM104 124H106L107 126H108V128H107V131H109V132H107L106 131V133H104L105 135H103L101 138H100V136H101V131H100V129L101 130H103L104 132H105V125ZM149 124V123H148ZM50 125H51V129H50ZM53 125V126H52ZM57 125V126H56ZM59 125H62V127H64L65 128V132H66V135L64 136H62V138L64 137V139H66V137L67 138H69L70 139V142L72 141L73 142V140H75L74 142H75V145L77 146V147H79V148H87L86 150L87 151H89V147H87L86 145V147L83 145V143H80L81 141L79 140V139H81L82 137H84V141H91V139H93L92 141L93 142H91L93 145H90L88 142H87V145L89 146L90 145V147L91 146H93V147H91L92 149L93 148H95L96 150H97V152H98V150H99V152L98 153H100V154H98L96 151H93V152H95V153H97V155H93L95 158H97L96 156H99L100 157V155L102 156V158H99V160L97 159V161L95 160V158H94V160H95V162H96V164H98L99 165V167H98V165H96L97 166V168H99L98 170H103V172H101V171H99V172H101V173H99V174H101V176H99V174H98V178L99 177H101V178H99L100 179V181H99V179H98V181H97V179L94 181V183L96 184L97 182H98V186H97V184H96V186H95V184H93V187H94V189L91 191V194L89 195V196H87V195H80L81 197H78V198H74V197H77L78 196V194H76L77 196H75V194H72V193H74V188H72L71 189V187H73V186H69L68 184H75L76 182L75 181H73V180H75V178L74 179H72L73 178V176L72 175H70V176H68L70 173L68 172V170H67V173L65 172V170L64 169H66V168H69L70 166H71V164H68V161L66 162V160H65V158L64 157H62L61 155V152L60 151H62L64 148H67L66 147V143L65 142H63V141H65L64 139H62V143L61 144H63V145H65V146H63V145H59L60 143V136H61V134H62V132H64L63 130L62 131H59V132H61V134L58 132V130H61V128H59L58 126ZM79 126V127H77V126ZM92 125V126H91ZM101 127H100V126ZM159 125H157V126H159ZM178 125V127H176ZM189 125V126H188ZM261 125V126H260ZM56 126V127H55ZM75 126V127H74ZM82 126L84 127V128H82ZM105 126V127H104ZM163 126H166L167 127V130H166V127H163ZM48 127V128H47ZM81 127V128H80ZM170 129H169V128ZM198 127H200V128H198ZM202 127V128H201ZM252 127V128H251ZM256 127V128H255ZM57 128V129H56ZM67 128V129H66ZM70 128V129H69ZM88 128V129H87ZM93 128V129H92ZM98 128V130H96V129ZM157 128V127H156ZM198 128V129H197ZM206 128H210V129H206ZM213 128V129H212ZM250 128H251V134H252V132H253V130H255L258 134H256V132L252 135V137H254L255 139L253 140V141H250L249 142V140L251 139L252 140V138H250L249 136V138L250 139H248L247 138V136L246 135H244V134H248V135H251V134H249L250 132ZM1 129H0V134H1V136H2V133H3V130L1 131ZM6 129V128H5ZM54 129H56V131L54 130ZM79 131H78V130ZM158 129V128H157ZM181 129V130H180ZM202 129H204V132H203V130ZM44 130V129H43ZM91 130V131H90ZM94 130V131H93ZM163 130H164V132H167V133H165L164 134V132H163ZM166 130V131H165ZM170 130H172V131H170ZM184 130V131H183ZM189 130H190V134H189ZM201 130H202V132H201ZM264 130V129H263ZM41 131H38L39 133H41ZM54 131V133H52ZM81 131V132H80ZM87 131V132H86ZM99 131V132H98ZM113 131V130H112ZM117 131V130H116ZM115 131V132H116ZM208 131V132H207ZM239 131V132H238ZM243 131V132H242ZM244 131H248L247 133L246 132H244ZM259 131V132H260ZM58 132V133H57ZM64 132V133H65ZM89 132V133H88ZM96 132V133H95ZM114 132V131H113ZM114 132V133H115ZM182 132V133H181ZM184 132H188V134L187 133H184ZM42 133H41V135H42ZM56 133V134H55ZM83 133V134H82ZM90 133H92L94 136H92V134H90ZM210 133V134H209ZM227 133V134H226ZM230 133V136H232V137H230L228 134ZM231 133L233 134V135H231ZM241 133H243V134H241ZM54 134V135H53ZM58 134V135H57ZM72 135V137H73V139L71 138V135ZM82 135V137H81V135ZM87 134V135H86ZM103 134V133H102ZM171 134H170V136H171ZM185 134V135H184ZM208 134H209V136H208ZM237 134V135H236ZM241 134V135H240ZM40 135V134H39ZM51 135V136H50ZM55 137H53V136ZM191 136V137H189V138H187L188 136ZM207 135V136H206ZM222 135H225V136H222ZM227 135V136H226ZM240 135V136H239ZM259 135V136H258ZM0 136V137H1ZM59 136V137H58ZM69 136V137H68ZM99 136V138H100V141H102L101 143V146H97L98 144L97 143H99V145H100V141H99V138H97ZM200 136V137H199ZM216 136H217V138L218 139H220V140H218L217 138H216ZM229 136V137H228ZM238 136V137H237ZM242 136V137H241ZM38 137V136H37ZM40 137V136H39ZM51 137V138H50ZM89 137V138H88ZM90 137H91V139H90ZM93 137V138H92ZM95 137V138H94ZM106 138V140L105 139H102V138ZM169 137V136H168ZM178 137V136H177ZM177 137H175V138H173L174 140L177 138ZM183 137L181 136V138L180 137H178V138H180L179 140H182L183 139ZM198 137V138H197ZM212 137V138H211ZM214 137V138H213ZM246 137V138H245ZM41 138H40V140H41ZM79 138V139H78ZM87 138V139H86ZM177 138V139H178ZM194 138H195V136H194ZM216 138V139H215ZM222 138V139H221ZM230 139L229 141H231V142H228V140L226 141V143L228 144L229 143V145H231L230 147H226L225 145H226V143H224L225 142V140L224 139ZM241 138H242V140H241ZM51 139H53L52 141H51ZM86 139V140H85ZM90 139V140H89ZM169 139H170V137H169ZM172 138L170 139L171 140V142L172 141H174ZM247 139V140H246ZM39 139H38V142H39V145L41 146V144H40V141ZM78 140L80 141V142H78ZM82 140V139H81ZM82 140V141H83ZM205 140V141H206ZM214 140H215V142H214ZM245 140V141H244ZM58 143H56V142ZM77 141V142H76ZM108 141V140H107ZM177 141V140H176ZM204 141V142H205ZM212 141L214 142V143H212ZM217 141H220L219 143L217 142ZM224 141V142H223ZM243 141V142H242ZM249 142V144L248 143H246V142ZM262 141V140H261ZM45 142V143H44ZM73 142V143H74ZM86 142H84V144L86 143ZM104 142V146L106 145L107 146V142L105 143ZM170 142V141H169ZM216 142H217V144H216ZM221 142H223L222 144H220ZM240 142V143H239ZM48 143V145L46 146V144ZM49 143H50V146H49ZM52 143V144H51ZM54 143V144H53ZM243 143V144H242ZM261 143H264V140H263V142H260L259 144L261 145V146H263V144H261ZM83 145V146H80V145ZM108 144H110V143H108ZM225 144V145H224ZM233 144V145H232ZM238 145V146H235V145ZM244 144H246V145H250L249 147H247V149H246V145H244ZM258 144V145H259ZM0 145H1V138H0ZM224 145V146H223ZM258 145H255V146H253L252 148L255 150V148H257L258 147ZM259 145V146H260ZM49 146V147H48ZM57 146V147H56ZM97 146V147H96ZM225 147V148H222V147ZM240 146L241 147H243L244 149H242V148H240ZM1 147H4V145L3 146H1ZM39 147V146H38ZM46 147H48V148H46ZM60 147H62V149H59ZM99 147V148H98ZM100 147H101V149H100ZM218 147H220V148H218ZM264 147V146H263ZM263 147H261V149L263 150L264 148ZM55 148H58V149H55ZM89 148V149H88ZM217 148V149H216ZM228 148H232V149H228ZM235 148H237V149H235ZM44 149V150H43ZM49 149V150H48ZM55 149V150H54ZM74 149V148H73ZM94 149V150H95ZM213 149V151H211V154L209 153V151L210 150H212ZM216 149V150H215ZM221 149V150H220ZM222 149H224V150H222ZM246 149V150H245ZM259 149H260V147H259ZM3 150V149H2ZM1 150V151H2ZM40 150V151H41ZM60 150V151H59ZM66 150V149H65ZM104 152L103 154H102V152ZM233 150H235V151H233ZM237 150H238V152H237ZM242 150V151H241ZM246 151V153H244L243 151ZM44 151V152H43ZM45 151H47L46 152V154L48 155H46L47 157H49V155H50V157H51V159H49V158H47V160H48V163H44V162H46L45 161V159H46V157H45ZM64 151V150H63ZM215 151V152H214ZM218 151V152H217ZM225 151V152H224ZM230 151V152H229ZM257 151L259 152L260 150H258L257 149ZM257 151H253V153L255 154V153H257ZM264 151V150H263ZM263 151H260V153H257V155L255 154V157H253L252 156V153H250V157H253V158H256V157H258L260 160L264 157V152ZM53 152V153H52ZM214 152V153H213ZM229 152V153H228ZM234 152V153H233ZM243 152V154H247L246 156H244L243 154L241 155V153ZM263 152V153H262ZM1 154H2V152H0ZM44 153V154H43ZM50 153V154H49ZM51 153H52V155H51ZM60 153V154H59ZM224 153V154H223ZM0 154V155H1ZM43 154V155H42ZM92 154H94V153H92ZM260 154V155H259ZM39 155V156H40ZM230 155V156H229ZM240 155H241V157H240ZM262 155V156H261ZM38 156V157H39ZM43 156H44V159H43ZM62 158H61V157ZM93 156H92V159H93ZM205 156V157H206ZM208 156V157H209ZM215 156V155H214ZM229 156V157H228ZM2 157V156H1ZM60 157V158H59ZM105 157V156H104ZM236 157H239V158H241V159H238V158H236ZM244 157V158H243ZM40 158V157H39ZM106 158V157H105ZM62 159V160H61ZM100 159H102V160H100ZM208 158L206 159V160H209ZM229 159V160H228ZM232 159V160H231ZM35 160H37V159H34L33 161V163H35ZM205 160V161H206ZM222 160H224V161H222ZM228 162H227V161ZM1 161V160H0ZM2 161H4V158H3V160ZM7 161V160H6ZM49 161H51V163L53 162V165L51 164V163H49ZM57 161V162H56ZM101 161H104L105 163H100ZM232 161V163H230ZM238 161V162H239ZM5 162V161H4ZM3 162V163H4ZM7 162H9V161H7ZM7 162H5L4 164L2 163V164H0V170L2 169V167H4L3 165H5ZM207 162H209V161H207ZM215 163V165H214V163ZM235 162V163H234ZM32 164V165H39V164ZM43 163H44V165H43ZM65 163V164H64ZM224 163V164H223ZM226 163V164H225ZM228 163V164H227ZM8 164V163H7ZM54 164H56L55 166H54ZM104 164V165H103ZM217 164H218V168H217V171H216V169H214V168H216L217 167ZM232 164V165H231ZM47 165V166H46ZM52 165V166H51ZM58 165V166H57ZM70 165V166H69ZM101 165V166H100ZM226 165V166H225ZM6 167H7V165H5ZM49 166V167H48ZM65 167V168H64ZM213 167V168H212ZM222 167V168H221ZM50 168V169H49ZM52 168V169H51ZM96 168V169H97ZM3 169H5V168H3ZM43 169H45V171L46 172H48V173H44L43 171ZM58 169H59V171H58ZM202 169L204 170V171H202ZM220 169V170H219ZM226 169H228V170H230V171H227ZM232 169H234V170H232ZM22 170H24L23 172L24 173H26L25 172V169H22ZM30 170V169H29ZM50 170L52 171V173L50 172ZM64 171L65 172V176L63 175L64 174V172H62V171ZM98 170H97V173H98ZM107 170V171H108ZM219 170V171H218ZM222 170V171H221ZM225 170V171H224ZM14 171V170H13ZM42 172V174H41V172ZM192 171V172H191ZM235 172V174H234V172ZM238 171V172H237ZM251 171H253V173L251 172ZM1 172V174H2V171H0ZM15 172V171H14ZM23 172H22V174H23ZM28 172V171H27ZM62 172V173H61ZM222 172V173H221ZM229 172V173H228ZM233 172V175H232V180H230L231 179V177L229 178V177H227L228 175H227V173L230 175V173H232ZM239 172H241V174L239 173ZM246 172H247V174H246ZM16 173V172H15ZM18 173H20V172H17V174L16 175H18ZM39 173L41 174L40 176H41V178L43 177V180L40 182H38V177H39V179H40V176H38L39 175ZM54 173H56V175H54ZM59 173H61L60 174V180H56V179H58L59 178V175H57V174H59ZM190 173H194V178L192 177V175L190 176ZM243 173H244V175H243ZM21 174V173H20ZM19 174V175H20ZM33 174V175H32ZM45 174V175H44ZM188 174V175H187ZM211 174V175H210ZM242 177V178H240V176ZM258 174L259 175V177H260V182L258 181V179H259V177H258V175H257V177H258V179H256L255 177H256V175ZM262 174H263V172H262ZM47 175V176H46ZM51 175H53L52 177H51ZM67 175V176H66ZM215 175V176H216ZM227 175V176H226ZM32 176V177H31ZM46 176V177H45ZM62 176H64V177H62ZM224 176H226V178H224ZM237 176V177H236ZM244 176V177H243ZM252 176V177H251ZM263 176V175H262ZM27 177H26V179H27ZM31 177V178H30ZM56 177H58V178H56ZM70 177H72L71 179H70V181H69V178ZM35 178H37V179H35ZM53 178V180H51ZM108 178V179H107ZM31 179V180H30ZM47 180V181H45V180ZM49 179V180H48ZM104 179H106V181L104 180ZM111 181H110V180ZM264 179V178H263ZM34 180V181H33ZM36 180H37V182H36ZM64 180V181H63ZM102 180V181H101ZM246 180V181H245ZM262 180V181H261ZM67 181V182H66ZM188 181H189V183L191 182L192 184H189V185H191V186H187V184H188ZM33 182V183H32ZM42 182H44V183H46V185L48 184V185H52V183L54 184V185H52L51 187H48V186H45V184L44 183H42ZM56 182V183H55ZM69 182V183H68ZM75 182V183H74ZM103 182L105 183V184H107V185H105V184H103ZM195 182H194V184H195ZM216 182H218V181H216ZM256 182V183H255ZM42 183V184H41ZM65 183V185H63ZM187 183V184H186ZM241 183V184H240ZM261 183V185L260 186H262L261 188H259L260 190V193H258L259 191L258 190H256V187H257V189H258V186H259V184ZM32 185V186H30V185ZM44 184V185H43ZM59 184H60V186H59ZM62 184V185H61ZM102 184V185H101ZM178 184H180L181 186L180 187H183V185H184V189L183 188H181L183 191L185 190V188L187 189L188 187H190V188H188L187 189V191L185 190L184 192H182L180 189V191L177 189V187L179 186ZM215 184V187L214 188H216V185ZM252 184V185H251ZM28 185H29V188H28ZM41 185V186H40ZM77 185H78V183H77ZM100 185V186H99ZM109 185V186H108ZM19 186V185H18ZM26 186H27V188H26ZM43 186L45 187V188H43ZM61 186H62V188H61ZM63 186H64V188H63ZM69 186V187H68ZM103 186H105V188H107L106 190L104 189V187ZM106 186H108V187H106ZM194 186V190H193V193H192V189L193 188H191V187H193ZM39 187H40V189H39ZM65 187H67V188H69L68 190H67V188H65ZM95 187H98V188H95ZM170 187H174V189L173 188H170ZM179 187V188H180ZM42 188H43V190H42ZM196 188H198V190L196 189ZM252 188L254 189V187L252 186ZM28 191H27V190ZM30 189H32V198H33V201H32V198L31 197H28L29 195H31V191H30ZM34 189H37V190H35V191H33ZM48 189V190H47ZM54 189V190H53ZM61 189H63V190H61ZM70 189L72 190V192L70 191ZM167 189V190H166ZM176 189L179 191H176ZM203 191V193H202V191ZM228 191H227V190ZM243 189V190H242ZM245 189V190H244ZM261 189H263V191H261ZM55 190H56V193H55ZM58 190V191H57ZM165 190V191H164ZM224 190V191H223ZM239 190L241 191V192H239ZM30 191V192H29ZM40 191V192H39ZM43 191V192H42ZM49 191H50V193H49ZM68 191V192H67ZM108 191V192H107ZM162 191V190H161ZM169 191V192H168ZM171 191V192H170ZM175 193H174V192ZM190 191V194H188V192ZM196 191L198 192V193H196ZM20 192H21V194H20ZM24 192V193H23ZM29 192V193H28ZM59 192V194L60 193H62V192H67L66 194H65V196H64V194L62 193V194H58L60 197H59V199L57 198L58 196H57V193ZM164 192H165V194H164ZM166 192H168V193H166ZM173 192V193H172ZM180 192L181 193H183V194H185V196L187 197V198H185L184 197V195L182 194V195H180ZM201 192V193H200ZM208 192H210V193H208ZM233 192V193H232ZM262 192V193H261ZM43 193H46V194H43ZM53 193V195H51ZM69 193H71L72 194V197H71V195L69 194ZM98 193H99V195H98ZM107 193L108 194H110V195H107ZM186 193L188 194V196L186 195ZM228 193H229V195H233L234 197V199L231 197V196H229L228 195ZM231 193V194H230ZM43 194V195H42ZM57 196H55V195ZM172 194H174V195H172ZM192 194V196H190ZM194 194V195H193ZM197 194H199V195H201V199L200 200H197V199H199L200 197H199V195H197ZM40 195H42V196H40ZM165 195V196H164ZM169 196V198H167V196ZM26 196V197H25ZM40 196V197H39ZM51 196V199L49 198ZM66 196L68 197V199L66 198ZM74 196V197H73ZM85 196H86V198H85ZM90 196H91V199H90ZM99 196H101V198H99ZM104 196V197H103ZM171 196H173V197H171ZM189 196H190V199H189ZM19 197H20V199H19ZM37 197V198H36ZM54 197V198H53ZM65 197V198H64ZM95 197V198H94ZM98 197V198H97ZM107 197V198H106ZM171 197V198H170ZM175 197V198H174ZM179 197H180V199H179ZM183 197V198H182ZM195 197V198H194ZM209 197V198H208ZM230 197V198H229ZM24 198V199H23ZM26 198H27V200L30 198L31 199V203H29L28 201L30 200H28L27 201V203L25 204V203H22V202H24V200L26 201ZM39 198V199H38ZM62 200H61V199ZM81 199V201H80V199ZM83 198H84V200H83ZM162 198V197H161ZM176 198H178V199H176ZM186 200H188L187 202L185 201V199ZM191 198H193L192 200H191ZM13 199V198H12ZM23 199V200H22ZM37 199V200H36ZM41 199H43V200H41ZM50 199V200H49ZM56 199V200H55ZM74 199V200H73ZM79 199V200H78ZM93 199H96L95 201H93ZM101 199H103V200H101ZM175 199V200H174ZM247 199H249V200H247ZM65 200V201H64ZM93 201L92 203H90L89 201ZM143 200V199H142ZM179 201V203H178V201ZM184 200V201H183ZM191 200V201H190ZM196 202H194V201ZM198 201V203H197V201ZM207 200H209V201H207ZM233 200V201H232ZM234 200H236V202L234 203ZM12 201V200H11ZM22 201V202H21ZM42 202V203H40V202ZM56 201H58V202H56ZM61 201H64V202H66L67 203V205L66 204H64V202H61ZM68 201V202H67ZM74 201H76V202H74ZM77 201H79V203L77 202ZM82 201H84V202H82ZM140 201H141V198H140ZM144 201V200H143ZM192 202L191 204H190V202ZM200 201V202H199ZM206 201V202H205ZM238 201V202H237ZM247 201V202H246ZM252 201V203L254 204H251V203H249L251 206H253V207H249V206H247V205H249V204H247L248 202H251ZM35 202H38V203H35ZM54 202V203H53ZM72 202V203H71ZM81 202V203H80ZM96 202V203H95ZM121 201H119V203H120ZM174 202H175V204H174ZM183 202V203H182ZM189 202V203H188ZM201 202H203L202 204H200ZM31 204V206L29 205V204ZM34 203V204H33ZM45 205H44V204ZM50 204V205H48V204ZM62 203V204H61ZM74 203V204H73ZM83 203H84V205H83ZM87 203V204H86ZM93 203H95V204H97V205H99L98 206V208L100 209V211H99V209L98 208H95V206L97 207V205H94ZM104 203V204H103ZM117 201H116V204H117V208L119 207V206H121V204H119ZM122 203V202H121ZM177 203H178V205H177ZM186 203H188V204H186ZM194 203V204H193ZM205 203V204H204ZM244 203L245 204H247L246 206L244 205ZM12 204V203H11ZM21 204V205H20ZM36 204V205H35ZM37 204L38 205H40L39 207L37 206ZM54 204H56V205H54ZM57 204H59V205H57ZM76 204V205H75ZM77 204H79V206L77 205ZM80 204H81V206H80ZM86 204V205H85ZM92 204V205H91ZM191 206H190V205ZM196 204H198V206L196 205ZM207 204V205H206ZM244 206H243V205ZM25 205V206H24ZM28 205L30 206V207H28ZM47 205V206H46ZM63 205H66V206H68L69 208H67V210H65V208L64 207H66V206H63ZM74 205V206H73ZM88 205V207H86ZM101 205V206H100ZM202 205V206H201ZM212 207V209L210 208V206ZM42 206V207H41ZM44 206H45V208H44ZM48 206H52V208L50 207H48ZM57 206V207H56ZM75 206H77V208L75 207ZM86 207V209H84L85 207ZM92 206V207H91ZM191 208H190V207ZM205 206H207L206 208H203V207H205ZM228 206V207H227ZM41 207V208H40ZM48 207V208H47ZM56 207V208H55ZM80 207V208H79ZM82 207H84L83 209H82ZM123 206H121V207H119L118 209H120V211H118V212H121L122 210H124V208H122ZM171 207H173L174 209H172ZM176 207V208H175ZM177 207H178V209H177ZM185 207V206H184ZM209 207V208H208ZM235 207H236V209H235ZM243 207H247L246 209L245 208H243ZM22 209V211L24 212H22L21 211V209ZM34 208V209H33ZM62 208V209H61ZM93 208H95V210L93 209ZM250 208V211L253 209V211H251V213L249 212H247L248 210L247 209H249ZM252 208V209H251ZM30 209H33V210H31L30 212L28 211V210H30ZM35 209H36V211H35ZM39 209V210H38ZM45 209H47V210H45ZM54 209H57L56 211L54 210ZM70 209V210H69ZM75 209H77V210H75ZM79 209V210H78ZM89 211H88V210ZM122 209V210H121ZM175 209H176V211H175ZM199 209H201V210H199ZM225 209V210H224ZM235 209V210H234ZM38 210V211H37ZM47 212L48 211V213L50 212V213H52L53 214V212H55V214H53L54 216L53 217H55V216H57V214L59 215V216H57V217H55V218H52V214H45V212ZM86 210V211H85ZM92 210H94V212L92 211ZM98 212H97V211ZM239 210V211H240ZM66 211H70L71 213L70 214H67L68 212H66ZM72 211H75V212H72ZM76 211H78V214H77V212ZM85 211V212H84ZM88 211V212H87ZM178 211V212H177ZM189 212H193L194 211V209H192V211L191 210H188ZM199 211V212H198ZM226 211V212H225ZM32 212V213H31ZM44 212V213H43ZM58 212V213H57ZM61 212V213H60ZM86 212H87V214H86ZM92 212V213H91ZM177 212V213H176ZM219 212V213H218ZM28 213H30V214H28ZM38 213V214H37ZM39 213H41V215L39 214ZM64 213V214H63ZM83 213V214H82ZM93 213H99L98 215L96 214H93ZM168 213V214H169ZM27 214V215H26ZM33 214V215H32ZM36 214V215H35ZM43 214H45V215H48V216H46V217H50L52 220H50V218L49 219H43V222L45 223V220H50L51 221V223H50V221H48L49 223H48V225H50V227H45L46 225H44L43 226V223H41L40 221H39V217L41 218H43V216L45 217V215H43ZM66 214V215H65ZM82 214V215H81ZM86 214V215H85ZM249 214V215H248ZM252 214V215H253ZM29 215V218L28 219H26V216H28ZM43 215V216H42ZM63 215H64V218H63ZM68 215V216H67ZM171 215H173V216H171ZM198 215V216H197ZM86 216V217H85ZM88 216V217H87ZM90 216H92L93 218H95V216H99L97 219H95V220H92V217H90ZM194 216H196V217H194ZM227 215L225 214L224 216H222V217H224L225 219L227 218L226 217ZM256 215H253V219H254V217H255ZM60 217H62L65 221H66V224H67V226H68V228H70V227H72V228H70V229H73V230H71L70 231V229H68L67 227L65 228V233H63L64 231L62 230V226H66V224L64 223V220L62 219V218H60ZM85 217V218H84ZM173 217V218H172ZM221 217V218H222ZM251 217V222H253L252 221V216H250ZM23 218L25 219L24 221L26 222H23L22 220H23ZM67 218H69V220L67 219ZM72 218V219H71ZM176 218V219H175ZM201 218V217H200ZM221 218H219V219H221ZM30 219V220H29ZM37 219V220H36ZM56 219H58V220H56ZM77 219V220H76ZM120 221H121V219H122V217L120 216V218H118ZM174 219L176 220V221H174ZM178 219V220H177ZM199 220V221H195V220ZM21 220V221H20ZM29 220V222H30V224H29V222H27ZM40 220H42V219H40ZM60 220H62V221H60ZM73 220V223L74 224H72L71 223V221ZM118 220V221H119ZM223 219H221V220H219V224L221 225V223L223 222L222 221ZM19 221V222H18ZM32 221V222H31ZM36 221H37V224L39 223V225L41 226V227H37L38 225L36 224ZM67 221H69L68 223H67ZM76 222V224H75V222ZM78 221V222H77ZM185 221V222H184ZM202 221V222H203ZM24 224H23V223ZM58 222H60V223H58ZM82 222V223H81ZM97 222V223H96ZM177 222V224L175 225V223ZM187 222V223H186ZM193 223V224H189V223ZM17 223H19L18 225H15V224H17ZM33 223V224H32ZM35 223V224H34ZM56 223V224H55ZM62 223H64V224H62ZM83 223H84V226H82L83 225ZM88 223V225H86ZM96 223V226L93 228V225L91 226L90 224H95ZM129 223V222H128ZM28 224V225H27ZM47 224V223H46ZM60 224V225H59ZM72 224V225H71ZM115 224V223H114ZM132 225V226H134V227H136V224H132V223H129V224H127V225ZM172 224H174V226L175 227H173L172 226ZM223 224V223H222ZM31 225H32V227L33 228H31ZM36 225V226H35ZM69 225H71L70 227H69ZM74 225V226H73ZM126 225V226H127ZM181 225V226H180ZM190 225V226H189ZM193 225H195V226H197L196 228L199 230V232H198V230L193 226ZM203 225V224H202ZM15 226H17L16 228H15ZM19 226H21L20 228H22L23 227V230H22V233L20 232V235L21 236H19ZM26 226V227H25ZM78 226V227H77ZM85 226H87L88 227V229H86L87 227H85ZM179 226V227H178ZM185 226H186V228H185ZM194 228H193V227ZM207 226V225H206ZM30 227V228H29ZM81 227V228H80ZM90 227V228H89ZM175 229H173V228ZM178 227V228H177ZM181 227V228H180ZM27 228V229H26ZM35 228V229H34ZM42 229V230H39L40 232H38L36 229ZM59 228V229H58ZM82 228H85V230H83ZM184 228V229H183ZM15 229V230H14ZM31 229H32V231H31ZM51 229H55L54 231L53 230H51ZM81 231H80V230ZM133 229V230H132ZM174 231H173V230ZM177 229H180V230H178V232H177ZM183 229V230H182ZM193 229V230H192ZM228 229H231L232 230V228H228ZM233 229L235 230V227H233ZM11 230V231H12ZM26 230L28 231L27 232V234H26ZM132 230V231H131ZM168 230H169V232H168ZM230 230V231H231ZM234 230H232V231H234ZM237 231H238V228L236 229ZM236 230L234 231V232H236ZM37 231V232H36ZM53 231V232H52ZM55 231H58V233H56ZM59 231H63V232H59ZM77 231V232H76ZM87 231V232H86ZM138 231V232H137ZM171 231H173V232H171ZM181 231V232H180ZM192 231V232H191ZM196 231V232H195ZM30 232V233H29ZM32 232V233H31ZM34 232V233H33ZM95 232L97 233V235L95 234ZM177 233V234H174V233ZM180 232V235L178 234ZM193 232H195V233H193ZM202 232V233H201ZM222 232V233H221ZM37 233H39L38 234V236H37ZM41 233V234H40ZM66 233L69 235L67 238H66ZM78 233V234H77ZM80 233H82V234H84V235H82V236H80ZM91 234V235H89V234ZM136 233V234H135ZM171 234V235H169V234ZM191 233V234H190ZM198 233L200 234V235H202L201 237H200V239H196V238H198L199 236H197L198 235ZM211 233V234H210ZM219 233H221L222 235L220 236L219 235ZM230 233V234H229ZM25 234V236H23ZM33 234V235H32ZM35 234V235H34ZM74 234L76 235V237L77 236H80L79 238L80 239H78V238H76L75 236H74ZM135 234V235H134ZM139 234V233H138ZM172 234H174L173 235V238H172ZM182 234H183V238H182ZM204 234V235H203ZM208 234V235H207ZM209 234H210V236H209ZM59 235V236H58ZM65 235V236H64ZM87 235V236H86ZM96 235V236H95ZM168 235H169V238H168ZM176 235V236H175ZM188 235V236H187ZM219 235V237L221 238V239H219V237H217ZM224 235V236H223ZM23 236V237H22ZM30 238H29V237ZM33 236H36V238L35 237H33ZM55 236V237H54ZM62 236H64L65 238L63 239L62 238ZM85 236V237H84ZM134 236V237H133ZM143 236V235H142ZM203 236H205V237H203ZM6 237V238H5ZM25 237V238H24ZM27 237V238H26ZM73 237H75V238H73ZM98 237H100L99 235H98ZM136 237V238H135ZM171 237V238H170ZM191 238L190 240L188 239V238ZM196 237V238H195ZM202 237H203V239H202ZM208 237V238H207ZM215 237H216V239H215ZM224 237V238H223ZM227 237H229V241H228V239H227ZM20 238H22L21 240H20ZM23 238H24V240H23ZM29 238V239H28ZM72 238V239H71ZM91 238H93V241H92V239ZM94 238H96L95 239V241H94ZM130 238H134L135 240H132L131 241V239ZM150 238V239H149ZM176 238V239H175ZM211 238V239H210ZM8 239V240H7ZM50 239V238H49ZM68 239V240H67ZM69 239H70V241L72 242L71 244H70V241H69ZM76 239V240H75ZM99 239V238H98ZM149 239V240H148ZM166 239V240H165ZM167 239H170L171 241H169L168 240V243L169 242H171V243H167ZM172 239H174L175 240V242H173V240ZM178 239H180V240H178ZM207 239V240H206ZM218 239H219V242H218ZM225 239H227L226 241H225ZM1 240V239H0ZM1 240V241H2ZM11 242H10V241ZM25 240H26V243H25ZM29 240H31V241H29ZM34 240V241H33ZM73 240H74V242H76V244L73 242ZM148 240V241H147ZM157 240V241H156ZM185 242V240H186V242L185 243H182L183 241ZM194 240V241H193ZM203 240H204V242H203ZM211 240V241H210ZM13 241H16V243L15 242H13ZM21 241V242H20ZM29 241V242H28ZM36 241V242H37ZM64 241V242H63ZM68 242V243H66V244H64L65 242ZM80 242V244H79V242ZM85 241V242H84ZM97 241V242H96ZM156 241V242H155ZM182 241V242H181ZM187 241H190V242H187ZM206 241V242H205ZM209 241V242H208ZM223 243H221V242ZM231 241V242H230ZM3 242H0V243H3ZM22 242H24V244H25V246H23V243ZM28 242V243H27ZM83 242V243H82ZM145 242H147V243H145ZM148 242L150 243V246H151V248L152 247H154V248H152L153 250H156L157 248V250L153 253V251H152V249L150 250V246L149 245H147L148 244ZM156 243V244H158V245H155L154 243ZM194 242H195V244L196 245H194ZM200 242V243H199ZM203 244H202V243ZM225 242V243H224ZM21 243V244H20ZM140 243V247L138 246V244ZM160 243V244H159ZM175 243H177V244H175ZM191 244L192 243V245L191 246H189L188 244ZM199 245H198V244ZM206 243V244H205ZM214 243V244H213ZM228 243H231V244H228ZM16 245V246H14V245ZM27 244V245H26ZM54 244V245H55ZM64 244V245H63ZM70 244V245H69ZM84 244V246H82V245ZM117 244V245H118ZM127 244H130V245H127ZM143 244V245H142ZM152 244V245H151ZM167 244H168V246H167ZM171 244V246H169ZM174 244V245H173ZM182 244V245H181ZM185 244H187V245H185ZM201 244V245H200ZM224 244H225V246H224ZM226 244H228V245H226ZM232 244V245H233ZM11 245H13L12 247H11ZM21 247H20V246ZM30 245V246H29ZM32 245L34 246V247H32ZM63 245V246H62ZM74 245V246H73ZM76 245V246H75ZM91 245V244H90ZM99 245V246H98ZM164 245H166V246H164ZM184 245V246H183ZM194 245V246H193ZM203 245H205V246H203ZM217 245V246H216ZM221 245V246H220ZM231 245V248L232 247H234V245L232 246ZM237 245V246H238ZM1 246H0V248H1ZM19 246V247H18ZM23 246V247H22ZM62 246V247H61ZM65 246H67L66 248H65ZM70 246H71V248H70ZM92 246V245H91ZM133 246L135 247V248H140L139 250H140V252L142 251L143 253H144V251L145 252H147V250H148V255H152L151 257L150 256H146V254H138L139 252V250H136L137 252H135V254H133L134 252L131 250V249H133ZM143 246V247H142ZM162 246V247H161ZM164 246V247H163ZM173 246V247H172ZM175 246H177V247H175ZM181 246H182V248H181ZM187 246V247H186ZM196 246V247H195ZM197 246H199V248H197ZM208 246H210V248L208 247ZM222 247V249L220 248V247ZM236 246V247H237ZM5 247V248H4ZM76 247V248H75ZM84 247V248H83ZM93 247V248H94ZM167 247H170L171 249H168ZM176 248V250H174L175 248ZM186 247V248H185ZM204 247H206V248H204ZM226 247V248H225ZM4 248V249H3ZM12 248H14L13 250H12ZM17 248H20V249H17ZM60 250H59V249ZM61 248H62V250H61ZM73 248V249H72ZM75 248V249H74ZM100 248V249H99ZM102 248H103V246H102ZM123 248V249H122ZM142 248V249H141ZM143 248H144V250H143ZM162 248V249H161ZM168 249V250H170V251H168V253L166 252V251H164V249ZM174 248V249H173ZM178 248V249H177ZM185 248V249H184ZM202 248H203V250H202ZM215 248H217V249H215ZM228 248L230 249L229 250V252H228ZM31 249V250H30ZM67 251H69V252H65L66 250ZM76 249L79 251V253H78V251H77V253H76V256L74 255L75 254V252H76ZM125 249H127V251H129L130 250V254H129V252H127L128 254H126V256L125 255H123L124 254V250ZM165 249V250H166ZM184 250V252H183V250ZM186 249H187V251L188 252H190L191 250V253H185V251H186ZM219 249H221V250H219ZM224 249V250H223ZM0 250V251H1ZM12 250V251H11ZM18 250H19V252H18ZM22 252H21V251ZM24 250V251H23ZM33 250H35V252H37V253H35L34 254V251ZM59 250V251H58ZM81 250H84V251H82V252H80ZM104 250V251H103ZM123 250V251H122ZM173 250V251H172ZM202 250V251H201ZM206 250V251H205ZM227 250V251H226ZM11 251V252H10ZM17 252V254H16V252ZM61 251V252H60ZM73 252V253H70V252ZM102 251L103 252H105V254L104 253H102ZM179 251V252H178ZM194 251H196V252H194ZM198 251V252H197ZM204 251V252H203ZM209 253H208V252ZM214 251H215V253H214ZM217 251H219L218 253H219V255H217L216 253H217ZM224 251V252H223ZM8 252V253H7ZM21 252V253H20ZM27 254H26V253ZM32 252V253H31ZM59 252V253H58ZM63 252L65 253L64 255H63ZM95 252V251H94ZM117 252V253H116ZM151 252L153 253V254H151ZM181 252H182V254H181ZM200 252V253H199ZM206 252V253H205ZM210 252H212L213 254H215V255H213L212 253H210ZM225 252H227V253H225ZM1 253V252H0ZM13 254V256L11 255V254ZM15 253V254H14ZM20 253V254H19ZM22 253H23V255H22ZM31 255H30V254ZM62 255H61V254ZM81 253V254H80ZM116 253V254H115ZM165 253H166V255L168 254V255H170V256H168L167 255V258H165ZM171 253L173 254V258H172V256H171ZM193 253H194V255H193ZM196 253V254H195ZM198 253H199V255L204 259V260H202V258L200 257V256H198ZM27 255V257H29V258H27L26 257V255ZM46 254H48L47 252L45 253V255ZM69 254V255H68ZM73 254V256H71ZM105 255L107 258L105 259V256H103V255ZM106 254H109L110 256H108V255H106ZM120 254H121V258L122 259H124L125 257V260L127 259V258H129V259H127V261L129 260V262H125V260H122V262H124V263H120L121 262V258H119L120 257ZM137 254L140 256V257H138L137 256ZM159 254V255H158ZM176 254V255H175ZM184 254H186V255H184ZM192 254V255H191ZM204 254V255H203ZM207 254H211L210 256L209 255H207ZM226 257H224V261H221V260H223V255ZM3 255H1L0 254V257L2 258V256ZM16 255V256H15ZM19 257H18V256ZM37 255V256H36ZM49 255V254H48ZM48 255H47V257H48ZM86 255V256H85ZM119 255V256H118ZM132 255V256H131ZM157 255V256H156ZM178 255V256H177ZM181 255V256H180ZM188 255V256H187ZM191 255V257H193V258H190V259H188L189 258V256ZM198 257H197V256ZM221 255V256H220ZM229 255V256H228ZM6 256V257H7ZM21 256V257H20ZM25 256V257H24ZM31 256V257H30ZM57 256H54V257H57ZM71 256V257H70ZM77 256H80L79 258L77 257ZM136 256H137V259H136ZM160 256V257H159ZM184 256H185V258H184ZM204 256H206L207 258H209L210 260H207V259H205L206 257H204ZM219 256V257H218ZM35 257V258H34ZM40 257H41V259H40ZM53 257V258H54ZM82 257V258H81ZM86 257V258H85ZM95 257V256H94ZM93 257V258H94ZM95 257V258H96ZM104 257V258H103ZM111 257V258H110ZM142 257H143V260H141L142 259ZM162 257V258H161ZM188 257V258H187ZM196 259H195V258ZM210 257H212V258H210ZM214 257H217V258H214ZM81 258V259H80ZM92 258V259H93ZM152 258V259H151ZM153 258H154V260H153ZM169 258H170V260H169ZM175 258H176V260H175ZM222 258V259H221ZM227 258H230L229 260L227 259ZM22 259V260H21ZM26 259V261H24ZM33 259V260H32ZM35 259V260H34ZM75 259V260H74ZM102 259V260H101ZM111 259H113V260H111ZM133 259H135V260H133ZM144 259L146 260V261H144ZM163 259V260H162ZM194 259V260H193ZM20 260V261H19ZM54 260V259H53ZM57 260V259H56ZM70 260V261H69ZM98 260V261H97ZM102 262H100V261ZM103 260H105V261H103ZM111 260V261H110ZM117 260H119L120 262H117ZM151 260V261H150ZM161 260V261H160ZM168 260V261H167ZM207 260V261H206ZM30 261V262H29ZM55 261V260H54ZM75 261V262H74ZM95 261V262H94ZM148 261V262H147ZM155 261V262H154ZM169 262V263H167V262ZM174 261V262H173ZM190 261V262H189ZM194 261H195V263H194ZM203 261H205V262H203ZM11 262V261H10ZM34 262V263H33ZM35 262H38V263H35ZM85 262H86V260H85ZM99 262V263H98ZM106 262V263H105ZM108 262V263H107ZM133 262V263H132ZM140 262V263H139ZM160 262V263H159ZM173 262V263H172ZM0 263L2 264V260L0 259ZM87 263H85V264H87ZM9 264V263H8ZM55 264H57V262L55 263ZM84 264V263H83Z\"/></svg>",
    "mask_w": 264,
    "mask_h": 264
}]
</instances>
